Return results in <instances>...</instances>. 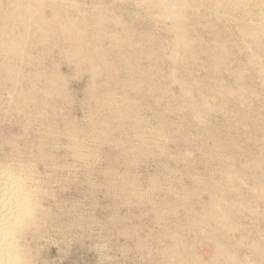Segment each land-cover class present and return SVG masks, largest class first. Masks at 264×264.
<instances>
[{
	"label": "rangeland",
	"instance_id": "obj_1",
	"mask_svg": "<svg viewBox=\"0 0 264 264\" xmlns=\"http://www.w3.org/2000/svg\"><path fill=\"white\" fill-rule=\"evenodd\" d=\"M103 1V2H102ZM131 1V2H130ZM132 1H134V3L132 2ZM143 1V2H142ZM146 1V2H145ZM188 1V2H187ZM191 2V4L189 3V0H186V1H180V0H74L73 2L71 1V0H55L54 2L56 3H54V2H52V4H51V7L50 6H48V7H41L40 9H39V11L37 12V11H35V10H32L33 8H32V6H31V12H30V15L33 13V11H35V13H33V16H38V15H41V16H45L46 15V17H44V18H47V19H44L43 21H40V22H36V20H35V18L33 17V18H30V19H28L29 20V22H27L28 20L27 19H25V18H15V15H16V13L18 14V8H19V6H21V5H23V0L22 1H20V0H0V33L1 32H3V33H6V31L8 30V32L7 33H13V34H15V37H16V39H18V41L20 42L19 44H20V47H21V49H20V51H18L16 54H13L12 52H9V51H7L4 47H3V45L2 44H0V63H1V61H3L2 63H1V65H0V68H2V69H0V103H3V104H0V111L2 112H0V116L1 115H3L4 113H5V115L6 116H8V118H5L4 116L5 115H3V116H1L0 118V161H3V162H7V160L8 159H17V160H25V161H27V163L28 164H26V166L28 167V171H29V173H31V175H32V177L34 178V179H36V182L37 183H39V190H38V192H39V196H41V198H43V196L44 195H46V196H44V198L42 199V201H41V208L39 209V210H37L36 212H38V213H36L37 214V218L39 217V221H37L36 223H35V226L36 227H34V225H33V228H37L38 227V229H39V233H37L36 235H35V238H33V240L32 239H29V237H31L32 238V235H30V234H27V239H26V241L24 242V240L23 239H20L19 240V243L21 244V246H23L22 247V250H23V254L26 256L25 257V261H24V264H166V262H167V264H198V262L199 261H206V262H208L209 260V262H211V260H212V257H213V255H214V253H215V251H216V249L217 250H219L220 248H216L217 246L215 245V244H218V245H224V246H226V247H232V248H234V251H233V253H231V255L230 254H226L227 252L225 251V250H222V249H220V251L219 252H216V256L217 255H219L220 253H223V252H225V254L224 255H221V257H222V259H220L221 257L220 256H218L217 257V261H218V263L219 264H223V262H224V264H227V263H229V261H230V263L229 264H231V263H237V264H254V262H257V264H264V193H262V189H263V192H264V168H262V167H264V164H261V163H264V137H263V134L264 133H262L263 131H264V108H262V107H264V94H261V93H264L263 91H264V82L261 80V76H262V73L264 72V68L262 67V62H264V57L262 56V52H259V51H261V50H259L261 47H263L264 46V40L262 41V39H264V17H263V13H264V1L263 0H253V1H251V0H247L248 2L249 1H251V2H249L250 4H248V2L245 4V2H246V0H244V1H242V0H235V4H234V2H232V1H234V0H205V1H203V0H201V1H199V0H197V1H195V0H190ZM192 1H194V4L192 3ZM211 1H213V2H211ZM217 1H219V2H217ZM228 3H227V2ZM231 1V2H230ZM3 2V3H2ZM11 2H12V4H11ZM14 2V3H13ZM19 2V3H18ZM65 2H71V3H73L74 5L73 6H71L72 4H70V5H68V10H67V5H66V7L63 5V4H65ZM115 2V3H114ZM140 2H141V4H140ZM159 2H161V4L159 3ZM174 2V3H173ZM183 2V3H182ZM185 2H187V4L185 3ZM195 2H196V4H195ZM203 2H205L204 4H203ZM220 2H222V4L220 3ZM227 4H229L230 3V5L232 6H229V7H231L230 8V10H228V5L226 6V3ZM238 2H240V3H242L243 2V6L241 5H239V4H237ZM254 2V3H253ZM8 3H10V6H9V4ZM16 3V4H15ZM109 3H110V5H109ZM127 3H128V5H127ZM135 5H133V4ZM144 3V4H143ZM150 4V7H148V5ZM184 3H185V5H184ZM199 3V4H198ZM216 3H218V4H221L220 5V8L218 7L219 5H217ZM225 3V4H224ZM257 3H259V4H257ZM2 4H4V5H2ZM6 4V5H5ZM15 4V5H14ZM18 4V5H17ZM21 4V5H20ZM59 4H62V5H59ZM153 4V5H152ZM193 4V7L191 6ZM198 4V5H197ZM203 4V5H202ZM210 5L211 7H208V6H206V5ZM211 4H213V5H211ZM237 4V5H236ZM251 4H253L252 6H254V8L256 7L257 8V6H258V9H256L255 8V11H254V8L251 6ZM260 4H261V6H260ZM54 5H56V7L54 6ZM57 5H59V7L57 6ZM142 5V6H141ZM144 5H146V6H144ZM190 5V6H189ZM201 5V6H200ZM215 5H217V6H215ZM239 5V6H238ZM248 5H250V6H248ZM14 6V8H13V10H12V7ZM18 6V7H17ZM63 8H61V7ZM126 6V7H125ZM129 6V7H128ZM132 8H131V7ZM135 8H134V7ZM136 6H137V8H136ZM194 6L195 7H197V8H199V10L201 11V12H199V10L197 9V8H194ZM203 6V7H202ZM206 8H205V7ZM263 6V7H262ZM10 7V8H9ZM51 8V11H50V8ZM59 9H58V8ZM71 7H73V8H71ZM147 7V8H146ZM159 7H161V8H163V11L162 12H159V10H158V8ZM182 7V8H181ZM202 7V8H201ZM217 7V8H216ZM239 7V8H238ZM245 7H246V9H245ZM247 7H249V9L247 8ZM252 9H251V8ZM116 8H117V10H116ZM144 8V9H143ZM147 10H146V9ZM148 8H149V10H148ZM184 8V9H183ZM206 9V10H204V9ZM227 8V9H226ZM238 11H236L235 9ZM259 8H260V11H259ZM14 9H15V11H14ZM94 9V10H93ZM131 9H133V10H131ZM135 9V10H134ZM152 9V10H151ZM198 10V12L196 11V10ZM215 9V10H214ZM225 9L226 11H228V12H226V14L225 15H223L225 12L223 11V10ZM235 10V12L234 13H232L233 12V10ZM241 11V14H240V12H239V10ZM57 10V11H56ZM66 10V11H65ZM92 10V11H91ZM144 10V11H143ZM214 10V11H213ZM219 10V11H218ZM222 10V11H221ZM247 11V12H244V15L246 16L245 17V23H244V21L243 20H241V19H243L244 18V15L242 14L243 13V11ZM251 10V11H250ZM252 10H253V12L256 14H254L253 12H252ZM257 10V11H256ZM3 11V12H2ZM10 11V12H9ZM41 11V12H40ZM49 11V12H48ZM62 11H64V12H62ZM84 11V12H83ZM122 11V12H121ZM148 11H150V12H148ZM195 11H196V14L198 15V17L199 18H202L203 20H199V18L196 16V14H195ZM205 11V12H204ZM206 11H209V13H207ZM218 11V12H217ZM221 11V12H220ZM231 13H230V12ZM262 11V12H261ZM56 12V13H55ZM82 12H83V14L85 15H83L82 14ZM110 12V13H109ZM224 12V13H223ZM249 12H251V13H249ZM256 12H258V13H256ZM5 13V14H4ZM13 13H14V15H13ZM71 13V14H70ZM122 13H123V15H122ZM127 13H129V14H127ZM177 13H179L177 16H176V14ZM192 13V14H191ZM207 13V14H206ZM210 13H212V14H210ZM213 13H215L216 14V16H218V14L220 15V13H221V15L220 16H218V17H216V16H212V15H215V14H213ZM223 13V14H222ZM228 13V14H227ZM237 13V14H236ZM250 15H249V14ZM252 13H253V15H252ZM260 13V15H258ZM11 14H12V16H11ZM37 14V15H36ZM54 14H56V15H54ZM66 16H65V15ZM80 14H82V16H80ZM91 14H94V15H91ZM116 15V17L117 16H121V17H118L117 19H115V18H112L113 16L115 17V15ZM118 14V15H117ZM159 14V15H158ZM201 14V15H200ZM203 14H205L204 16H202ZM231 16H230V15ZM234 14V15H233ZM4 15H6L5 16V18H4ZM8 15V16H7ZM78 15V16H77ZM100 15V16H99ZM133 15V16H132ZM163 15V16H162ZM174 15V16H173ZM180 15V16H179ZM229 15V16H228ZM238 17H237V16ZM241 15V16H240ZM242 15H243V18H240V17H242ZM258 15V16H257ZM2 16H3V18H2ZM55 16H57V18L55 17ZM61 16V17H60ZM206 16V17H205ZM210 17L209 19H210V21H209V19L207 18V17ZM224 16H226V18H224ZM255 16V17H254ZM9 17V18H8ZM64 17V21L63 20H59V18L60 19H62ZM74 18L73 20H71V21H68V19L69 18ZM84 17V18H83ZM92 17H93V19H92ZM101 17H102V19H101ZM158 17H160V18H158ZM173 17V18H172ZM213 17H215V18H213ZM230 17H233V18H230ZM248 17H253V19H251L250 20V18H248ZM257 17V18H256ZM6 18H8V19H6ZM70 18V19H71ZM99 20H98V19ZM169 18H171V20H169ZM213 18V19H212ZM218 18V19H217ZM222 18V19H221ZM223 18H224V21H223ZM248 18V19H247ZM258 18H260L259 19V21H258ZM263 18V19H262ZM14 19H16V20H14ZM33 19L35 20V21H33ZM105 19H106V21H105ZM108 19V20H107ZM137 19H138V21H137ZM164 20V23H163V21L162 20ZM216 19V22H217V20H218V24H216V22L215 23H213L214 22V20ZM220 19H221V21H220ZM241 20V21H239V20ZM261 19L263 20V22H261ZM5 22H3V21ZM6 20V21H5ZM12 20H14V22L12 21ZM30 20H31V22H33V24H36L37 26H40V25H42V24H44V22H48L49 21V23H45V24H48V27L49 26H54L52 29L53 30H49L48 29V27L47 28H45L44 29V32L42 33V34H38V33H36V32H34V30H29V31H26V26H27V24H28V27L29 26H31L32 24H31V22H30ZM48 20V21H47ZM79 20V21H78ZM113 22H112V21ZM126 20V21H125ZM159 20V21H158ZM181 20V21H180ZM196 20H198V22H196ZM205 20V21H204ZM211 20L213 21L212 23H211ZM226 20H230V21H226ZM238 20V21H237ZM8 21V22H7ZM13 22V23H11L10 24V22ZM15 21H16V23H15ZM19 21V22H18ZM75 22V24H77V23H79V24H77V25H75L74 24V22ZM104 21V22H103ZM109 23H108V22ZM116 21V22H115ZM117 21H121L119 24H118V22ZM141 21V22H140ZM207 21V22H206ZM220 21V22H219ZM234 21V22H233ZM251 21V22H250ZM3 22V23H2ZM19 24H18V23ZM65 22H68V23H65ZM70 22H72L73 23V26L72 25H70L71 23ZM87 22V23H86ZM96 22V23H95ZM99 22V23H98ZM138 22V24H136ZM167 22V23H166ZM170 22V23H169ZM202 24H200V23ZM202 22H204V23H202ZM233 22V23H232ZM236 22V23H235ZM252 22H254V23H252ZM15 23V24H14ZM25 23V24H24ZM131 23V25H129ZM174 23V24H173ZM239 23H241V25H239V27H238V24ZM258 23V24H257ZM18 24V25H17ZM60 24H62L63 26H61ZM66 26H65V25ZM83 24V25H82ZM88 24V25H87ZM114 24V25H113ZM166 24V25H165ZM232 24H233V26H232ZM244 24V25H243ZM249 25V26H247V25ZM10 25H11V27H10ZM21 25H23V27L25 26V29L23 28V27H21ZM35 25V26H36ZM106 25V26H105ZM108 25V26H107ZM118 25V27H116ZM126 25V26H125ZM142 26V28H141V26ZM156 25L158 26V27H156ZM168 25V26H167ZM193 25V26H192ZM222 25V26H221ZM8 26H9V28H8ZM17 26V27H16ZM18 26H19V28L20 29H18ZM57 26V27H56ZM70 26V27H69ZM75 26V27H74ZM98 26V27H97ZM122 28H121V27ZM186 26H187V28H186ZM235 26H236V28H235ZM245 26H247V28L245 27ZM2 27H4V28H7L6 29V31H4L5 29L3 28L2 29ZM72 27V28H71ZM128 27V28H127ZM137 27V28H136ZM226 27V28H225ZM241 27V28H240ZM250 27V28H249ZM50 29H51V27H49ZM65 28H66V30H65ZM68 28V29H67ZM78 28V29H77ZM79 28H81L80 30H79ZM88 28H89V31L90 32H88ZM97 28V29H96ZM106 28V29H105ZM118 28H121V30L120 29H118ZM141 28V29H140ZM152 30H151V29ZM176 28H178V29H176ZM188 28H190L189 30H188ZM226 30H225V29ZM252 28H254V29H258L259 30V36H256V39H252L251 38V36L250 37H247V36H244V34H248V32H252ZM56 30V32H55V30ZM74 29V30H73ZM75 29H77V30H75ZM111 29V30H110ZM118 29V30H117ZM123 29V30H122ZM125 29L129 32V33H127V31H125ZM128 29H130V30H132V31H130V30H128ZM137 29V30H136ZM149 31H148V30ZM158 29V30H157ZM230 31H229V30ZM243 29V30H242ZM249 29V30H248ZM59 30V31H58ZM106 30H108V31H106ZM133 30H134V32H136L135 34L134 33H131V32H133ZM145 30V31H144ZM190 31L189 33H186V34H183L182 35V32L183 31ZM209 30H212V32L211 31H209ZM219 30V31H218ZM223 30V31H222ZM262 30H263V32H262ZM21 31V32H20ZM22 31H25L26 32V35H22ZM50 31H52V32H54V33H52V32H50ZM62 31V32H61ZM64 31V32H63ZM70 31V32H69ZM77 31V33L79 34H77V33H75ZM140 32V33H137V32ZM141 31H143V33L141 32ZM181 31V33H179ZM185 31L183 32V33H185ZM216 31V32H215ZM221 31H222V33H221ZM229 31V32H228ZM246 31V32H245ZM74 33V34H72L71 35V33ZM104 32V33H103ZM148 32H149V34H151L150 36H149V34H148ZM162 32V33H161ZM193 34H192V33ZM205 33V32H207L208 33V35H207V33H205V36H203L202 35V33ZM210 32L212 33V34H210ZM215 32V33H214ZM18 33L20 34L21 33V35L22 36H19V38H18ZM97 33V34H96ZM124 33H126L125 35H124ZM156 35H154V34ZM198 33V34H197ZM203 33V34H204ZM219 33H221V34H219ZM238 33V34H237ZM64 34V35H63ZM69 34V35H68ZM80 34H82V36L80 35ZM88 34V35H87ZM92 34V35H91ZM95 34H96V36H95ZM128 34V35H127ZM131 34V35H130ZM135 36H133V35ZM138 34V35H137ZM140 34H143V35H141L140 37H139V35ZM146 34H147V36H148V39H147V36H146ZM165 34V35H164ZM174 36H177V37H179V39H177V38H175V37H173V35ZM181 34V36H179ZM192 34V35H191ZM217 34H219L218 36H217ZM235 36V38H234V36H233V41L230 39V38H232V36ZM38 35V36H37ZM50 35H52V36H50ZM55 35V36H54ZM57 35L59 36V37H57ZM74 35H76V37H78V39L80 40V39H82V40H80V41H78L77 42V44H78V46H79V43H82V45L80 44V46L78 47L79 48V51L77 52L75 49V47L74 48H71L70 49V51L71 52H69L68 51V48H67V46L63 43L64 42V40L65 39H68V37L70 36V38L72 37V38H76ZM116 35V36H115ZM184 35H186V37L184 36ZM191 37L190 39H188L189 40V42H186L185 41V39H187V38H189V36ZM215 37H214V36ZM224 36L223 37V39L225 40V39H227V40H225V41H227V42H225L221 37L222 36ZM239 35V36H238ZM2 36V35H1ZM23 36H24V39H23ZM28 36V37H27ZM127 36V37H126ZM151 36H152V38H151ZM166 36V37H165ZM207 36H210V37H207ZM216 36H217V38H216ZM220 36V37H219ZM230 36V38H228ZM241 36H243V37H241ZM27 37V38H26ZM46 37H47V39H46ZM56 39H58V38H60V42H59V39L58 40H55V38ZM106 37V38H105ZM144 38L145 39V42H144V40H142L141 39V41L140 40H138L139 38ZM149 37H150V39H149ZM153 37H154V39H153ZM162 37V38H161ZM203 37V38H202ZM212 37V38H211ZM214 37V38H213ZM237 37H239V38H237ZM61 38H63V39H61ZM96 38V39H95ZM99 38V39H98ZM102 38L104 39V40H102ZM131 38H133V39H131ZM136 38V39H135ZM168 38V39H167ZM180 38H182V39H180ZM183 38H184V41H183ZM210 38V39H209ZM219 38V39H218ZM222 40H221V39ZM241 38V39H240ZM261 38V39H260ZM26 39H27V41H28V39H29V41L28 42H23V41H26ZM37 39V40H36ZM53 39V41H51ZM77 38L75 39V40H78ZM85 39V40H84ZM163 39V40H162ZM206 39V40H205ZM210 41H209V40ZM235 39V40H234ZM260 39V40H259ZM22 40V41H21ZM40 40H41V42H40ZM54 40H55V42H54ZM129 40V41H128ZM136 40V42H134V41ZM138 40V41H137ZM147 40H148V42H147ZM150 40V41H149ZM154 40V41H153ZM171 40H174V42H176V43H173V41H171ZM187 40V41H188ZM210 42H208V41ZM214 40V42H213V44L211 43V41H213ZM218 40H220L221 42L222 41H224V42H222L221 44L220 43H218V42H220V41H217ZM251 40V41H250ZM44 41H48L47 43L45 42L44 43ZM57 41V42H56ZM87 42L86 43V45H87V47L85 46V42ZM104 41V42H103ZM105 41L107 42V43H105ZM156 41V42H155ZM158 41H159V43H158ZM191 41V42H190ZM254 41V42H253ZM30 42H35L34 44L36 45H34L33 43H30ZM43 42V43H42ZM56 43V44H54V43ZM84 42V43H83ZM139 42V43H138ZM141 42V43H140ZM143 42H144V44H143ZM150 42V43H149ZM162 42V43H161ZM240 42V43H239ZM29 43H30V45H29ZM105 43V44H104ZM120 43V44H119ZM124 43V44H123ZM151 43H152V48H151ZM186 43V44H185ZM191 43V44H190ZM205 43H207V45H205ZM208 43H209V45H208ZM237 43H239V45L237 44ZM255 45H254V44ZM25 44V45H24ZM31 44H33V45H31ZM90 44H92V46L90 45ZM157 44V47H154L155 45ZM159 44V45H158ZM162 44V45H161ZM163 44H165V45H163ZM212 44V45H211ZM217 44V45H216ZM236 44V45H235ZM28 45V46H27ZM39 45V46H38ZM43 45V46H42ZM52 47H51V46ZM55 46V48H54V46ZM131 45V46H130ZM170 45V46H169ZM171 45H172V47H171ZM215 45V46H214ZM219 45H221L220 47H219ZM261 47H260V46ZM25 47V48H23V47ZM31 46H33V47H31ZM59 46V47H58ZM60 46H61V49H60ZM125 46V47H124ZM147 46H148V48H147ZM150 46V47H149ZM161 46V47H160ZM164 46V47H163ZM177 46V47H176ZM212 46L213 47H215V48H212ZM30 47V48H29ZM50 47H51V51H47L48 49L50 50ZM82 47V48H81ZM86 47V49H84ZM129 47H131V49L133 48V50L136 48L137 50L136 51H138V53H140V55L139 54H137V52H135V50H134V52H133V50H131ZM154 47V48H153ZM176 47V48H175ZM201 47V48H200ZM208 48V49H205V48ZM210 47H211V49H210ZM241 47H244L243 49L241 48ZM250 47H252V48H250ZM256 47V48H255ZM260 47V48H259ZM39 49V50H37L36 51V49ZM41 48L44 50H41ZM112 48H115V49H112ZM141 48V49H140ZM145 48H146V53L144 52L145 51ZM156 48V49H155ZM167 48V49H166ZM171 48H172V50H171ZM217 48V49H216ZM221 48H222V51H221ZM227 48V49H226ZM234 48H239V49H234ZM258 48V49H257ZM34 49H35V51H34ZM81 49V50H80ZM83 49V50H82ZM117 49H119L118 50V52H120V53H118V52H116L117 51ZM120 49H121V51H120ZM139 49H140V51H139ZM150 49H152V50H156V54L158 55H156L155 54V50L154 51H150ZM161 49V50H163V53H164V55L162 54V52H159V50ZM230 49V50H229ZM232 49V50H231ZM254 49V50H253ZM3 50V51H2ZM5 50V51H4ZM41 50V51H40ZM56 50H58V51H56ZM66 50V51H65ZM87 50H88V52H87ZM91 50V51H90ZM114 50V51H113ZM126 50H127V52H126ZM128 50H130V51H128ZM148 50H149V52L150 53H152V54H150L149 52H148ZM160 50V51H161ZM166 50V51H165ZM215 50V51H214ZM226 50H228V51H226ZM237 50H239L238 52H237ZM242 50V51H241ZM257 50V51H256ZM23 51V52H22ZM26 51V52H25ZM32 52V53H29V52ZM35 53H34V52ZM45 51H47V52H45ZM84 51H86V52H84ZM90 51V52H89ZM96 51V52H95ZM105 51V52H104ZM125 51V52H124ZM192 51V52H191ZM200 51H205V53H203V52H201V53H199L198 54V52H200ZM206 51H207V53H206ZM217 51V52H216ZM225 51V53H223ZM231 51V52H230ZM241 51V52H240ZM244 51V52H243ZM21 52V53H20ZM51 52V53H50ZM54 52H56V54L54 53ZM84 52V53H83ZM93 52V53H92ZM107 52V53H106ZM114 52V53H113ZM133 52V53H132ZM154 52V53H153ZM171 52H173V53H171ZM215 52V53H214ZM230 52V53H229ZM233 52V53H232ZM234 52H235V55L236 56H234L233 54H234ZM236 52H237V54H236ZM247 52V53H246ZM258 52H259V54H258ZM50 55H49V54ZM54 53V54H53ZM90 53H91V55H90ZM112 53L114 54V55H112ZM116 53L117 54H119V56H125V57H119V56H115L116 55ZM134 53H135V55H134ZM149 53V54H148ZM166 53V54H165ZM169 53V55L170 54H172V55H167ZM208 53H210V54H208ZM231 53H232V55L233 56H231ZM249 53V54H248ZM253 53V54H252ZM82 54V55H81ZM93 54V55H92ZM95 54V55H94ZM121 54V55H120ZM144 54V55H143ZM147 54V55H146ZM153 54H155L154 55V57H152V55ZM201 54H203V55H201ZM205 54H207V56H209V57H212V58H210V59H208V57L205 55ZM224 54V55H223ZM225 54H227V55H225ZM241 54H242V56H241ZM247 54V55H246ZM251 54V55H250ZM56 55V56H55ZM81 55V56H80ZM85 57H84V56ZM142 55V56H141ZM168 57H167V56ZM176 55V56H175ZM201 56V58H203L204 57V60H202L201 58H199L200 56ZM215 55H218L219 57L221 56V58H217L218 56H215ZM240 56V57H238V56ZM250 55V56H249ZM253 55V56H252ZM48 56H50L49 58H48ZM72 56H74V57H72ZM105 56V57H104ZM131 56V57H130ZM138 58H137V57ZM142 57V58H140V57ZM148 57L149 56V58H144V57ZM159 56H162L163 57V59H161L162 57H160L159 58ZM166 56V57H165ZM206 56V57H205ZM29 57V58H28ZM31 57H32V59H31ZM34 57V58H33ZM42 57H45V58H42ZM55 57V58H54ZM64 57H66V58H64ZM76 57H78L79 58V60H78V58H76ZM104 57V58H103ZM128 57H130L129 59H128ZM136 57V58H135ZM177 57V58H176ZM180 57V58H179ZM224 57V58H223ZM231 57L233 58V59H231ZM238 58V60H237V58ZM244 57L246 58V59H248V60H246V59H244ZM248 57V58H247ZM253 57H255V59L253 58ZM28 58V59H27ZM87 58V59H86ZM99 58V59H98ZM131 58H132V61H130L131 60ZM134 58L137 60V61H139V63L138 62H136L135 60H134ZM151 58V59H150ZM156 59L155 61H152L153 59ZM179 58V59H178ZM199 58V59H198ZM226 58H230L229 60L228 59H226ZM242 60H240V59ZM252 58V59H251ZM261 58V59H260ZM25 59V60H24ZM33 59H35V61L33 60ZM39 61L38 63H37V60ZM40 59V60H39ZM46 59V60H45ZM67 59V60H66ZM124 59V60H123ZM127 59V60H126ZM138 59H140V60H138ZM143 59H144V61H143ZM145 59L147 60V61H145ZM148 59H149V61H148ZM211 59H212V61H211ZM213 59L215 60L214 62H213ZM223 59H224V61H223ZM31 60H33L32 62H31ZM82 60V61H81ZM83 60H85L84 62H83ZM88 60V61H87ZM103 60H106V62L108 63V69H106L105 68V62H103ZM128 61V62H126V61ZM162 60H163V62H165V63H162ZM168 61V62H166V61ZM190 62H189V61ZM219 60V61H218ZM230 60H231V62H230ZM10 61V62H9ZM42 61V62H41ZM49 61V62H48ZM69 61V62H68ZM81 61V62H80ZM113 61V63H111ZM124 61V62H123ZM134 61L136 62V65H135V63H134ZM142 63H141V62ZM157 61H161V64L160 63H158ZM186 61H188V62H186ZM203 61H207V62H203ZM211 61V62H210ZM246 61V62H245ZM251 61H253V62H251ZM257 63H256V62ZM21 62V63H20ZM31 62V63H30ZM43 62H45V64L43 63ZM61 62V63H60ZM62 62H64V63H62ZM68 62V64L70 65V66H68V65H66V63ZM79 62V63H78ZM110 62V63H109ZM122 62V63H121ZM147 62H149V64L147 63ZM150 62H152L151 64H150ZM154 62V63H153ZM177 62V63H176ZM181 62H186V63H182L181 64ZM214 63V65H213V63ZM215 62H217L218 64H219V67H222V68H219V67H217V65L215 66ZM221 62H222V64H221ZM224 62V63H223ZM245 62V63H244ZM251 62V63H250ZM16 63H18L19 65H17ZM46 63H49V64H46ZM74 63V64H73ZM86 63V64H85ZM127 63V64H126ZM146 63H147V65H149V66H147L146 65ZM202 63H205V65H202ZM225 63L227 64V65H225ZM235 63V64H234ZM239 63H242L241 65H237V64H239ZM248 63H250V65L252 66V67H250V68H253L252 70H253V72H252V70L250 69V68H248L249 67V65H248ZM24 64V65H23ZM28 64V65H27ZM36 64V65H35ZM41 64V65H40ZM44 64V65H43ZM74 66H72V65ZM76 64V65H75ZM86 66H85V65ZM117 64H119V65H117ZM129 64V65H128ZM132 64V65H131ZM138 64V65H137ZM139 64H140V66H139ZM142 64V65H141ZM144 64H145V66H144ZM160 64V65H159ZM177 64V65H176ZM179 64H181V65H179ZM188 65V66H186V65ZM190 64H194V65H196V66H194L193 65V67H191L192 65H190ZM244 64V65H243ZM245 64H247V65H245ZM8 65H10V66H8ZM33 65H34V67H35V69H34V67H33ZM38 65V66H37ZM50 65H52L53 66V68H52V66H50ZM126 65V66H125ZM152 65V66H151ZM155 67H154V66ZM163 67H162V66ZM165 65V66H164ZM170 65V66H169ZM175 65V66H174ZM189 65H190V67L193 69H191L190 67H189ZM199 65V66H198ZM211 65V68L209 67ZM236 65V66H235ZM30 66V67H29ZM44 66V67H43ZM47 66V67H46ZM55 66L57 67L56 68V70L55 71H52L53 69H55ZM68 66V67H67ZM80 66V67H79ZM95 67V69H97L98 70V74L99 75H97L96 77H95V74L93 75L92 74V71L90 70V68L91 67ZM101 66V67H100ZM119 66H121L120 68H119ZM137 66H139V67H137ZM142 66V68H140ZM160 66H161V69H160ZM167 66V67H166ZM171 66H172V69H170L171 68ZM174 66V67H173ZM178 66H180V67H178ZM181 66H183V67H181ZM185 66V67H184ZM198 66V67H197ZM204 66V67H203ZM264 66V65H263ZM8 67V68H7ZM20 67V68H19ZM43 67V68H42ZM60 67V68H59ZM69 68V69H67V68ZM70 67H71V69H70ZM84 67V68H83ZM124 67V68H123ZM127 67V68H126ZM133 67V68H132ZM135 67V68H134ZM144 67V68H143ZM150 67H152L151 69H149ZM164 67H165V69H164ZM169 67V68H168ZM189 67V68H188ZM194 67H196V68H194ZM215 67H217L216 68V70L218 69V73H217V71H216V74L214 73L215 71H214V68ZM229 67V68H228ZM238 67H243L242 69L241 68H238ZM259 67V68H258ZM76 68V69H75ZM82 68H83V70H82ZM100 68H102L103 70H101L102 71V73H99V70H100ZM131 68V69H130ZM137 68V69H136ZM146 68V69H145ZM156 68V69H155ZM167 68V69H166ZM174 68H176V71H175V69ZM180 68V69H179ZM182 68H183V70H182ZM188 68V69H187ZM197 68H199V69H197ZM206 68H208V69H206ZM231 68V69H230ZM263 68V69H262ZM13 69V70H12ZM45 69V70H44ZM58 69H60V70H58ZM85 69H87V70H85ZM126 69V70H125ZM135 70V71H130L129 72V70ZM148 69H149V71L150 72H148V73H150V74H148L147 73V71H148ZM186 69H187V71H186ZM197 69V70H196ZM206 69V70H205ZM211 69H213V71L211 70ZM226 73V74H224V72H222V70ZM227 69V70H226ZM232 70L231 72H232V74H231V72L229 71V70ZM236 69H238L239 71L238 72H236L237 70ZM247 69H248V71H250V72H248L247 71ZM255 69V70H254ZM42 70H44V72H42ZM48 72H47V71ZM80 72H84V73H79V71ZM85 70V71H84ZM89 70V71H88ZM128 70V71H127ZM138 70V71H137ZM145 72H144V71ZM157 70V71H156ZM178 70H180L179 72H177ZM185 72L184 74H186V75H188V76H186V75H184L183 74V72ZM196 70V71H195ZM209 70L211 71V72H209ZM236 70V71H235ZM241 70L242 71H244V73H241ZM68 71V72H67ZM100 71V72H101ZM106 71H108L107 73H106ZM125 71V72H124ZM153 71V73H155V74H153V73H151ZM163 71V72H162ZM164 71L166 72V74H164ZM188 71H189V73H188ZM196 72L195 74H194V72ZM199 71V72H198ZM255 71H258V72H255ZM259 71H260V74H259ZM261 71H263V72H261ZM5 72V73H4ZM45 72H47V73H45ZM50 72H52V73H50ZM88 72H90V73H88ZM136 74H135V73ZM142 74V73H144V74H142V75H145V76H142L140 73ZM159 72V73H158ZM160 72H162V75H161V73ZM181 72V73H180ZM193 72V73H192ZM207 72V73H206ZM233 72H235V73H233ZM252 72V73H251ZM33 73V74H32ZM36 73H37V75H36ZM64 73V74H63ZM104 73V74H103ZM106 73V74H105ZM131 73V74H130ZM156 73H158V74H156ZM192 75H191V74ZM210 73V74H209ZM212 73H214V74H212ZM239 73V74H238ZM84 74H86V75H84ZM108 74V75H107ZM130 74V75H129ZM146 74H148L149 76V78L147 77V75ZM153 75V77L156 75V77H154L153 79H151L152 78V75ZM168 74V75H167ZM176 74H178L179 76L177 77V75ZM183 74V75H182ZM231 74V75H230ZM234 74V75H233ZM243 74H244V76H243ZM19 75V76H18ZM29 75V76H28ZM61 75H62V77H61ZM74 77H73V76ZM79 75H81L82 77H80ZM92 75V76H91ZM124 75H127V76H125L124 77ZM134 75H138V77H136L135 76V78H134ZM163 75H165V76H163ZM190 75V76H189ZM205 76V78H204V76ZM211 75V76H210ZM214 75V76H213ZM220 75V76H219ZM237 75V76H236ZM9 76V77H8ZM24 76H27V77H24ZM71 76V77H70ZM79 76V77H78ZM89 76H90V78H89ZM99 76V77H98ZM106 76V77H105ZM131 76V78H132V80H133V78H134V80L132 81L131 80V78H129V77ZM159 76H161V80H159L160 79V77ZM163 76V77H162ZM174 76H176V77H174ZM183 76V77H182ZM201 76H203L202 78H204V79H202L201 78ZM213 76V77H212ZM216 76H218V77H222L223 79H221V81L219 80V79H217L216 78ZM1 77H2V79H1ZM12 77H13V79H12ZM15 77V78H14ZM40 77V78H39ZM66 77L67 78H69L68 80L66 79ZM95 79H93V78ZM99 78V79H96V78ZM109 77H110V79H109ZM112 77H113V79H112ZM144 77H146L147 79L145 80V78ZM158 77V78H157ZM190 77V78H189ZM212 77V78H211ZM232 77H233V80H232ZM250 77V78H249ZM5 80H4V79ZM18 78V79H17ZM32 78V80H30ZM48 78V79H47ZM50 78V79H49ZM64 78H65V80H64ZM78 78V79H77ZM81 78V79H80ZM116 78V79H115ZM127 78V79H126ZM137 78V79H136ZM139 78V79H138ZM162 78H164L163 80H162ZM177 78H179V79H177ZM187 78V79H186ZM188 78H189V80H188ZM192 78V79H191ZM230 78V79H229ZM234 78H236V80H234ZM253 78V79H252ZM24 79V80H23ZM25 79H27L26 81H25ZM42 79V80H41ZM46 81H45V80ZM80 79V80H79ZM101 79H102V81H103V83H102V81H101ZM105 79V80H104ZM107 79H109V81H107ZM112 79V80H111ZM123 79V82L122 81H120V80H122ZM155 79H156V81H155ZM180 79H183L184 81L185 80H187V81H185L186 82V84L187 85H185V82H183V80H181L182 82H180L179 80ZM191 79V80H190ZM200 79H202V80H200ZM210 79V80H209ZM238 79V80H237ZM13 80V81H12ZM17 80V81H16ZM20 80V81H19ZM24 82H23V81ZM29 80V81H28ZM59 80V81H58ZM92 80V81H91ZM96 80H100L99 82L98 81H96ZM115 80V81H114ZM127 80V81H126ZM145 80V81H144ZM152 80H154V81H152ZM158 80V81H157ZM165 80H167L166 82H165ZM194 80V81H193ZM196 80V81H195ZM199 80V81H198ZM208 80H209V82H208ZM226 80V81H225ZM227 80H229V82L227 81ZM248 80H250V81H248ZM5 81V82H4ZM28 81V82H27ZM33 81V82H32ZM36 81H38V82H36ZM40 81V82H39ZM54 81V83H53V86H52V82ZM58 82V83H56V82ZM68 81V82H67ZM90 81V82H89ZM95 81V82H94ZM114 81V82H113ZM127 83H126V82ZM130 81H131V83L132 84H130ZM137 81H139L138 83H137ZM163 81H164V83H163ZM169 81V82H168ZM216 83H215V82ZM252 81V82H251ZM2 82V83H1ZM31 82V83H30ZM36 84H35V83ZM60 82H62L61 84H60ZM66 84H64V83ZM92 82V83H91ZM122 82V83H121ZM145 82V83H144ZM152 82H154V85H153V83ZM158 82V83H157ZM187 82H190V83H187ZM197 82H198V85H196L197 84ZM200 82V83H199ZM204 84V82H205V84L203 85L202 83ZM208 82V83H207ZM232 82H234L233 83V85H232ZM251 82V83H250ZM6 85H5V84ZM17 83V84H16ZM41 83V84H40ZM43 83V84H42ZM45 83V84H44ZM50 83H51V85H50ZM90 83V85H88ZM98 83H100V84H98ZM115 83V84H114ZM126 83V84H125ZM142 83V84H141ZM156 83V84H155ZM163 83V84H162ZM166 83H170L171 85H169V84H166ZM173 83V84H172ZM196 83V84H195ZM212 83V84H211ZM226 83H227V86H226V88H224L225 87V85H226ZM230 83V84H229ZM240 83V84H239ZM243 83H247L246 84V86H245V84H243ZM62 84H63V86H62ZM105 84V85H104ZM125 84V85H124ZM129 84V85H128ZM136 84V85H135ZM138 84V85H137ZM142 85V87H145V88H140L141 87V85ZM150 84V85H149ZM162 84V85H161ZM165 84V85H164ZM190 84V85H189ZM208 84H211L210 86L208 85ZM222 84V85H221ZM249 84V85H248ZM259 84V85H258ZM4 87H3V86ZM56 85V86H55ZM58 85H59V87H61V91H60V88L58 87ZM94 87H93V86ZM108 85V86H107ZM126 85H128V86H126ZM137 86V87H131V86ZM145 85V86H144ZM149 87H148V86ZM161 85V86H160ZM164 85V86H163ZM183 85H185V86H183V87H186V88H182L181 89V87ZM189 85V86H188ZM202 85H203V88H202ZM212 85L214 86V87H212ZM219 85V86H218ZM239 85V86H238ZM245 86V87H243V86ZM40 86V87H39ZM43 86V87H42ZM46 86H48V87H46ZM51 86V87H50ZM66 86V87H65ZM87 86V87H86ZM90 86V87H89ZM92 86V87H91ZM99 88H98V87ZM140 86V87H139ZM147 86V87H146ZM166 86V87H165ZM170 86H172V88L170 87ZM181 86V87H180ZM191 86L193 87V88H191ZM196 86H199V87H196ZM204 86H206V87H204ZM207 86H209V87H207ZM221 86H222V88H221ZM230 86V91H231V93H230V91H228L229 90V88H228V90H227V87H229ZM254 86V87H253ZM23 87V88H22ZM39 87V88H38ZM57 87H58V89H57ZM96 87V88H95ZM112 87V88H111ZM115 87V88H114ZM124 87V88H123ZM152 89H151V88ZM168 87V88H167ZM174 87V88H173ZM179 88V90H178V88ZM238 87V88H237ZM241 87V88H240ZM253 87V89H255V90H253V89H251ZM259 87V88H258ZM5 88L6 89V91H5V89L3 90V89ZM8 88V89H7ZM19 88V89H18ZM27 89V90H25L24 91V89ZM36 88V89H35ZM52 88V89H51ZM62 88H64L63 90H62ZM69 88H70V91H69ZM89 88V89H88ZM121 88V89H120ZM128 88V89H127ZM132 88V89H131ZM148 88V89H147ZM156 88V89H155ZM194 88H197L198 90H195ZM200 88V89H199ZM218 88H221V90L223 89V91H224V93L225 94H227L226 95V97L227 98H225V94L223 93V91L221 92L220 90H218ZM235 88H237L236 90V92H234L235 91ZM15 89H18V93H17V91L15 90ZM34 89V90H33ZM54 89L56 90V91H54ZM86 89V90H85ZM108 89H110V90H108ZM115 89V90H114ZM123 89L125 90V91H123ZM130 89H131V91L132 92H134V91H136V92H134L135 94H133L131 91H130ZM140 89H142V90H140ZM144 89V90H143ZM171 89L172 90H174V91H171ZM176 89V90H175ZM188 89V91L187 92H185V90H187ZM207 90L211 95H212V93H214V95H216V97H215V99H219V97H221V99H222V96H223V99L221 100V99H219V100H217L218 102H219V104H218V102L216 101V100H214V95L211 97V95L206 91H204L203 92V90ZM227 91H226V90ZM233 89V90H232ZM239 89H241V90H239ZM23 91V93H25V92H27V94H23L22 93V91ZM37 90V91H36ZM42 90V91H41ZM50 90V91H49ZM59 90V91H58ZM68 90V91H67ZM126 90H127V92H126ZM139 90V91H138ZM149 90L150 91H152L153 92V95H152V93L151 92H149ZM192 90V91H191ZM201 90V91H200ZM259 90H260V92H259ZM32 91V92H31ZM45 91H47V92H45ZM64 91V92H63ZM66 91V92H65ZM84 91H86V92H84ZM90 93H89V92ZM92 91H94L93 93H91ZM121 91H123L122 93H121ZM141 91L142 92H144V93H141ZM160 91V92H159ZM164 91V92H163ZM190 91V92H189ZM220 93V94H218V92ZM3 92H5V93H3ZM34 92V93H33ZM50 92V93H49ZM56 92V93H55ZM62 92H63V94H62ZM69 92V93H68ZM88 92V93H87ZM105 92V93H104ZM109 92V93H108ZM129 92H131V93H129ZM171 92H174V93H172V94H169L168 96H167V94L168 93H171ZM179 92V93H178ZM189 92V93H188ZM200 92H202V93H200ZM233 92V93H232ZM258 92V93H257ZM21 93V94H20ZM33 93V94H32ZM44 93V94H43ZM57 93H60V94H57ZM68 93V94H67ZM84 93V94H83ZM88 95H87V94ZM121 93V94H120ZM125 93V94H124ZM136 93H137V95L138 96H136ZM149 93V94H148ZM166 95L165 97H164V95ZM167 93V94H166ZM176 93V94H175ZM178 93V94H177ZM191 93V94H190ZM198 93H200V94H198ZM234 93H237L236 95L234 94ZM7 94H8V96H7ZM35 94V95H34ZM40 94V95H39ZM51 94V95H50ZM62 94V95H61ZM98 94V95H97ZM113 94H115V95H113ZM117 94H120L119 96H117ZM126 95V97H124V95ZM130 94H132V95H130ZM140 94V95H139ZM145 94H148V95H150V96H148V95H146L147 96V98H146V96H145ZM156 94H157V96H156ZM192 94H194L195 95V98H194V95H192ZM196 94H197V96L199 97H196ZM203 94H206V95H204L203 96ZM221 95V96H218V95ZM19 96V98H18V96ZM29 95V96H28ZM39 95V97H40V99H39V97H37ZM47 95H49V96H47ZM57 95H58V97L60 96L61 98H58L57 99ZM64 95V96H63ZM71 95V96H70ZM90 95V96H89ZM111 95L113 96V97H111ZM123 95V96H122ZM128 95H130L129 96V98H131V100L129 99V98H127L128 97ZM133 95H135V96H133ZM161 95V96H160ZM177 96V99H176V96ZM179 95V96H178ZM182 95H184V96H182ZM243 95H245L246 97H248V98H250V99H246ZM248 95V96H247ZM260 95H262V96H260ZM35 96V97H34ZM41 96H43V97H41ZM51 96H54V97H51ZM70 96V97H69ZM122 96V97H121ZM133 96V97H132ZM141 96V97H140ZM159 96V99L157 98ZM171 96V97H170ZM191 96H193L191 99H190V97ZM201 96V97H200ZM218 96V97H217ZM23 97H24V99H23ZM26 97V98H25ZM28 97V98H27ZM31 97V98H30ZM62 97L65 99H62ZM67 97V98H66ZM84 97V98H83ZM88 99H87V98ZM117 97V100L116 99H114V98H116ZM123 98L122 100H120L119 98ZM142 97H144V98H146V99H144V98H142ZM156 97V98H155ZM166 97H168V98H166ZM178 97H179V99L181 100V102H180V100L178 99ZM181 97H186L185 99H181ZM203 97V98H202ZM206 97V98H205ZM208 97V98H207ZM238 97L240 98V99H238ZM243 97V98H242ZM45 98H47V99H45ZM86 98V99H85ZM128 99V101H127V99ZM139 98V99H138ZM140 98H142L143 100H144V102L145 101H147V102H149V103H146L145 102V104H144V102H143V100L142 99H140ZM152 98V99H151ZM155 98V99H154ZM164 100H162V99ZM197 98L199 99V100H197ZM242 98V99H241ZM245 98V99H244ZM7 99V100H6ZM20 99H21V102H19L20 101ZM45 99V100H44ZM74 99V100H73ZM91 99H92V101H95V102H92L91 101ZM113 99V100H112ZM126 99V100H125ZM133 99H136V101H138V102H136V101H134ZM138 99V100H137ZM166 99H167V102H166ZM171 99V100H170ZM226 99V100H225ZM24 100V101H23ZM26 100V101H25ZM28 100V101H27ZM37 100H39L38 101V103L37 102H35V101H37ZM44 100V101H43ZM49 100V101H48ZM50 100H51V102H50ZM82 100L84 101V102H82ZM115 100V101H114ZM141 100V101H140ZM155 100V101H154ZM189 100H190V102H189ZM195 102V106H194V102ZM239 100H242V101H239ZM246 100L248 101V103L249 104H247V102H246ZM261 100V101H260ZM43 103V104H41V105H39V103H41V102ZM72 101V102H71ZM74 101V102H73ZM80 101V102H79ZM92 102V103H90V102ZM98 101V102H97ZM102 101V102H101ZM124 101V102H123ZM129 101H131V103L129 102ZM141 103H143V104H140V102ZM171 103H170V102ZM197 101H199V102H201V103H198ZM215 101H216V103H215ZM30 102H31V104H30ZM34 102L36 103V104H34ZM59 102V104H57ZM78 102V103H77ZM88 102V103H87ZM104 102V103H103ZM105 102H108V103H105ZM126 102V103H125ZM129 102V103H128ZM174 102V103H173ZM184 102H186L185 104H183ZM192 102V103H191ZM203 102V103H202ZM241 102V103H240ZM246 102V103H245ZM10 103V104H9ZM12 103H14V104H12ZM21 105H19V104ZM25 103V104H24ZM33 103V104H32ZM44 103H46V104H44ZM53 103H55V104H53ZM70 103H71V105H70ZM121 103H124V104H121ZM127 103H128V105H127ZM133 103H134V105H133ZM135 103H138V104H135ZM157 103V104H156ZM160 103V104H159ZM162 103V104H161ZM164 103L166 104L167 103V106H165L164 105ZM181 103V104H180ZM214 104V106H213V104ZM240 103V104H239ZM250 103H252V104H250ZM16 104V105H15ZM47 104H49L48 105V107H47ZM92 104H95V105H92ZM96 104H98V105H96ZM112 104V105H111ZM130 104H132L131 106H130ZM147 104H150V105H152V107H153V105H158L157 107H160L159 109H162V108H164V109H162L161 111L159 110V109H157V107L156 106H154L153 108H156V109H153L151 106H149V109H146L147 107ZM169 104H171V105H169ZM173 104V105H172ZM187 104H189V105H187ZM191 104L193 105V106H191ZM198 104V105H197ZM236 104V105H235ZM7 105V106H6ZM15 105V106H14ZM30 105V106H29ZM57 105H59V106H57ZM60 105H62L63 106V108L60 106ZM74 105V106H73ZM81 105V106H80ZM111 105V106H110ZM138 105H140V106H138ZM164 105V106H163ZM211 105H212V107H211ZM230 105V106H229ZM247 105H249L248 107H250V108H248L247 107ZM252 105H255V106H253L252 107ZM260 105V106H259ZM5 106V107H4ZM12 106V107H11ZM19 108H18V107ZM34 106H36L37 108H39L38 110H36V107H35V110L37 111V115L35 114V110H34V108H32V107H34ZM39 106V107H38ZM51 106H52V108H51ZM54 106H56V107H54ZM68 106H70V109H69V107ZM116 106V107H115ZM121 106V107H120ZM122 106H126V108H124V107H122ZM133 106H134V108H138V109H133ZM136 106V107H135ZM169 106V107H168ZM173 106V107H172ZM186 106V107H185ZM206 106H207V108H206ZM223 106V107H222ZM228 106V107H232L231 108V110L230 109H228V108H226V107ZM234 106H235V108L237 107V109L235 110L234 109ZM257 106H258V108H257ZM3 107H4V109H3ZM15 107V108H14ZM22 107H23V109L25 110V112H24V110L22 109ZM29 108V110H28V108ZM40 107H41V109H40ZM61 107V108H60ZM67 107V108H66ZM96 107V108H95ZM107 107V108H106ZM112 107H113V109H112ZM131 107H132V111H131ZM142 108V107H145V108H143V109H140V108ZM162 107V108H161ZM168 108V109H166V108ZM183 107V108H182ZM192 107V108H191ZM195 109H194V108ZM197 107V108H196ZM198 107H200V108H198ZM217 107V108H216ZM220 107H222L221 109L223 110V112H221L222 110L220 109ZM254 107H256V109L257 110H255L254 109ZM14 110H13V109ZM27 108V109H26ZM42 108H44V110L42 109ZM48 108V109H47ZM56 108V109H55ZM104 108V109H103ZM115 108V109H114ZM116 108H118V109H116ZM122 108H124V109H122ZM128 108V109H127ZM130 108V109H129ZM150 108H151V110H153V111H149L150 110ZM178 108V109H177ZM185 108H186V110H185ZM205 108V109H204ZM211 108L212 109H214V108H216L215 109V111L214 112H212V110H211ZM32 109V110H31ZM58 109H60V110H58ZM77 109V110H76ZM170 109V110H169ZM173 109V110H172ZM182 109V110H181ZM184 109V110H183ZM192 109H194L193 111H192ZM208 109V110H207ZM218 109H220L221 111H219ZM239 109V112H237V110ZM15 110H17V113L15 112ZM19 110V111H18ZM40 110V111H39ZM44 112H43V111ZM69 110H71V111H69ZM128 110H129V112H128ZM141 111V113L139 112V111ZM157 110V111H156ZM164 110V111H163ZM176 110V111H175ZM188 110V111H187ZM201 110H202V113H200L201 112ZM203 110H204V112H203ZM207 110V111H206ZM245 110V111H244ZM248 110H251V113H250V115H249V112L250 111H248ZM256 112H254V111ZM28 113H27V112ZM33 111H35V112H33ZM46 111V112H45ZM52 111V112H51ZM60 111H62V113H60ZM122 111V112H121ZM124 111V112H123ZM149 111V112H148ZM166 111H167V113H166ZM168 111H170V112H168ZM171 111H172V113H171ZM176 112V114H175V112ZM191 111V112H190ZM197 111V112H196ZM224 111H226V112H224ZM229 111V112H228ZM232 111V112H231ZM242 111H243V113H242ZM4 112V113H3ZM22 112V113H21ZM30 112V113H29ZM40 112V113H39ZM41 112H42V114H41ZM54 112V113H53ZM71 112V113H70ZM115 112V113H114ZM118 112L119 113H121V114H119L118 115ZM131 112H132V114H131ZM136 112V113H135ZM146 112V113H145ZM150 112H154L153 114L152 113H150ZM160 112V113H159ZM165 112V113H164ZM180 112H182L183 114H181ZM193 112V113H192ZM207 112V113H206ZM219 112H221V114L219 113ZM230 112H231V114H230ZM244 114V112H245V114L242 116V114ZM259 114H258V113ZM25 113H27L26 114V116H23L22 117V114H24L25 115ZM33 113V114H32ZM45 113H46V116H45ZM56 113V115H53V114H55ZM101 113H102V115H101ZM105 113V114H104ZM123 113V114H122ZM125 113V114H124ZM143 113L145 114V115H143ZM189 113V114H188ZM209 113H211L210 114V116H209ZM247 113H248V115H247ZM253 113V114H252ZM29 114H31V115H29ZM41 114V115H40ZM72 114V117L70 118L69 116ZM136 114H138V115H136ZM155 114H157V115H155ZM161 114V115H160ZM164 114V115H163ZM170 116H169V115ZM181 114V115H180ZM193 114V115H192ZM206 114V115H205ZM207 114H208V117H207ZM223 114V115H222ZM225 114H227L226 116H225ZM257 114V115H256ZM260 114H262V115H260ZM15 115H18V116H15ZM38 115L40 116V117H38ZM44 115V116H43ZM60 115V116H59ZM79 115V116H78ZM115 115V116H114ZM136 115V116H135ZM151 115V116H150ZM160 115V117H158ZM174 115H176L177 116V118L178 117H181V118H178L179 120H177V118H176V116H174ZM191 116V118L190 117H188V116ZM196 117H195V116ZM202 115H204V116H202ZM218 115V116H217ZM220 115H222V116H224L223 118H222V116L220 117ZM258 115H260V117H255V116H258ZM31 116V117H30ZM32 116L34 117V118H32ZM36 116V117H35ZM57 116V117H56ZM62 116H63V118H62ZM66 116H68V117H66ZM74 116L75 117H77L76 119H74ZM105 117V119H104V117ZM147 116H148V118H147ZM154 116V117H153ZM155 116H157L156 118H155ZM169 116V117H168ZM182 116H183V118H182ZM187 116V117H186ZM202 116V117H201ZM230 116V117H229ZM15 117H19L18 119H15ZM28 117L30 118V120L28 119ZM45 117H49V118H45ZM53 117V118H52ZM82 117V118H81ZM113 117H116L115 119L113 118ZM120 117H122V118H120ZM128 117V118H127ZM152 117V118H151ZM164 117V118H163ZM192 117H193V119H192ZM195 117V118H194ZM204 117V118H203ZM207 117V118H206ZM237 117V118H236ZM246 117H247V119H248V121L250 122H248L247 121V119H246ZM46 119L47 120V122H45L46 120H44V119ZM87 118V119H86ZM124 118V119H123ZM131 118V119H130ZM134 118H135V120H136V118H137V121H135L134 120ZM140 118H141V120H140ZM159 118H161L160 120H159ZM166 118V123H163V122H165L163 119H165ZM174 118V119H173ZM185 118V119H184ZM208 118H212V119H208ZM239 118V119H238ZM256 119V123L254 122V119ZM22 119H25V120H22ZM34 119H36V120H34ZM63 119H65L66 120V122L68 123V129H61L62 128V123L65 121V120H63ZM83 119V120H82ZM85 119H86V121H85ZM122 119V120H121ZM152 119V120H151ZM155 119H156V121H155ZM185 121H184V120ZM189 119V120H188ZM246 119V120H245ZM1 120H3V121H1ZM18 120V121H17ZM33 120V121H32ZM38 120V121H37ZM43 120V121H42ZM50 120H52V121H50ZM61 120V121H60ZM63 120V121H62ZM72 120H74L73 122H71ZM122 122H121V121ZM143 120V121H142ZM158 120V121H157ZM176 122H175V121ZM180 120H182V122L181 123H183L184 125H182L179 121ZM209 120V121H208ZM227 120H230V122L229 121H227ZM237 120V123L235 122ZM17 121V122H16ZM43 123H42V122ZM50 121V122H49ZM54 121H55V123H54ZM59 121V122H58ZM92 121V122H91ZM93 121H95V122H93ZM134 121V122H133ZM146 121H148V122H146ZM153 121V122H152ZM160 121V122H159ZM163 121V122H162ZM167 121H168V123H167ZM174 121V122H173ZM206 121H208V124H210V125H213V126H210V125H208L207 123H206ZM232 121V122H231ZM247 122V123H245V122ZM3 122V123H2ZM4 122H6L5 124H4ZM10 124H8V123ZM18 122H20V123H22V125H20V124H18ZM41 122V123H40ZM74 122L76 123V124H74ZM84 122V123H83ZM98 122H100V123H98ZM114 122V123H113ZM123 123L122 125H121V123ZM132 122V123H131ZM147 123V125H144V124H146ZM150 122H151V125H150ZM158 122V123H157ZM162 122V123H161ZM170 122V123H169ZM190 122V123H189ZM191 122L193 123V124H191ZM207 124H205V123ZM218 122V123H217ZM225 122V123H224ZM235 122V123H234ZM244 122V123H243ZM35 123V124H34ZM50 125H49V124ZM77 123H80V124H77ZM95 123H98V124H100L99 125V128L101 129H99L98 128V124H94ZM106 123H107V125H106ZM118 123V124H117ZM126 123V124H125ZM172 123V124H171ZM177 123V124H176ZM179 123V124H178ZM189 123V124H188ZM214 123H216V124H214ZM220 123H224V124H220ZM241 123V124H240ZM3 124V125H2ZM11 124H12V127H10L11 126ZM37 124V125H36ZM46 124H48V125H46ZM84 124L86 125V126H84ZM92 124L94 125V127H96V128H94V127H91L92 126ZM125 124V125H124ZM127 124H129V125H127ZM159 124V125H158ZM161 124H163L162 126L164 127L166 124H167V126H165L164 128L165 129H163V127H161ZM169 124V125H168ZM194 124H195V126H194ZM198 124V126H196ZM225 124H227V125H225ZM17 125V126H16ZM25 125V126H24ZM29 125V126H28ZM58 125V126H57ZM61 125V126H60ZM78 125V126H77ZM83 125V128L81 127ZM106 125V127H104ZM113 126V128L111 127V126ZM115 125H116V127H115ZM124 125V126H123ZM135 125V126H134ZM154 127H153V126ZM173 125H175V126H173ZM179 125V126H178ZM182 125V126H181ZM221 125V126H220ZM224 127H223V126ZM247 125V126H246ZM250 125V126H249ZM5 126H7V127H5ZM15 126V127H14ZM23 126V127H22ZM38 126V127H37ZM109 126V127H108ZM133 126V127H132ZM136 126H138V127H136ZM148 126V127H147ZM151 126V127H150ZM159 126L161 127V129H159ZM185 128H184V127ZM200 126V127H199ZM227 126H229V128L227 127ZM230 126H231V128H232V130L230 131ZM245 126V127H244ZM249 126V127H248ZM254 126V127H253ZM255 126H256V128H255ZM4 127V128H3ZM14 127V128H13ZM20 127V128H19ZM25 127V128H24ZM37 127V128H36ZM48 127V128H47ZM52 127V128H51ZM57 127V128H56ZM78 127H81V128H78ZM90 127V128H89ZM127 127V128H126ZM134 127H136V128H134ZM140 127H143L144 128V131H143V128H140ZM156 127V128H155ZM174 127V128H173ZM175 127H176V129H175ZM177 127H178V129H177ZM181 127V128H180ZM190 129H188V128ZM190 127H192V128H194V129H192V128H190ZM198 127V128H197ZM214 127V128H213ZM215 127H219V130H217L218 128H215ZM241 127V128H240ZM244 127V128H243ZM9 128H11V129H9ZM19 129V132H18V129ZM28 128V129H27ZM42 130H41V129ZM47 128V129H46ZM92 128V129H91ZM126 128V129H125ZM148 128H151V130L149 129L148 130ZM155 128V129H154ZM158 128V129H157ZM180 128V129H179ZM184 128V129H183ZM199 128H201V129H199ZM225 128V131L227 132V133H224L225 131L224 130H222V129H224ZM235 128V129H234ZM238 128V129H237ZM258 128H260V129H258ZM8 130V131H5V130ZM17 129V130H16ZM21 129V130H20ZM35 129H38L39 130V132H38V130H35ZM52 129V130H51ZM73 130V132H72V130ZM85 129V130H84ZM89 129L90 130H93L92 132L91 131H89ZM130 129V130H129ZM133 129V133L131 132V130ZM145 129H147V130H145ZM154 129V130H153ZM170 130V131H168V130ZM192 129V130H191ZM196 129V130H195ZM200 131H199V130ZM204 129H205V131H204ZM237 129V130H236ZM243 129V130H242ZM32 130V131H31ZM37 131V132H34L33 133V131ZM63 130V131H62ZM82 130V131H81ZM103 130V131H102ZM141 130H142V132H141ZM160 130V131H159ZM162 130V131H161ZM167 130V131H166ZM173 130H176V132L174 133V131ZM178 130V131H177ZM182 130V131H181ZM193 130H195L194 132H193ZM207 130V131H206ZM213 130H214V132H213ZM235 130H236V133H235ZM240 130V131H239ZM255 130H257L256 132V134L257 135H255ZM260 130H263V131H260ZM13 131V134L11 135V132ZM20 131H22V132H20ZM43 131H45V132H43ZM60 131V132H59ZM81 131V132H80ZM84 131V132H83ZM126 131H127V133H126ZM136 131V132H135ZM138 131V132H137ZM140 131V132H139ZM154 131V132H153ZM180 131V132H179ZM184 131V132H183ZM185 131H187V134H186V132ZM209 131V132H208ZM215 131H217V132H219V134L220 135H218V134H214L215 133ZM221 131V132H220ZM258 131L260 132V134L258 133ZM5 132V133H4ZM17 132H18V135H19V138H17L16 136H17ZM41 132V133H40ZM43 132V133H42ZM51 132V133H50ZM97 132H99V133H97ZM105 132V133H104ZM109 134H108V133ZM148 135H150L151 133H153V134H151L150 136H147V134ZM157 132V134H155ZM160 134H159V133ZM177 132L179 133V134H177ZM191 132V134H193V135H191V134H189ZM196 132H198V133H196ZM216 132V133H217ZM223 132V133H222ZM228 132H230V133H228ZM232 132V133H231ZM3 133V134H2ZM36 133V134H35ZM40 133V134H39ZM45 133V134H44ZM54 135H57V136H55L56 138H58L57 139V142H59V145H60V147L61 148H59L58 150H53V155L52 156H50V154H51V151L48 149V148H44V147H42V148H36L35 146H36V142H44L45 143V141H46V139H47V142H46V144L47 143H49V141H51V139L53 138L52 136H53V134ZM90 133V134H89ZM101 133L103 134V135H101ZM107 133V134H106ZM112 133V134H111ZM140 133H141V136H140ZM145 133V134H144ZM162 133V134H161ZM167 133H169L168 135H170V137L167 135ZM171 133V134H170ZM180 133H182V134H180ZM15 134H16V136H15ZM48 134V135H47ZM52 134V135H51ZM64 134V135H63ZM66 134H72V136H73V138H75V140L74 139H69V138H65L66 136ZM128 134V135H127ZM136 134V135H135ZM155 134V135H154ZM172 134H173V136H172ZM184 134V135H183ZM197 134V135H196ZM203 134V135H202ZM226 134H228V135H226ZM259 134V135H258ZM75 135H78V136H76L75 137ZM89 137H88V136ZM110 137H109V136ZM112 135H114V136H112ZM134 135V137H132ZM146 135V136H145ZM181 135V136H180ZM196 135V136H195ZM205 135V136H204ZM223 135V136H222ZM225 135V136H224ZM233 135V136H232ZM239 137H238V136ZM249 135H251V136H249ZM9 136H11V137H9ZM50 136H51V138H50ZM64 136V137H63ZM81 136V137H80ZM104 136V138H102ZM131 136V137H130ZM158 136V137H157ZM160 136V137H159ZM163 138H162V137ZM176 138H175V137ZM193 136V137H192ZM204 136V137H203ZM254 136V138H253V140H251L250 138H252ZM255 136H257V137H255ZM3 137H4V139H3ZM9 137V138H8ZM38 137H42L43 138V140L42 139H39ZM94 137V138H93ZM98 137V138H97ZM106 137L108 138V139H106ZM127 137V138H126ZM136 137V138H135ZM140 137V138H139ZM143 137H144V140H143ZM175 139H174V138ZM179 137H180V139H179ZM181 137H183V138H181ZM197 139H196V138ZM247 137V138H246ZM9 140H8V139ZM19 139V141H17V139ZM24 138V139H23ZM85 139V141H84V139ZM97 138V139H96ZM111 138H113V139H111ZM131 138H132V140H131ZM135 138V139H134ZM138 138V139H137ZM150 139V140H148V139ZM158 138H159V140H158ZM161 138V139H160ZM191 138V139H190ZM200 138H202V139H200ZM210 138H212V139H214L213 140V142H212V139L210 140H208V139ZM232 138V139H231ZM263 138V139H262ZM3 139V140H2ZM30 139V140H29ZM39 139V140H38ZM103 139V140H102ZM115 139V140H114ZM122 139V140H121ZM124 139V140H123ZM127 139V140H126ZM137 139V140H136ZM147 139V140H146ZM177 139V140H176ZM182 139V140H181ZM191 141H190V140ZM229 139H231V140H229ZM235 139V141H233ZM238 139L240 140L241 139V141H238ZM247 139L248 140H250V141H247ZM36 142H35V141ZM49 140V141H48ZM65 140V141H64ZM87 140V141H86ZM90 140V141H89ZM97 140V141H96ZM109 140V141H108ZM121 140V141H120ZM136 140V141H135ZM142 140H143V142H142ZM155 140V142H153ZM170 141V142H168V141ZM176 140V141H175ZM181 140V141H180ZM203 140V141H202ZM205 140V141H204ZM206 140H208V141H206ZM259 140V141H258ZM261 140H263L262 142H261ZM4 141V142H3ZM15 141H17V142H15ZM32 141V142H31ZM62 141V142H61ZM112 141V142H111ZM137 141H139V142H137ZM147 141V142H146ZM150 141V142H149ZM157 141H159V143H157ZM164 141H165V143L166 142H168L169 144H165L164 143ZM173 141V142H172ZM185 141V142H184ZM187 141V142H186ZM190 141V142H189ZM202 141V142H201ZM222 141V142H221ZM228 141V142H227ZM231 141V143H233V145L231 144V143H229ZM237 141V142H236ZM245 141H247V144H246V142ZM253 141H254V143H253ZM15 142V143H14ZM19 142V143H18ZM64 142H65V144H64ZM80 142V143H79ZM83 142V143H82ZM105 142V143H104ZM120 142V143H119ZM124 142H127V144L126 143H124ZM130 142V143H129ZM177 142V144H175ZM181 142V145H179V143ZM192 142V143H191ZM198 142H199V144H198ZM206 142V143H205ZM212 144H210V143ZM223 142H224V144H223ZM248 142H250V143H248ZM260 142V143H259ZM5 143H7V144H5ZM14 143V144H13ZM17 143H18V145H17ZM35 143V144H34ZM78 144V145H75V144ZM95 145H94V144ZM118 143L120 144L119 145V147L118 146H116V145H118ZM121 143H122V146H121ZM134 143V144H133ZM137 143V144H136ZM140 143H142V144H140ZM144 143V144H143ZM153 143H155L154 145H155V147L153 146ZM157 143V144H156ZM173 143V144H172ZM189 144V145H187L186 147H185V144ZM195 145H194V144ZM218 143V144H217ZM237 143V144H236ZM257 143V144H256ZM2 144H4V145H2ZM29 144V145H28ZM33 146H32V145ZM66 144H68V145H70V146H66ZM73 144V145H72ZM86 144V145H85ZM88 144V145H87ZM91 144L93 145V146H91ZM98 144V145H97ZM101 144H103V145H101ZM132 144V146H130V145ZM136 144V145H135ZM139 144H140V146H139ZM162 145V146H159V145ZM165 144V145H164ZM172 144V145H171ZM184 144V145H183ZM193 144V145H192ZM197 144V145H196ZM205 146H204V145ZM209 144V145H208ZM220 144V145H219ZM226 144H228V145H226ZM255 144V145H254ZM260 144V145H259ZM32 146V148H31V146ZM63 145V146H62ZM83 147H82V146ZM90 145V146H89ZM109 145V146H108ZM111 145H112V147L116 150H114V149H112V147H111ZM123 145H126L125 147L123 146ZM129 145V146H128ZM142 145H144V146H142ZM149 147H148V146ZM151 145V146H150ZM175 145V146H174ZM182 145H183V147H182ZM200 145V146H199ZM208 145V146H207ZM246 145H248V146H246ZM252 145V146H251ZM66 146V147H65ZM74 146V147H73ZM80 146H81V148H80ZM95 146V147H94ZM135 146V147H134ZM138 146H139V149H140V147H142L140 150H136L135 151V148L136 149H138ZM157 146V147H156ZM173 146V147H172ZM177 146H179V147H177ZM221 146H224V148H222ZM232 146V147H231ZM237 146V147H236ZM250 146V147H249ZM254 146H255V148H254ZM45 147H47V146H45ZM87 147V148H86ZM89 147H91V148H89ZM98 147V148H97ZM116 147V148H115ZM121 147H123V148H121ZM129 147V148H128ZM130 147H132V148H130ZM158 147H159V150H158ZM161 147V148H160ZM164 147V148H163ZM167 147H169V148H167ZM174 147H176L175 149H177L176 151H175V149H174ZM182 147V148H181ZM186 148V150H185V148ZM199 147V148H198ZM210 149H209V148ZM216 147H218V148H216ZM242 147V148H241ZM247 147H249L250 148V153H255V155L254 156H247V157H245L246 155H249L250 153L248 152V148ZM252 147V148H251ZM12 148H14V150H15V152L13 151V149ZM63 148H65V149H63ZM68 148V149H67ZM83 148V149H82ZM91 149V150H88L87 151V149ZM97 148V149H96ZM109 148V149H108ZM118 148H120L121 149V151H120V149H118ZM126 148H128V150L126 149ZM156 148V149H155ZM164 150H163V149ZM165 148H167V149H165ZM182 150H181V149ZM188 148V149H187ZM195 148H197V149H195ZM205 148V149H204ZM207 148V149H206ZM232 148H233V150H232ZM240 148H241V151H240ZM245 148V149H244ZM256 148H258V150L256 149ZM260 148V149H259ZM1 149H3V150H1ZM20 149V150H19ZM25 149V150H24ZM103 149V151H104V153H103V151L101 152V150ZM123 149V150H122ZM130 149V150H129ZM133 151H132V150ZM173 149V150H172ZM191 149V150H190ZM193 149V150H192ZM217 151H216V150ZM219 149V150H218ZM235 149V150H234ZM254 149V150H253ZM262 149H263V152H262ZM37 150V151H36ZM46 150V151H45ZM63 150H64V152H63ZM82 151V153H80V151ZM95 150H97V151H95ZM144 150L147 152V150H148V152L146 153V152H144ZM168 151V152H166V151ZM186 152H185V151ZM211 150V151H210ZM225 150H226V152H225ZM238 150V151H237ZM253 150V151H252ZM256 150V151H255ZM261 150V151H260ZM9 151H10V153H9ZM12 151V152H11ZM20 151V152H19ZM35 153H34V152ZM40 151V152H39ZM58 151L60 152V153H58ZM73 151H77L76 153H73ZM90 151H91V153H90ZM108 151V152H107ZM117 151H119V154L118 153H116ZM130 151L131 152H136V154H134V153H131L132 155H133V157H131V154H129L130 153ZM149 151H151V152H153V153H149ZM169 151H170V153H169ZM175 151V154L173 155V152ZM180 151V152H179ZM188 151V152H187ZM193 151H195V152H193ZM203 151V152H202ZM204 151H206V152H204ZM209 151V152H208ZM215 151V153H213ZM234 151H236V152H234ZM252 151V152H251ZM257 151H259V153H257ZM39 152V153H38ZM63 154H62V153ZM79 152V153H78ZM87 152V153H86ZM98 152H100V153H98ZM126 152H127V154L129 155L128 157H127V154H126ZM141 153L140 155L139 154H137V153ZM163 152H165V153H163ZM172 152V153H171ZM219 152V153H218ZM247 152H248V154H247ZM11 153H14V155L13 154H11ZM17 153V154H16ZM20 153H22V155L20 154ZM25 153L26 154H31V156L29 155V156H25ZM44 153V154H43ZM56 153H58L57 155H56ZM67 153H68V156H67ZM70 153H72L71 154V156H70ZM85 153V154H84ZM90 153V154H89ZM98 155H97V154ZM112 153H113V155H112ZM115 153L118 155V157L115 155ZM124 153V154H123ZM143 153H146V155H144ZM164 155H163V154ZM170 155H169V154ZM184 153H186V154H184ZM226 155H225V154ZM230 153V154H229ZM256 153L258 154V155H256ZM16 154V155H15ZM20 156H19V155ZM60 154H62V156L60 155ZM75 154V155H74ZM145 156H143V155ZM153 154V155H152ZM155 154L157 155L156 156V158L157 159H155ZM163 156H162V155ZM167 154V155H166ZM182 154V155H181ZM193 154H199L198 156H195V155H193ZM204 156H203V155ZM207 154V155H206ZM216 154H218L219 155V157L216 155ZM236 154V158H233L232 157V155L234 156ZM244 154V155H243ZM2 155V156H1ZM5 155V156H4ZM8 155V156H7ZM44 155V157H42L41 158V156H43ZM65 155V156H64ZM73 155H74V157H73ZM85 157H84V156ZM88 155V156H87ZM92 157H91V156ZM106 157H105V156ZM123 155V156H122ZM138 155H139V157H138ZM148 155V156H147ZM159 155V156H158ZM169 155V156H168ZM178 155V156H177ZM208 155H209V157H208ZM24 156V157H23ZM33 156H35V157H33ZM37 156V157H36ZM57 156V157H56ZM67 156V157H66ZM81 156L82 157H84V159L83 158H81ZM135 156V157H134ZM143 157V159L141 158V157ZM150 156H154L153 158H151ZM164 157V158H166V159H164V158H162V157ZM175 156H177V158L175 157ZM183 159L184 158V156L186 157V159L184 158L183 159V161L182 160H179V159H181L180 157ZM183 156V157H182ZM194 157V159H193V157ZM201 156H203V157H201ZM215 156V158H213V157ZM220 156H222V157H220ZM244 156V157H243ZM256 156V157H255ZM4 159H3V158ZM8 157V158H7ZM29 159H28V158ZM33 157V158H32ZM70 157V158H69ZM88 157H89V159H88ZM110 157H111V159H110ZM113 157V158H112ZM115 157H117V159L115 160L114 158ZM119 157H120V159H119ZM124 157V158H123ZM136 157H138V158H136ZM170 159H169V158ZM204 157H205V159H204ZM211 157H212V160H210L211 159ZM218 157V158H217ZM229 157H231V158H229ZM239 157V158H238ZM242 157V158H241ZM260 157H261V159H260ZM67 158V159H66ZM87 158V159H86ZM135 158V159H134ZM147 158V159H146ZM149 158V159H148ZM159 158V159H158ZM172 158V159H171ZM173 158H176V159H173ZM200 159V158H202V160H198V159ZM208 158V159H207ZM222 158V159H221ZM241 158V159H240ZM244 158V159H243ZM248 160H246V159ZM251 158V160H249ZM260 160H259V159ZM7 159V160H6ZM62 159V160H61ZM75 159V160H74ZM108 159H110V162H109V160ZM114 159V160H113ZM119 159V160H118ZM147 160V162H146V160ZM153 159H155V160H153ZM163 159V160H162ZM178 159V160H177ZM187 159H190V160H187ZM231 159H233V160H231ZM238 159V160H237ZM240 159V160H239ZM243 159V160H242ZM254 159V160H253ZM32 160V161H31ZM128 160V161H127ZM134 160V161H133ZM142 160H145L144 161V164H143V161ZM152 162H154V163H152ZM167 160V161H166ZM204 160V161H203ZM208 160V161H207ZM219 160V161H218ZM227 161V162H225L224 163V161ZM242 160V161H241ZM246 160V161H245ZM28 161H30V163L28 162ZM34 161V162H33ZM65 161V163H63ZM68 161V162H67ZM95 163H94V162ZM114 161V162H113ZM119 161H121V162H123L124 163V166L123 165H121V164H123V163H121V162H119ZM137 161V162H136ZM138 161L141 163H138ZM142 161V162H141ZM162 161L164 162H167V163H162ZM169 161H170V163H169ZM174 161V162H173ZM179 161H181V162H179ZM200 162L201 163V165H200V163H198V162ZM205 161H206V163H205ZM209 161H211V162H209ZM213 161V162H212ZM217 161V162H216ZM244 161V162H243ZM250 161V162H249ZM258 161V162H257ZM261 163H260V162ZM86 164H85V163ZM112 162V163H111ZM125 162H126V164H125ZM173 162V163H172ZM182 162H184L183 164H182ZM189 162V163H188ZM198 164H197V163ZM205 163L206 165H204V164H202V163ZM208 162V163H207ZM215 162V163H214ZM237 162V163H236ZM47 163V164H46ZM67 163V164H66ZM127 163H129L128 165H127ZM157 165H156V164ZM185 163H186V165H185ZM192 163V164H191ZM210 163V164H209ZM217 163V164H216ZM219 163H221V164H219ZM224 165H223V164ZM226 163H229V165L228 164H226ZM34 164V167L35 168H32L33 166H31V165H33ZM37 166H36V165ZM61 164V165H60ZM85 164V165H84ZM143 165V166H145V167H139L140 165ZM216 166V168H214V166ZM220 165V167L219 166H217V165ZM231 164V165H230ZM239 164H240V166H239ZM256 164V165H255ZM44 165H47V167L45 166V167H43ZM52 165H54L52 168H51V166ZM81 165V166H80ZM89 165V166H88ZM96 166V167H94V166ZM113 165V166H112ZM119 165H121L120 167H119ZM132 166V169L130 168L131 166ZM183 165H185L184 167L185 168H183L182 166ZM204 165V166H203ZM228 165V166H227ZM241 165H243V167L241 166ZM245 165H247V166H245ZM50 166V167H49ZM61 166V167H60ZM65 166V167H64ZM76 168H75V167ZM91 166V167H90ZM112 166V167H111ZM134 166H136V167H134ZM137 166H138V168H137ZM156 166H158V169H156L157 167ZM177 166V167H176ZM179 166V167H178ZM197 166V167H196ZM201 166H203V167H201ZM207 166V167H206ZM213 166V167H212ZM223 166V167H222ZM232 166L234 167V168H232ZM253 166V167H252ZM260 166V167H259ZM43 167V168H42ZM70 167V168H69ZM79 167V168H78ZM88 167H90L89 169H88ZM114 167V168H113ZM126 167V168H125ZM168 167V168H167ZM171 167H173V169L175 168H179V169H181V170H179V171H177V169H176V171H177V174H176V171H175V173H174V171L172 170V168ZM182 167V168H181ZM187 167V168H186ZM206 167V170H204V168ZM210 169H209V168ZM218 167V168H217ZM229 167H231V168H229ZM258 168V169H255V168ZM37 168H40V169H37ZM72 168V169H71ZM81 168V169H80ZM83 168H86V169H84L83 170ZM141 168H144V169H141ZM193 168V169H192ZM211 168H214V169H212V172H211ZM222 169V171H220L221 169ZM226 168H228L227 170H225ZM259 168H261V169H259ZM33 169V170H32ZM36 169V172L34 171ZM43 169H44V172H43ZM55 171H54V170ZM77 169L79 170V171H77ZM107 169H109V170H111V171H108ZM113 169L115 170V171H113ZM140 169V170H139ZM171 169V170H170ZM174 169V170H175ZM183 169L184 170H186L185 172L183 171ZM215 169L216 170H219V171H215ZM225 170V172H223L224 170ZM229 169H231L230 171H229ZM239 169V170H238ZM245 170V171H242V170ZM251 169H253V170H251ZM48 170V171H47ZM50 170V171H49ZM62 171V173H61V171ZM63 170H64V172H63ZM82 170V171H81ZM86 170H92L93 172H87ZM138 170V171H137ZM158 170V171H157ZM163 170H166L165 172L163 171ZM168 170H170V172L168 171ZM188 170V171H187ZM200 170V171H199ZM213 170L215 171L214 173H213ZM232 170H234V171H232ZM241 170V171H240ZM249 170H251L250 171V173H251V175L248 173L249 172ZM261 170V171H260ZM262 170H263V172H262ZM41 171V172H40ZM49 172V173H47V172ZM86 171V172H85ZM122 171H124V172H122ZM136 171H137V173H136ZM141 171H143V172H141ZM172 171V172H171ZM202 171H203V174H202ZM206 171H207V174H205L206 173ZM227 171H228V173H227ZM238 171V172H237ZM43 172V174L44 175H42L41 173ZM56 172V173H55ZM58 172V173H57ZM77 172V173H76ZM96 172V173H95ZM101 172V173H100ZM119 172V173H118ZM135 173V174H133V173ZM141 173V174H138V173ZM162 172V173H161ZM193 172V173H192ZM199 172V173H198ZM210 172V173H209ZM235 172H237V175H236V173ZM246 172V173H245ZM258 172V173H257ZM262 172V173H261ZM35 173V174H34ZM38 173V174H37ZM46 173V174H45ZM53 173V175H54V173H55V175L54 176H51V174ZM66 173H67V175H66ZM81 173V174H80ZM88 174V179L86 178V176H83L84 178H86V180H88L87 181V183H86V180L82 177V174ZM89 173L91 174L90 176H89ZM93 173H94V175H93ZM108 173V174H107ZM113 173L115 174V175H113ZM118 175H117V174ZM123 173V174H122ZM158 173V174H157ZM169 173V174H168ZM173 173V174H172ZM184 173V174H183ZM186 173V174H185ZM197 173V174H196ZM201 173V175L199 176L198 174H200ZM215 173H217V175H218V177H217V175L215 174ZM235 173V174H234ZM248 173V174H247ZM252 173H254V175L252 174ZM47 174L49 175V177L47 176ZM57 174V175H56ZM62 174H64V175H62ZM71 174H73V176L71 175ZM75 174V175H74ZM79 174V175H78ZM86 174V175H87ZM125 174V175H124ZM128 174V175H127ZM133 174V175H132ZM147 174H148V177H147ZM166 174H168V175H166ZM171 174H172V176H171ZM174 174H175V176H174ZM191 174H194V175H191ZM226 174V175H225ZM35 175V176H34ZM39 175V176H38ZM110 175H111V177L113 178V180H112V178H110ZM130 175H132V176H130ZM134 175H135V177H134ZM138 175L140 176V177H138ZM149 175H150V177H149ZM170 175V177H168ZM180 175V176H179ZM186 177H185V176ZM197 177H196V176ZM210 175H212L211 177H210ZM216 175V176H215ZM245 175H246V177H245ZM262 175V177H260ZM58 176H59V179L61 178L62 180H59L58 179ZM65 178H64V177ZM76 176H79V177H76ZM95 176V177H94ZM124 176H126V177H124ZM128 176V177H127ZM139 178L138 180H137V177ZM142 176H143V178H142ZM152 176V177H151ZM163 176V177H162ZM166 176V177H165ZM191 176V177H190ZM207 176V177H206ZM39 177V178H38ZM80 177H82V178H80ZM92 177V178H91ZM108 177V178H107ZM129 177H130V179L131 180H129V181H127V182H125V178H126V180H128L129 179ZM162 179H161V178ZM172 177H173V179H172ZM241 179H240V178ZM248 177H250V178H248ZM256 177H258V178H256ZM55 178V180H53ZM118 178V179H117ZM122 178V180H119V179H121ZM124 178V179H123ZM147 178V179H146ZM151 178L152 180H149V179ZM155 178V179H154ZM158 180H157V179ZM163 178L166 180H164L163 181ZM171 178V179H170ZM184 180H183V179ZM195 178H196V180H195ZM200 178V179H199ZM208 178V179H207ZM209 178H210V180H209ZM220 179V180H218V181H220V182H218L217 181V179ZM224 178V179H223ZM41 181H40V180ZM49 179H51V181L53 182V183H51V181L49 180ZM57 179V180H56ZM67 179V180H66ZM116 179V180H115ZM135 179L137 180V181H135ZM141 179V180H140ZM142 179H143V181H142ZM144 179H145V181H144ZM161 179V180H160ZM169 179H170V181H169ZM199 179V180H198ZM204 179H206V180H208V181H205ZM240 179V180H239ZM245 179V180H244ZM252 180L251 182H249L248 180ZM39 180V181H38ZM48 181L49 182V184H48V182H46V181ZM68 180H70V182L68 181ZM71 180H74V181H71ZM112 180V181H111ZM140 180V181H139ZM156 180V181H155ZM172 180V181H171ZM186 180H188L187 182H185ZM197 180L198 181H200V182H197ZM247 180V182H249V183H245V181ZM54 181L55 182H58V184L57 183H55L54 184ZM60 181H62V182H60ZM65 181V182H64ZM79 181H80V184H79ZM90 181V182H89ZM93 183H92V182ZM123 181L126 183H123ZM148 181H149V183H148ZM153 182L152 184H150L151 182ZM159 181V184L157 183ZM178 181L180 182V183H178ZM205 181V182H204ZM219 183V185L217 184V182ZM224 181V182H223ZM227 181V182H226ZM41 182V183H40ZM72 182H73V184H72ZM74 182L76 183L75 185H74ZM110 182H112L111 183V185L109 184ZM118 182H121L122 184H119ZM141 184H139V183ZM154 182H156V184L154 183ZM162 182H164V183H162ZM167 182V183H166ZM184 182H185V184H184ZM195 182H197V183H195ZM63 183V184H62ZM79 185H78V184ZM84 183V184H83ZM89 183V184H88ZM129 183V184H128ZM136 183V184H135ZM147 183V184H146ZM161 183V184H160ZM189 183V184H188ZM203 183H205V184H203ZM213 183V184H212ZM214 183H216L218 186H213V185H216V184H214ZM253 183V184H252ZM255 183V184H254ZM258 183V186H256V184ZM54 184V185H53ZM82 184L84 185V186H82ZM113 184H115V185H113ZM125 184V185H124ZM128 184V185H127ZM131 184V185H130ZM135 184V185H134ZM191 184H193V185H191ZM200 184H202V185H200ZM260 184V185H259ZM58 185H60L59 187H58ZM77 185V186H76ZM89 185H91V187L88 186ZM93 185V186H92ZM127 185V186H126ZM144 185V186H143ZM146 185V186H145ZM150 185V186H149ZM165 185V186H164ZM173 185H174V188L176 189V190H178V191H176L175 190V192L173 191L174 190V188H173ZM179 185V186H178ZM181 185V186H180ZM192 187H190V186ZM200 185V186H199ZM207 185H208V187H207ZM251 185H254V186H252V187H250ZM109 186V187H108ZM110 186H111V188H110ZM120 186V187H119ZM131 186V187H130ZM135 186V187H134ZM139 186V187H138ZM149 186V187H148ZM155 186L157 187V188H155ZM160 186V187H159ZM163 186H164V188L167 186V188H165L164 190H162L163 189ZM169 186L170 187H172V189H169ZM212 186H213V188H212ZM247 186H249V187H247ZM42 187V188H41ZM45 187H47V188H45ZM50 187H52L51 189H50ZM88 187V188H87ZM94 187V188H93ZM107 187H108V189H107ZM114 188V190H115V187L116 188H119V189H116L115 191L117 192V194H115L116 192L113 190V188ZM125 187V189H123ZM133 187V188H132ZM136 187H138L137 189H136ZM146 187V188H145ZM153 187V188H152ZM180 187H181V189L183 188V189H185L186 191H187V193L185 192V190H183L182 189V191H181V189H180ZM194 187V188H193ZM197 187H198V189H197ZM220 187V188H219ZM263 187V188H262ZM86 188H87V190H86ZM128 190H127V189ZM141 188V189H140ZM150 188L152 189V190H150ZM159 188V189H158ZM200 188V189H199ZM209 188V189H208ZM241 188V189H240ZM253 188V189H252ZM254 188H255V192H253L254 191ZM52 189H54V190H52ZM58 189V190H57ZM92 189V190H91ZM111 189V190H110ZM123 189V190H122ZM133 189V190H132ZM145 189V190H144ZM155 189V191H153ZM167 189H169V190H171L170 192H168V190ZM180 189V190H179ZM206 191H205V190ZM258 189H260V190H258ZM64 190V191H63ZM91 190V191H90ZM95 190V192H93ZM112 191V192H109V191ZM119 190V191H118ZM129 190H131V191H129ZM135 190V191H134ZM139 190H141V191H139ZM150 190V191H149ZM167 190V191H166ZM191 190V191H190ZM195 190V191H194ZM197 190H199L200 192L199 193H196V191ZM210 190H212V192L210 193ZM220 190H222V191H220ZM241 190V191H240ZM256 190H258V192H261V194H260V196H258V195H256V194H258V192L256 191ZM77 191V192H76ZM80 191V192H79ZM88 191V192H87ZM89 191H90V194H89ZM122 191H124V193L122 192ZM161 191V192H160ZM181 191V192H180ZM192 191H194L193 193H192ZM203 191H205L204 193H203ZM244 191V192H243ZM40 192H42V193H40ZM109 192V193H108ZM115 192V193H114ZM122 194H120V193ZM127 194H126V193ZM147 192V193H146ZM158 193V195H157V193ZM159 192H160V194L161 195H163V196H161L160 194H159ZM163 192V193H162ZM178 192V193H177ZM208 192V193H207ZM237 192H239L238 194H237ZM45 193V194H44ZM73 193V194H72ZM118 193L120 194V195H118ZM149 193H151L150 195H149ZM154 193H156V194H154ZM171 193V194H170ZM181 193V194H180ZM183 193H186V194H184L183 195ZM207 193V194H206ZM210 193V194H209ZM218 193V195H216ZM223 195H221V194ZM227 193V194H226ZM232 194V195H230V194ZM241 193V194H240ZM251 193V194H250ZM41 194H43V195H41ZM48 194V195H47ZM51 194V195H50ZM57 194V195H56ZM109 194V195H108ZM111 194H112V198H113V200H111L110 198H111ZM130 194V196L129 197H127L128 195ZM131 194H133V195H131ZM143 194V195H142ZM145 194H146V196H145ZM166 194V195H165ZM170 194V196H171V198L168 196V195ZM173 194V195H172ZM180 194V195H179ZM193 194V195H192ZM224 194L226 195V196H224ZM239 194H240V196H239ZM247 194H249L248 196H250L249 197V199L247 198L248 196H245V195H247ZM56 195V196H55ZM94 195V196H93ZM123 195H124V197H126V198H121V197H123ZM138 195V196H137ZM143 197H142V196ZM147 195H149V197L147 196ZM153 197H155L154 199H155V201H154V199H153V201H152V196ZM202 195V196H201ZM232 196V197H230V196ZM239 196V197H236V196ZM116 196V197H115ZM118 196V197H117ZM158 196V197H157ZM165 196V197H164ZM173 196V197H172ZM177 196V197H176ZM179 196V197H178ZM187 197V198H185V197ZM195 196V197H194ZM208 198H207V197ZM227 196H229L228 198H227ZM235 196V197H234ZM110 197V198H109ZM120 197V198H119ZM137 197V198H136ZM162 197H164L166 200H164ZM167 197H169V199L170 200H168L167 199ZM183 197V198H182ZM189 197V198H188ZM193 197V198H192ZM201 197V200L199 199ZM217 197V198H216ZM221 198V200H220V198ZM234 197V198H233ZM252 197V198H251ZM256 197V198H255ZM261 197V198H260ZM56 198V199H55ZM115 198V199H114ZM119 198V199H118ZM129 198V199H128ZM136 200H135V199ZM143 198H145L146 200H147V202H149V201H151V202H149V203H147L146 202V200L145 199H143ZM148 198V199H147ZM158 198V199H157ZM176 198H178V199H176ZM180 198H182V199H180ZM203 198V199H202ZM204 198H206L205 200H204ZM230 198V199H229ZM236 198V199H235ZM257 198H260V199H257ZM47 199H49V200H47ZM55 201L54 202V204H53V200ZM135 200V201H133V200ZM150 199V200H149ZM157 199V200H156ZM159 199H162V200H159ZM175 199V200H174ZM193 199V200H192ZM196 199V200H195ZM209 199V200H208ZM234 199V200H233ZM238 199V200H237ZM45 200H47V201H50L49 202V205H48V202L46 201L45 202ZM59 200V202H57ZM62 200H64V201H62ZM66 200V201H65ZM117 202H116V201ZM127 200L130 202L129 204H128V202H127ZM149 200V201H148ZM159 200V201H158ZM171 200L174 202V205H173V203H171L170 204V202H171ZM183 200V201H182ZM185 200H186V202H185ZM249 200V201H248ZM61 201V202H60ZM122 201H124V202H122ZM139 201V202H138ZM156 201H158V202H160V203H157ZM176 201V202H175ZM192 201V202H191ZM195 201V202H194ZM243 201V202H242ZM249 203H248V202ZM256 203H255V202ZM258 201V202H257ZM57 202V203H56ZM112 202H114V203H112ZM121 202V203H120ZM125 202H127V203H125ZM137 202H138V204L139 205H137ZM165 202V203H164ZM180 202V203H179ZM190 203V204H192V203H195V204H192V205H190V204H188V206H187V203ZM207 202H210V204L209 203H207ZM244 202H247V203H244ZM47 203V204H46ZM60 203H62V204H60ZM119 203V204H118ZM125 203V204H124ZM135 203V204H134ZM141 203H142V205H141ZM145 203H147L148 205H146V207H144L145 205H143V204H145ZM154 203H156V204H154ZM166 203H168L169 205L167 206V204ZM183 203V204H182ZM184 203H186V205L184 206ZM230 203V204H229ZM234 205H233V204ZM242 203H244V204H242ZM251 203V204H250ZM53 206H52V205ZM64 204V205H63ZM67 204H68V206H67ZM70 204V205H69ZM73 204V205H72ZM75 204V205H74ZM115 204V205H114ZM124 204V205H123ZM151 204V205H150ZM241 204V206L242 207H245V208H242L241 206L239 207V205ZM46 205H48V206H46ZM56 205H58V206H56ZM61 205V206H60ZM66 205V206H65ZM77 205V206H76ZM112 205V206H111ZM129 205L131 206V207H129ZM135 205V206H134ZM141 205V206H140ZM159 206V209H162V210H159L158 209V206ZM171 205H173V206H171ZM181 205V206H180ZM184 207H183V206ZM189 205H190V207H189ZM194 205V206H193ZM209 205V206H208ZM253 205V206H252ZM255 205V206H254ZM56 206V211H59L60 209V212L61 211H63V212H59V213H57V212H54L55 211V207ZM62 206H64L63 207V209H62ZM75 208H74V207ZM113 206H115V207H113ZM149 206V207H148ZM162 206H167L166 208L165 207H162ZM188 208H187V207ZM251 206V207H250ZM45 207H48V209L47 208H45ZM58 207H61V208H58ZM67 207V208H66ZM117 207H119V208H117ZM142 207V208H141ZM168 207H170V210H169V208ZM171 207H173V208H171ZM177 209H176V208ZM181 207V208H180ZM183 207V208H182ZM226 207V208H225ZM255 207H256V209H255ZM53 208H54V210H53ZM79 208V209H78ZM131 208V209H130ZM146 208V209H145ZM163 208H165L166 210H164ZM185 208V209H184ZM186 208L188 209V210H186ZM191 208V209H190ZM197 208V209H196ZM198 208H199V210H198ZM242 208V209H241ZM246 208H248V210H251V211H249V213L251 212V214L252 215H250V214H248V210H246ZM58 209V210H57ZM158 209V210H157ZM172 209V210H171ZM41 210V211H40ZM49 210H51V211H49ZM156 210V211H155ZM198 213H196L195 211ZM202 210V212H200ZM228 210V211H227ZM244 210H246V211H244ZM70 213H69V212ZM117 211V212H116ZM129 211V212H128ZM151 211V212H150ZM154 211H155V213H154ZM166 211V212H165ZM168 211H169V213H168ZM172 211V212H171ZM208 211V212H207ZM224 211V212H223ZM226 211H227V213H226ZM253 211H254V213H253ZM258 211H260V212H258ZM42 212H44V213H42ZM48 213V215L45 217L44 215H46L47 213ZM52 212H54V214L52 213ZM66 214H65V213ZM114 212V213H113ZM140 212V213H139ZM145 212V213H144ZM160 212H162V213H160ZM163 212H165L166 213V216H169V215H171V214H173V212H174V215H171V217L169 216L168 217V219L166 218V216H165V214L162 216L161 214H163ZM176 212V213H175ZM218 214H220V215H218ZM240 212H242V214H237V213H240ZM258 212V213H257ZM46 213V214H45ZM64 213V214H63ZM69 213V214H68ZM139 213V214H138ZM142 213V214H141ZM147 213V214H146ZM160 213V214H159ZM171 213V214H170ZM179 213H181L180 215H179ZM232 213H233V215H232ZM52 214V215H51ZM59 214H61V215H59ZM130 214V215H129ZM148 216H146V215ZM149 214V215H148ZM154 214H156V215H154ZM202 214H204V215H202ZM210 215V217H208V215ZM216 214V215H215ZM224 214H228V215H224ZM253 214H254V216H253ZM40 215V216H39ZM67 215H69V216H67ZM71 215V216H70ZM143 215V216H142ZM154 215V216H153ZM179 215V216H178ZM191 215H193V216H191ZM223 215L226 217V219L223 217ZM239 215V216H238ZM53 216H55L54 218L55 219H53ZM62 216V217H61ZM64 216V217H63ZM79 218L80 217V221H78V223L80 222V224L78 225V226H76V222H77V217ZM116 217V219H115V217ZM133 216V217H132ZM136 216V217H135ZM151 218H150V217ZM162 216V217H161ZM165 216V218H163ZM178 216V217H177ZM200 216H201V218H200ZM207 216V217H206ZM214 218H213V217ZM216 216V217H215ZM219 216V217H218ZM234 216V217H233ZM235 216H237V217H235ZM241 216V217H240ZM252 216V217H251ZM263 216V217H262ZM49 217V218H48ZM57 217V218H56ZM66 217V218H65ZM146 217V218H145ZM152 217H153V219H152ZM176 217H177V219H176ZM182 217H184V218H182ZM233 217V218H232ZM240 217V218H239ZM243 217V218H242ZM46 218V219H45ZM52 218V219H51ZM59 218V219H58ZM63 218H64V220H63ZM119 218V219H118ZM121 218V219H120ZM159 218V219H158ZM162 218V220H163V222L164 223H166V224H164L163 222H162V220L160 221V219ZM174 218V219H173ZM187 218V219H186ZM199 218H200V220H199ZM236 218H238V220L236 219ZM255 218V219H254ZM44 219V220H43ZM75 219V220H74ZM152 219V221H150ZM155 219V220H154ZM171 219V220H170ZM173 219V220H172ZM180 219V220H179ZM205 219V220H204ZM248 221H250L251 220V222L249 223V221L248 222H246V220ZM41 220V221H40ZM43 220V221H42ZM48 220V221H47ZM54 221V222H52V221ZM61 220V221H60ZM66 220H68V222L66 221ZM114 220V221H113ZM149 220V221H148ZM185 220V221H184ZM196 220H197V222H201V224L200 223H197L196 222ZM199 220V221H198ZM215 220H218V221H216V223H215ZM226 220H228V221H226ZM259 220V221H258ZM261 220H263V221H261ZM47 221V222H46ZM64 221V222H63ZM70 221V222H69ZM72 221H76L75 223L74 222H72ZM83 223H82V222ZM118 221V222H117ZM156 221L158 222L159 221V223H156ZM172 222V224H171V222L170 223H167V222ZM192 221H193V223H192ZM208 223H207V222ZM244 221V222H243ZM40 222V223H39ZM42 222H45V223H42ZM61 223V224H59V223ZM135 222V223H134ZM137 222V223H136ZM153 222V223H152ZM218 222V223H217ZM221 222H223V224L224 225H222V223ZM228 222H230V224H228ZM39 223V225H36V224H38ZM54 223V224H53ZM64 224V226H61V225H63ZM72 223H74V225H73V227H71L72 225ZM77 223V224H78ZM82 223V224H81ZM85 223H86V225H85ZM118 223V224H117ZM156 223V224H155ZM165 225H163V224ZM195 223V224H194ZM232 223V224H231ZM238 223H240V224H238ZM248 223V224H247ZM253 223H255V224H253ZM259 223V224H258ZM43 224H45L46 226H47V229H45L46 228V226L44 225L43 226ZM49 224H51V225H49ZM55 224H57L58 226H56ZM70 224V225H69ZM158 224H160V225H158ZM168 224V225H167ZM198 224V225H197ZM200 224V225H199ZM213 224V225H212ZM219 226H218V225ZM243 224V225H242ZM247 224V225H246ZM62 227H60V226ZM84 225V226H83ZM171 227H170V226ZM193 225V226H192ZM196 227H195V226ZM228 225V226H227ZM239 225H240V227H239ZM253 225V226H252ZM42 226V227H41ZM52 226V227H51ZM54 226V227H53ZM66 226H68V227H66ZM76 226V227H75ZM80 226H81V228H82V226H83V229H81L80 228ZM123 226V227H122ZM149 226L152 228V229H150L149 228ZM157 227V229H154L155 227ZM164 226V227H163ZM198 226H200V227H198ZM209 226V227H208ZM216 226V227H215ZM51 227V228H50ZM64 227H65V229H64ZM80 228V229H78V228ZM84 227H85V230H84ZM182 227V228H181ZM198 227V228H197ZM208 228V230H207V228ZM221 228V230H220V228ZM236 227V228H235ZM243 227H245V228H243ZM246 227H248V228H246ZM261 227H262V229H261ZM43 228V229H42ZM48 228H50V229H48ZM61 228V232L60 231H58L59 229ZM67 228V229H66ZM121 228V229H120ZM125 228V229H124ZM128 228V229H127ZM166 228H168V229H166ZM195 228H197V229H195ZM241 228V229H240ZM253 228H256V229H253ZM258 228V229H257ZM73 229V230H72ZM123 229V230H122ZM130 229V230H129ZM192 229V230H191ZM200 229V230H199ZM224 231H223V230ZM245 229H247V230H245ZM253 230V231H251V230ZM33 230V229H32ZM46 230H47V232L48 233H46ZM56 230H57V232H56ZM122 231V232H120V231ZM157 230V231H156ZM199 230V231H198ZM203 230V231H202ZM207 230V231H206ZM213 230V231H212ZM238 230H240V231H238ZM51 231V232H50ZM125 231V232H124ZM134 231V232H133ZM154 231V232H153ZM191 231H194V232H191ZM202 231V232H201ZM226 231V232H225ZM228 231V232H227ZM251 231V232H250ZM56 234H54V233ZM79 232V233H78ZM223 232V234H221ZM230 232V233H229ZM239 232H241V233H239ZM246 232H247V234H246ZM255 232V233H254ZM31 233H33V232H31ZM46 233V234H45ZM58 233V234H57ZM60 233H63L62 234V236H64V239H62L63 237L61 236V234ZM66 233V234H65ZM125 233V234H124ZM128 233V234H127ZM180 233V234H179ZM195 233V234H194ZM205 235H204V234ZM216 233V234H215ZM240 235H239V234ZM244 235H243V234ZM259 235H258V234ZM260 233H262L263 235H261ZM52 234V235H51ZM77 234V235H76ZM193 234V235H192ZM212 234H214V235H212ZM234 235L233 236V238H232V235ZM39 235V236H38ZM43 235V236H42ZM45 235V236H44ZM48 235V236H47ZM58 235V236H57ZM71 235V236H70ZM141 235V236H140ZM158 236V237H155V236ZM182 235H184V236H182ZM192 235V236H191ZM195 235H197V236H195ZM200 237H199V236ZM210 235H212L211 237H210ZM227 237H226V236ZM248 236L249 235V237H246V236ZM251 235V236H250ZM51 236V237H50ZM127 236V237H126ZM208 236V237H207ZM214 236V237H213ZM222 236H224V237H222ZM245 236V237H244ZM253 236V237H252ZM37 237V238H36ZM39 237V238H38ZM50 237V238H49ZM133 237H135V238H133ZM192 237V238H191ZM194 237V238H193ZM214 239H213V238ZM216 237V238H215ZM219 237H221L220 239H219ZM46 238V239H45ZM131 238V239H130ZM140 240V241H138V239ZM145 238V239H144ZM254 238V239H253ZM144 241H143V240ZM155 239V240H154ZM159 239H161V241L159 240ZM204 239V240H203ZM212 241H211V240ZM137 240V241H136ZM193 240L195 241V242H193ZM202 240V241H201ZM228 240V241H227ZM245 240H247V241H245ZM252 242H251V241ZM31 241V242H30ZM37 241V242H36ZM147 241H149V243L147 242ZM170 241V242H169ZM200 241V242H199ZM205 241V242H204ZM30 242V243H29ZM33 242V243H32ZM36 242V243H35ZM50 242H51V244H50ZM137 242V243H136ZM143 242V243H142ZM169 242V243H168ZM179 242V243H178ZM183 242V244H181ZM198 242L200 243V244H198ZM224 242V243H223ZM229 242V243H228ZM230 242H231V244L232 245H230ZM254 242H255V244H254ZM29 245H28V244ZM41 243H42V246H41ZM146 243V245H144ZM153 243V244H152ZM157 243V244H156ZM248 243V244H247ZM249 243H251L252 245H250ZM34 244V245H33ZM36 244V245H35ZM38 244V245H37ZM151 244V245H150ZM156 244V245H155ZM167 244V245H166ZM198 244V245H197ZM259 244H261L260 246H259ZM27 245H28V248H30V249H24L25 248V246H26V248H27ZM141 245V246H140ZM155 245V246H154ZM183 245V246H182ZM184 245H186V246H184ZM196 245V246H195ZM202 245V246H201ZM255 245V246H254ZM31 246V247H30ZM35 246V248H33ZM38 246V248H36ZM159 246V247H158ZM199 246V247H198ZM201 246V247H200ZM249 246H251V247H248ZM258 246H259V248H258ZM140 247V248H139ZM155 247V248H154ZM178 247H180V248H178ZM186 247V248H185ZM195 247V248H194ZM225 247V248H226ZM243 247H245V248H243ZM253 247H255V248H253ZM142 248V249H141ZM156 248H158V249H156ZM185 248V249H184ZM215 248V249H214ZM230 248H228V249H230ZM236 248V249H235ZM257 248V249H256ZM262 248V249H261ZM32 249L34 250V251H32ZM152 249V250H151ZM178 249H180V250H178ZM198 249V250H197ZM213 249V250H212ZM247 249H249V250H247ZM260 249L261 250H263V251H261L260 252ZM27 250H29V251H27ZM238 250V251H237ZM251 250V251H250ZM25 251V252H24ZM31 251V253H29ZM177 251H178V253L180 254V256L178 257V253H177ZM180 251H181V253H180ZM213 251V252H212ZM231 251V252H232ZM235 251H237V252H240V253H238V254H236L237 252H235ZM254 251V252H253ZM34 253V256H33V253ZM162 252V253H161ZM188 252H189V254H191L192 256H190L189 254H188ZM235 252V253H234ZM28 253V254H27ZM39 253V254H38ZM144 253V254H143ZM242 253L245 255H242ZM255 253V254H254ZM259 253H261V255L259 256ZM32 254V255H31ZM37 254V255H36ZM161 254V255H160ZM196 254V255H195ZM233 254H234V256H235V259H234V256H233ZM247 254V255H246ZM226 255V256H225ZM237 255V256H236ZM252 255V256H251ZM29 256V257H28ZM30 256H32L31 258H30ZM36 256V257H35ZM154 256V257H153ZM181 256H184V257H181ZM239 256V257H238ZM241 256H243V257H241ZM246 256L249 258H246ZM255 256V257H254ZM257 256V257H256ZM34 257V258H33ZM155 257H156V259H158V260H155ZM158 257V258H157ZM189 257V258H188ZM192 257V258H191ZM198 257H200L201 259H198ZM227 257V258H226ZM232 257V259H230ZM261 257V258H260ZM30 258V259H29ZM33 258V259H32ZM37 258V261H35V259ZM39 258V259H38ZM188 258V259H187ZM191 258V259H190ZM219 258V259H218ZM225 258L227 259V260H225ZM238 260H237V259ZM243 258V259H242ZM250 258H252V260H250ZM263 258V259H262ZM154 259V260H153ZM166 259V260H165ZM224 259V260H223ZM242 259V260H241ZM253 259H257V260H253ZM34 260V261H33ZM150 260V261H149ZM219 260H220V262H219ZM28 261V262H27ZM38 261H39V263H38ZM41 261V262H40ZM169 261V262H168ZM177 261V262H176ZM225 261H227V262H225ZM240 261V262H239ZM251 261H252V263H251ZM254 261V262H253ZM194 262V263H193ZM242 262V263H241ZM211 264V263H210ZM256 264V263H255Z\"/></svg>",
	"mask_w": 264,
	"mask_h": 264
},
{
	"label": "bare ground",
	"instance_id": "obj_2",
	"mask_svg": "<svg viewBox=\"0 0 264 264\" xmlns=\"http://www.w3.org/2000/svg\"><path fill=\"white\" fill-rule=\"evenodd\" d=\"M17 1H18V0H17ZM20 1H22V0H20ZM23 1H24V2H23V5L20 4L21 6H19V8H18V10H17V11H18V14L16 13L15 18H16V17H17V18H25V19L28 20V19H30V18H33V17L35 18V17H36V18H35L36 22H40V21H43L44 19H47V18H44V17H46V15H45L44 17L41 16V15L33 16V13H35V11L38 12L39 9H40L41 7H48V6L51 7L52 2H54L55 0H23ZM64 1H65V0H64ZM66 1H67V0H66ZM71 1L73 2L74 0H71ZM93 1H94V0H93ZM98 1H99V0H98ZM136 1H137V0H136ZM150 1H151V0H150ZM177 1H178V0H177ZM180 1H181V0H180ZM182 1H183V0H182ZM184 1H186V0H184ZM195 1H197V0H195ZM199 1H201V0H199ZM203 1H205V0H203ZM224 1H225V0H224ZM228 1H229V0H228ZM231 1H232V0H231ZM231 1H230V2H231ZM236 1H237V0H236ZM242 1H244V0H242ZM251 1H253V0H251ZM251 1H249V2H251ZM258 1H259V0H258ZM260 1H261V0H260ZM263 1H264V0H263ZM102 2H103V1H102ZM130 2H131V1H130ZM132 2L134 3V1H132ZM142 2H143V1H142ZM145 2H146V1H145ZM187 2H188V1H187ZM187 2H185V3L187 4ZM190 2H191V1L189 0V3H190ZM211 2H213V1H211ZM217 2H219V1H217ZM226 2H227V1H226ZM226 2H225V3H226ZM232 2H234V4H235V0L232 1ZM244 2H245V1H244ZM247 2H248V1L246 0L245 4H246ZM249 2H248V4H250ZM2 3H3V2H2ZM13 3H14V2H13ZM18 3H19V2H18ZM54 3H55V2H54ZM114 3H115V2H114ZM133 3H132V4H133ZM159 3L161 4V2H159ZM173 3H174V2H173ZM182 3H183V2H182ZM185 3H184V5H185ZM192 3L194 4V1H192ZM204 3H205V2H203V4H204ZM220 3L222 4V2H220ZM225 3H224V4H225ZM227 3H228V2H227ZM227 3H226V6L228 5V10H230V8H231L232 6L230 5V3H229V4H227ZM239 3H240V2H238L237 4H239ZM253 3H254V2H253ZM8 4H9V6H10V3H8ZM11 4H12V2H11ZM15 4H16V3H15ZM15 4H14V5H15ZM55 4H56V3H55ZM70 4H72L71 6L74 5V4L71 3V2H65V4H63V5H64L65 7H66V5H67V10H68V5H70ZM140 4H141V2H140ZM143 4H144V3H143ZM148 4H149V3H148ZM190 4H191V3H190ZM193 4L191 5L192 7H193ZM195 4H196V2H195ZM198 4H199V3H198ZM198 4H197V5H198ZM203 4H202V5H203ZM216 4L219 5L218 7L220 8V5H221V4H218V3H216ZM237 4H236V5H237ZM242 4H243V2L240 3L239 5L241 6ZM257 4H259V3H257ZM2 5H4V4H2ZM5 5H6V4H5ZM17 5H18V4H17ZM59 5H62V4H59ZM59 5H57V6L59 7ZM109 5H110V3H109ZM127 5H128V3H127ZM133 5H134V4H133ZM152 5H153V4H152ZM187 5H188V4H187ZM205 5H206V4H205ZM211 5H213V4H211ZM217 5H215V6H217ZM239 5H238V6H239ZM252 5H253V4H251V6H252ZM31 6H32V8H33L32 10H35V11H33V13L30 15V12H31V10H30V9H31ZM54 6L56 7V5H54ZM134 6H135V5H134ZM134 6H133V7H134ZM141 6H142V5H141ZM144 6H146V5H144ZM189 6H190V5H189ZM200 6H201V5H200ZM206 6L211 7L210 5H206ZM213 6H214V5H213ZM229 6H231V7H229ZM242 6H243V5H242ZM248 6H250V5H248ZM260 6H261V4H260ZM263 6H264V5H263ZM263 6H262V7H263ZM17 7H18V6H17ZM50 7H49V8H50ZM58 7H57V8H58ZM60 7H61V6H60ZM125 7H126V6H125ZM128 7H129V6H128ZM130 7H131V6H130ZM148 7H150V4L148 5ZM202 7H203V6H202ZM202 7H201V8H202ZM204 7H205V6H204ZM252 7L254 8V6H252ZM9 8H10V7H9ZM13 8H14V6L12 7V10H13ZM61 8H62V7H61ZM71 8H73V7H71ZM131 8H132V7H131ZM134 8H135V7H134ZM136 8H137V6H136ZM146 8H147V7H146ZM146 8H145V9H146ZM181 8H182V7H181ZM194 8H197V7L194 6ZM205 8H206V7H205ZM216 8H217V7H216ZM238 8H239V7H238ZM247 8L249 9V7H247ZM250 8H251V7H250ZM255 8H256V7H255ZM255 8H254V11H255ZM58 9H59V8H58ZM62 9H63V8H62ZM143 9H144V8H143ZM183 9H184V8H183ZM197 9L199 10V8H197ZM203 9H204V8H203ZM220 9H221V8H220ZM226 9H227V8H226ZM234 9H235V8H234ZM236 9H237V8H236ZM236 9H235V10H236ZM245 9H246V7H245ZM251 9H252V8H251ZM256 9H258V6H257ZM93 10H94V9H93ZM116 10H117V8H116ZM131 10H133V9H131ZM134 10H135V9H134ZM146 10H147V9H146ZM148 10H149V8H148ZM151 10H152V9H151ZM158 10H159V12H162V11H163V8L159 7ZM161 10H162V11H161ZM195 10H196V9H195ZM198 10H196V11L198 12ZM204 10H206V9H204ZM214 10H215V9H214ZM214 10H213V11H214ZM222 10H223V9H222ZM222 10H221V11H222ZM232 10H233V9H232ZM235 10H233L232 13H234ZM238 10H239V9H238ZM14 11H15V9H14ZM29 11H30V12H29ZM50 11H51V8H50ZM56 11H57V10H56ZM65 11H66V10H65ZM91 11H92V10H91ZM143 11H144V10H143ZM196 11H195V14H196ZM218 11H219V10H218ZM218 11H217V12H218ZM221 11H220V12H221ZM223 11L225 12V13L223 12L224 14L222 13L223 15H225L226 12H228V11H226L225 9H224ZM230 11H231V10H230ZM230 11H229V12H230ZM236 11H237V10H236ZM247 11H248V10H247ZM247 11H246V10L243 11L242 14L244 15V12H247ZM250 11H251V10H250ZM256 11H257V10H256ZM259 11H260V8H259ZM263 11H264V10H263ZM2 12H3V11H2ZM9 12H10V11H9ZM40 12H41V11H40ZM48 12H49V11H48ZM51 12H52V11H51ZM62 12H64V11H62ZM83 12H84V11H83ZM83 12H82V14H83ZM121 12H122V11H121ZM148 12H150V11H148ZM199 12H201V11L199 10ZM204 12H205V11H204ZM206 12L209 13V11H206ZM237 12H238V11H237ZM239 12H240V14H241V11H240V10H239ZM252 12H253V10H252ZM261 12H262V11H261ZM55 13H56V12H55ZM109 13H110V12H109ZM207 13H206V14H207ZM230 13H231V12H230ZM249 13H251V12H249ZM249 13H248V14H249ZM253 13H254V12H253ZM253 13H252V15H253ZM256 13H258V12H256ZM4 14H5V13H4ZM70 14H71V13H70ZM82 14H80V16H82ZM127 14H129V13H127ZM175 14H176V13H175ZM178 14H179V13H177L176 16H177ZM191 14H192V13H191ZM210 14H212V13H210ZM213 14H215V13H213ZM227 14H228V13H227ZM236 14H237V13H236ZM254 14H255V13H254ZM263 14H264V13H263ZM13 15H14V13H13ZM36 15H37V14H36ZM54 15H56V14H54ZM64 15H65V14H64ZM83 15H84V14H83ZM91 15H94V14H91ZM114 15H115V14H114ZM117 15H118V14H117ZM122 15H123V13H122ZM158 15H159V14H158ZM200 15H201V14H200ZM204 15H205V14H203L202 16H204ZM220 15H221V13H220ZM220 15L218 14V16H220ZM229 15H230V14H229ZM229 15H228V16H229ZM233 15H234V14H233ZM243 15H242V17H240V18H243ZM249 15H250V14H249ZM255 15H256V14H255ZM258 15H260V13H259ZM258 15H257V16H258ZM5 16H6V15H4V18H5ZM7 16H8V15H7ZM11 16H12V14H11ZM65 16H66V15H65ZM77 16H78V15H77ZM84 16H85V15H84ZM99 16H100V15H99ZM132 16H133V15H132ZM162 16H163V15H162ZM173 16H174V15H173ZM179 16H180V15H179ZM196 16L198 17L197 14H196ZM212 16H216V14H215V15H212ZM218 16H216V17H218ZM230 16H231V15H230ZM236 16H237V15H236ZM240 16H241V15H240ZM55 17L57 18V16H55ZM60 17H61V16H60ZM118 17H121V16H117V17H116V15H115V17L113 16L112 18L117 19ZM199 17H200V16H199ZM199 17H198V18H199ZM205 17H206V16H205ZM237 17H238V16H237ZM245 17H246V16L244 15V18L241 19V20L244 21V23H245ZM254 17H255V16H254ZM263 17H264V15H263ZM2 18H3V16H2ZM8 18H9V17H8ZM8 18H6V19H8ZM17 18H16V19H17ZM70 18H71V17H70ZM70 18L68 19V21H71V20L74 19V18H71V19H70ZM83 18H84V17H83ZM158 18H160V17H158ZM172 18H173V17H172ZM207 18L209 19L210 17L208 16ZM213 18H215V17H213ZM213 18H212V19H213ZM224 18H226V16H224ZM224 18H223V21H224ZM230 18H233V17H230ZM248 18H250V20L253 19V17H248ZM248 18H247V19H248ZM256 18H257V17H256ZM16 19H14V20H16ZM63 19H64V17H63L62 19L59 18V20H63ZM92 19H93V17H92ZM97 19H98V18H97ZM101 19H102V17H101ZM217 19H218V18H217ZM221 19H222V18H221ZM221 19H220V21H221ZM226 19H227V18H226ZM259 19H260V18H258V21H259ZM262 19H263V18H262ZM262 19H261V22H263ZM14 20H12V21L14 22ZM35 20L33 19V21H35ZM98 20H99V19H98ZM107 20H108V19H107ZM161 20H162V19H161ZM169 20H171V18H169ZM199 20H203V19H202V18H199ZM238 20H239V19H238ZM238 20H237V21H238ZM241 20H239V21H241ZM2 21H3V20H2ZM5 21H6V20H5ZM47 21H48V20H47ZM63 21H64V20H63ZM78 21H79V20H78ZM105 21H106V19H105ZM111 21H112V20H111ZM125 21H126V20H125ZM137 21H138V19H137ZM158 21H159V20H158ZM162 21H163V23H164V20H162ZM180 21H181V20H180ZM204 21H205V20H204ZM209 21H210V19H209ZM220 21H219V22H220ZM226 21L228 22V21H230V20H226ZM3 22H4V21H3ZM3 22H2V23H3ZM7 22H8V21H7ZM9 22H10V21H9ZM13 22H10V24L13 23ZM18 22H19V21H18ZM18 22H17V23H18ZM27 22H29V20H28ZM30 22H31V20H30ZM73 22H74V21H73ZM103 22H104V21H103ZM107 22H108V21H107ZM112 22H113V21H112ZM115 22H116V21H115ZM117 22H118V24H119L121 21H120V22L117 21ZM140 22H141V21H140ZM196 22H198V20H196ZM206 22H207V21H206ZM212 22H213V21L211 20V23H212ZM215 22H216V19L214 20L213 23H215ZM217 22H218V20H217ZM217 22H216V24H218ZM221 22H222V21H221ZM233 22H234V21H233ZM233 22H232V23H233ZM250 22H251V21H250ZM4 23H5V22H4ZM15 23H16V21H15ZM15 23H14V24H15ZM45 23H49V21H48V22H44V24H42V25H40V26H37L36 24H33V22H31V24H32L31 26L28 27V24H27V26H26V31H29V30L32 31V30H34V32H36V33H38V34H42V33L44 32V29L48 27V24H45ZM65 23H68V22H65ZM70 23H71L70 25L73 26V23H72V22H70ZM86 23H87V22H86ZM95 23H96V22H95ZM98 23H99V22H98ZM108 23H109V22H108ZM166 23H167V22H166ZM169 23H170V22H169ZM199 23H200V22H199ZM202 23H204V22H202ZM235 23H236V22H235ZM252 23H254V22H252ZM18 24H19V23H18ZM18 24H17V25H18ZM24 24H25V23H24ZM74 24H75V22H74ZM77 24H79V23H77ZM77 24H75V25H77ZM136 24H138V22H137ZM173 24H174V23H173ZM200 24H201V23H200ZM257 24H258V23H257ZM35 25H36V26H35ZM60 25L63 26L62 24H60ZM64 25H65V24H64ZM66 25H67V24H66ZM66 25H65V26H66ZM82 25H83V24H82ZM87 25H88V24H87ZM113 25H114V24H113ZM129 25H131V23H130ZM165 25H166V24H165ZM201 25H202V24H201ZM239 25H241V23L238 24V27H239ZM243 25H244V24H243ZM246 25H247V24H246ZM67 26H68V25H67ZM105 26H106V25H105ZM107 26H108V25H107ZM125 26H126V25H125ZM140 26H141V25H140ZM167 26H168V25H167ZM192 26H193V25H192ZM221 26H222V25H221ZM232 26H233V24H232ZM247 26H249V25H247ZM247 26H245V27L247 28ZM10 27H11V25H10ZM12 27H13V26H12ZM12 27H11V28H12ZM16 27H17V26H16ZM21 27H23V25H21ZM21 27H20V28H21ZM49 27H51V29H50ZM49 27H48L49 30H53L52 28H53L54 26H49ZM56 27H57V26H56ZM69 27H70V26H69ZM74 27H75V26H74ZM97 27H98V26H97ZM116 27H118V25H117ZM120 27H121V26H120ZM156 27H158V26L156 25ZM0 28H1V27H0ZM3 28H4V27H2V29H3ZM8 28H9V26H8ZM20 28H19V26H18V29H20ZM23 28L25 29V26H24ZM71 28H72V27H71ZM121 28H122V27H121ZM121 28H118V29L121 30ZM127 28H128V27H127ZM136 28H137V27H136ZM141 28H142V26H141ZM141 28H140V29H141ZM186 28H187V26H186ZM225 28H226V27H225ZM225 28H224V29H225ZM235 28H236V26H235ZM240 28H241V27H240ZM249 28H250V27H249ZM4 29H5L4 31H6L7 28H4ZM9 29H10V28H9ZM21 29H22V28H21ZM67 29H68V28H67ZM77 29H78V28H77ZM77 29H75V30H77ZM80 29H81V28H79V30H80ZM96 29H97V28H96ZM105 29H106V28H105ZM118 29H117V30H118ZM150 29H151V28H150ZM176 29H178V28H176ZM189 29H190V28H188V30H189ZM252 29H253V30H252L251 33L248 32V34H244V36H247V37H250V36H251L252 39H253V38L256 39V36H259V34H258V33H259V30H258V29H254V28H252ZM0 30H1V29H0ZM54 30H55V29H54ZM65 30H66V28H65ZM73 30H74V29H73ZM110 30H111V29H110ZM122 30H123V29H122ZM128 30H130V29H128ZM136 30H137V29H136ZM147 30H148V29H147ZM151 30H152V29H151ZM157 30H158V29H157ZM225 30H226V29H225ZM228 30H229V29H228ZM242 30H243V29H242ZM248 30H249V29H248ZM58 31H59V30H58ZM77 31H78V30H77ZM77 31H76L75 33H77ZM106 31H108V30H106ZM125 31H127V30L125 29ZM130 31H132V30H130ZM144 31H145V30H144ZM148 31H149V30H148ZM184 31H185V30H184ZM184 31H183V32H184ZM209 31L212 32V30H209ZM218 31H219V30H218ZM222 31H223V30H222ZM222 31H221V33H222ZM229 31H230V30H229ZM229 31H228V32H229ZM7 32H8V30L6 31V33H3V32L0 33V44H2L3 47H4L7 51L12 52L13 54H16V53H17L18 51H20V49H21L20 44H19L20 42L18 41V39H16L15 34H13V33H7ZM20 32H21V31H20ZM22 32H23L22 35H26V32H25V31H22ZM50 32H52V31H50ZM55 32H56V30H55ZM61 32H62V31H61ZM63 32H64V31H63ZM69 32H70V31H69ZM88 32H90V31H89V28H88ZM141 32L143 33V31H141ZM183 32H182V35H183V34H186V33H189L190 31H185V33H183ZM211 32H210V34H212ZM215 32H216V31H215ZM215 32H214V33H215ZM245 32H246V31H245ZM262 32H263V30H262ZM52 33H54V32H52ZM103 33H104V32H103ZM127 33H129V32L127 31ZM131 33H134V34H135L136 32H134V30H133V32H131ZM137 33H140V32L138 31ZM161 33H162V32H161ZM179 33H181V31H180ZM191 33H192V32H191ZM203 33H204V32H203ZM203 33H202V35L205 36V33H207V32H205L204 34H203ZM221 33H219V34H221ZM72 34H74V33L72 32L71 35H72ZM77 34H78V33H77ZM96 34H97V33H96ZM96 34H95V36H96ZM125 34H126V33H124V35H125ZM143 34H144V33H143ZM143 34H140L139 37H140L141 35H143ZM148 34H149V32H148ZM153 34H154V33H153ZM155 34H156V33H155ZM155 34H154V35H155ZM192 34H193V33H192ZM192 34H191V35H192ZM197 34H198V33H197ZM219 34H217V36H218ZM237 34H238V33H237ZM1 35H2V36H1ZM22 35H21V33H20V34L18 33V38H19V36H22ZM63 35H64V34H63ZM68 35H69V34H68ZM78 35H79V34H78ZM80 35L82 36V34H80ZM87 35H88V34H87ZM91 35H92V34H91ZM127 35H128V34H127ZM130 35H131V34H130ZM132 35H133V34H132ZM137 35H138V34H137ZM150 35H151V34H149V36H150ZM164 35H165V34H164ZM172 35H173V34H172ZM207 35H208V33H207ZM230 35H231V34H230ZM37 36H38V35H37ZM50 36H52V35H50ZM54 36H55V35H54ZM74 36L76 37V35H74ZM115 36H116V35H115ZM133 36H134V35H133ZM135 36H136V35H135ZM135 36H134V37H135ZM146 36H147V34H146ZM155 36H156V35H155ZM179 36H181V34H180ZM184 36L186 37V35H184ZM188 36H189V35H188ZM213 36H214V35H213ZM217 36H216V38H217ZM221 36H222V35H221ZM231 36H232V35H231ZM233 36H234V35H233ZM233 36H232V38H230V36H229L228 38H230V39L233 41ZM238 36H239V35H238ZM27 37H28V36H27ZM27 37H26V38H27ZM57 37H59V36L57 35ZM126 37H127V36H126ZM139 37H138V38H139ZM165 37H166V36H165ZM173 37L179 39V37H177V36H174V35H173ZM181 37H182V36H181ZM207 37H210V36H207ZM214 37H215V36H214ZM214 37H213V38H214ZM219 37H220V36H219ZM223 37H224V36H222L221 38L223 39ZM241 37H243V36H241ZM263 37H264V36H263ZM54 38H55V37H54ZM76 38L78 39V37H76ZM76 38H72V37L70 38V36H69L68 39H65V40H64L63 43L67 46L69 52H71L72 50L70 51V49H71V48H74V47L76 48L75 50H76L77 52L79 51V48H78V47L80 46V44L82 45V43H79V46H78L77 42L80 41V40H82V39H80V40H79V39H78V40H75ZM105 38H106V37H105ZM105 38H104V39H105ZM144 38H145V37H144ZM144 38H143V39H142V38H139L138 40L141 41V39H142V40H144V42H145V39H144ZM151 38H152V36H151ZM161 38H162V37H161ZM190 38H191V37L189 36V38L185 39V41H186V42H189L188 39H190ZM202 38H203V37H202ZM211 38H212V37H211ZM221 38H220V39H221ZM234 38H235V36H234ZM237 38H239V37H237ZM23 39H24V36H23ZM46 39H47V37H46ZM58 39H59V42H60V38H58ZM58 39L55 38V40H58ZM61 39H63V38H61ZM95 39H96V38H95ZM98 39H99V38H98ZM104 39L102 38V40H104ZM131 39H133V38H131ZM135 39H136V38H135ZM147 39H148V36H147ZM149 39H150V37H149ZM153 39H154V37H153ZM167 39H168V38H167ZM180 39H182V38H180ZM209 39H210V38H209ZM209 39H208V40H209ZM218 39H219V38H218ZM222 39H221V40H222ZM235 39H236V38H235ZM235 39H234V40H235ZM240 39H241V38H240ZM260 39H261V38H260ZM260 39H259V40H260ZM36 40H37V39H36ZM55 40H54V42H55ZM84 40H85V39H84ZM105 40H106V39H105ZM138 40H137V41H138ZM162 40H163V39H162ZM187 40H188V41H187ZM205 40H206V39H205ZM208 40H207V41H208ZM223 40H224V39H223ZM225 40H227V39H225ZM225 40H224V41H225ZM263 40H264V39H262V41H263ZM21 41H22V40H21ZM28 41H29V39H28ZM28 41H27V39H26V41H23V42L26 43V42H28ZM51 41H53V39H52ZM128 41H129V40H128ZM133 41H134V40H133ZM149 41H150V40H149ZM153 41H154V40H153ZM171 41H173V43H176V42H174V40H171ZM183 41H184V38H183ZM209 41H210V40H209ZM209 41H208V42H209ZM216 41H217V40H216ZM218 41H220V40H218ZM218 41H217V42H218ZM224 41H222V42H224ZM250 41H251V40H250ZM40 42H41V40H40ZM45 42H46V41H44V43H45ZM47 42H48V41H47ZM47 42H46V43H47ZM54 42H53V43H54ZM56 42H57V41H56ZM84 42H85V41H84ZM84 42H83V43H84ZM103 42H104V41H103ZM134 42H136V40H135ZM141 42H142V41H141ZM141 42H140V43H141ZM144 42H143V44H144ZM147 42H148V40H147ZM155 42H156V41H155ZM190 42H191V41H190ZM213 42H214V40L211 41L212 44H213ZM222 42L220 41V42H218V43L221 44ZM225 42H227V41H225ZM253 42H254V41H253ZM263 42H264V41H263ZM30 43H33V44H34L35 42H30ZM30 43H29V45H30ZM42 43H43V42H42ZM60 43H61V42H60ZM86 43H87V42H85V46L87 47ZM105 43H107V42L105 41ZM105 43H104V44H105ZM136 43H137V42H136ZM138 43H139V42H138ZM149 43H150V42H149ZM158 43H159V41H158ZM161 43H162V42H161ZM209 43H210V42H209ZM209 43H208V45H209ZM239 43H240V42H239ZM239 43H237V44L239 45ZM26 44H27V43H26ZM33 44H31V45H33ZM54 44H56V43H54ZM119 44H120V43H119ZM123 44H124V43H123ZM159 44H160V43H159ZM159 44H158V45H159ZM185 44H186V43H185ZM190 44H191V43H190ZM212 44H211V45H212ZM253 44H254V43H253ZM24 45H25V44H24ZM34 45H35V44H34ZM34 45H33V46H34ZM56 45H57V44H56ZM56 45H55V46H56ZM90 45L92 46V44H90ZM161 45H162V44H161ZM163 45H165V44H163ZM205 45H207V43H205ZM216 45H217V44H216ZM235 45H236V44H235ZM254 45H255V44H254ZM27 46H28V45H27ZM33 46H31V47H33ZM35 46H36V45H35ZM38 46H39V45H38ZM42 46H43V45H42ZM50 46H51V45H50ZM53 46H54V45H53ZM55 46H54V48H55ZM130 46H131V45H130ZM169 46H170V45H169ZM209 46H210V45H209ZM214 46H215V45H214ZM220 46H221V45H219V47H220ZM259 46H260V45H259ZM22 47H23V46H22ZM51 47H52V46H51ZM51 47H50V50H49V49L47 50L48 52L51 51ZM58 47H59V46H58ZM86 47H85L84 49H86ZM124 47H125V46H124ZM149 47H150V46H149ZM154 47H157V44H156ZM154 47H153V48H154ZM160 47H161V46H160ZM163 47H164V46H163ZM171 47H172V45H171ZM176 47H177V46H176ZM176 47H175V48H176ZM260 47H261V46H260ZM260 47H259V48H260ZM23 48H25V47H23ZM29 48H30V47H29ZM81 48H82V47H81ZM129 48L131 49V47H129ZM147 48H148V46H147ZM151 48H152V43H151ZM200 48H201V47H200ZM204 48H205V47H204ZM212 48H215V47L212 46ZM241 48L243 49L244 47H241ZM250 48H252V47H250ZM255 48H256V47H255ZM35 49H36V48H35ZM35 49H34V51H35ZM60 49H61V46H60ZM112 49H115V48H112ZM140 49H141V48H140ZM140 49H139V51H140ZM155 49H156V48H155ZM155 49H154V50H155ZM166 49H167V48H166ZM205 49H208V48H205ZM210 49H211V47H210ZM216 49H217V48H216ZM226 49H227V48H226ZM234 49H239V48H234ZM257 49H258V48H257ZM37 50H39V49H36V51H37ZM41 50H43V49L41 48ZM41 50H40V51H41ZM80 50H81V49H80ZM82 50H83V49H82ZM115 50H116V49H115ZM118 50H119V49H117L116 52H118ZM131 50H133V48H132ZM134 50H135V52H137V54L140 55V53H138V51H136V50H137L136 48H135ZM134 50H133V52H134ZM154 50L150 49V51H154ZM158 50H159V49H158ZM160 50H161V49H160ZM160 50H159V52H162V54L164 55L163 50H161V51H160ZM171 50H172V48H171ZM229 50H230V49H229ZM231 50H232V49H231ZM253 50H254V49H253ZM259 50H261V51H259V52H262V56L264 57V46L261 47ZM2 51H3V50H2ZM4 51H5V50H4ZM34 51H33V52H34ZM43 51H44V50H43ZM47 51H45V52H47ZM56 51H58V50H56ZM65 51H66V50H65ZM90 51H91V50H90ZM90 51H89V52H90ZM113 51H114V50H113ZM120 51H121V49H120ZM122 51H123V50H122ZM122 51H121V52H122ZM128 51H130V50H128ZM165 51H166V50H165ZM214 51H215V50H214ZM221 51H222V48H221ZM226 51H228V50H226ZM238 51H239V50H237V52H238ZM241 51H242V50H241ZM241 51H240V52H241ZM256 51H257V50H256ZM22 52H23V51H22ZM25 52H26V51H25ZM51 52H52V51H51ZM51 52H50V53H51ZM84 52H86V51H84ZM84 52H83V53H84ZM87 52H88V50H87ZM87 52H86V53H87ZM95 52H96V51H95ZM104 52H105V51H104ZM124 52H125V51H124ZM126 52H127V50H126ZM130 52H131V51H130ZM133 52H132V53H133ZM144 52L146 53V48H145V51H144ZM148 52H149V50H148ZM191 52H192V51H191ZM201 52H203V51L198 52V54L201 53ZM216 52H217V51H216ZM230 52H231V51H230ZM230 52H229V53H230ZM237 52H236V54H237ZM243 52H244V51H243ZM259 52H258V54H259ZM20 53H21V52H20ZM29 53H32V52L30 51ZM34 53H35V52H34ZM54 53L56 54V52H54ZM54 53H53V54H54ZM92 53H93V52H92ZM106 53H107V52H106ZM113 53H114V52H113ZM113 53H112V55H114ZM118 53H120V52H118ZM127 53H128V52H127ZM149 53H150V52H149ZM149 53H148V54H149ZM153 53H154V52H153ZM171 53H173V52H171ZM203 53H205V51H204ZM206 53H207V51H206ZM214 53H215V52H214ZM223 53H225V51H224ZM232 53H233V52H232ZM232 53H231V56H233V55L236 56V55H235V52H234L233 55H232ZM246 53H247V52H246ZM17 54H18V53H17ZM48 54H49V53H48ZM150 54H152V53H150ZM155 54H156V50H155ZM155 54H153L152 57H154ZM165 54H166V53H165ZM208 54H210V53H208ZM248 54H249V53H248ZM252 54H253V53H252ZM49 55H50V54H49ZM56 55H57V54H56ZM56 55H55V56H56ZM81 55H82V54H81ZM81 55H80V56H81ZM90 55H91V53H90ZM92 55H93V54H92ZM94 55H95V54H94ZM120 55H121V54H120ZM134 55H135V53H134ZM143 55H144V54H143ZM146 55H147V54H146ZM156 55H157V54H156ZM158 55H159V54H158ZM158 55H157V56H158ZM167 55H169V53H168ZM167 55H166V56H167ZM170 55H172V54H170ZM170 55H169V56H170ZM201 55H203V54H201ZM205 55L207 56V54H205ZM223 55H224V54H223ZM225 55H227V54H225ZM246 55H247V54H246ZM250 55H251V54H250ZM250 55H249V56H250ZM83 56H84V55H83ZM115 56H119V54L116 53ZM121 56H122V55H121ZM121 56H119V57H121ZM125 56H126V55H125ZM125 56L123 55L122 57H125ZM141 56H142V55H141ZM166 56H165V57H166ZM175 56H176V55H175ZM199 56H200V55H199ZM206 56H205V57H206ZM215 56H218V55H215ZM237 56H238V55H237ZM241 56H242V54H241ZM252 56H253V55H252ZM49 57H50V56H48V58H49ZM72 57H74V56H72ZM84 57H85V56H84ZM104 57H105V56H104ZM104 57H103V58H104ZM130 57H131V56H130ZM130 57H128V59H129ZM136 57H137V56H136ZM136 57H135V58H136ZM139 57H140V56H139ZM143 57H144V56H143ZM160 57H162V56H159V58H160ZM167 57H168V56H167ZM207 57H208V59L212 58V57H209V56H207ZM238 57H240V56H238ZM242 57H243V56H242ZM28 58H29V57H28ZM28 58H27V59H28ZM33 58H34V57H33ZM42 58H45V57H42ZM54 58H55V57H54ZM64 58H66V57H64ZM76 58H78V57H76ZM135 58H134V60H135L136 62L139 63V61H137ZM137 58H138V57H137ZM140 58H142V57H140ZM144 58H146V57H144ZM147 58H149V56H148ZM147 58H146V59H147ZM176 58H177V57H176ZM179 58H180V57H179ZM179 58H178V59H179ZM199 58H201V56H200ZM199 58H198V59H199ZM217 58H221V56H220V57L218 56ZM223 58H224V57H223ZM233 58H234V57H233ZM233 58L231 57V59H233ZM236 58H237V57H236ZM247 58H248V57H247ZM253 58L255 59V57H253ZM31 59H32V57H31ZM86 59H87V58H86ZM98 59H99V58H98ZM146 59H145V61H147ZM150 59H151V58H150ZM161 59H163V57H162ZM201 59L204 60V57L201 58ZM226 59H228V58H226ZM229 59H230V58H229ZM229 59H228V60H229ZM239 59H240V58H239ZM244 59H246V58L244 57ZM251 59H252V58H251ZM260 59H261V58H260ZM24 60H25V59H24ZM33 60L35 61V59H33ZM33 60H31V62H32ZM36 60H37V59H36ZM39 60H40V59H39ZM45 60H46V59H45ZM66 60H67V59H66ZM78 60H79V58H78ZM123 60H124V59H123ZM126 60H127V59H126ZM126 60H125V61H126ZM138 60H140V59H138ZM155 60H156V59L154 58L152 61H155ZM163 60H164V59H163ZM163 60H162V63H165V62H163ZM237 60H238V58H237ZM240 60H241V59H240ZM246 60H248V59H246ZM3 61H4V60H3ZM3 61H1V63H2ZM81 61H82V60H81ZM81 61H80V62H81ZM84 61H85V60H83V62H84ZM87 61H88V60H87ZM130 61H132V58H131ZM135 61H134V63H135V65H136V62H135ZM143 61H144V59H143ZM148 61H149V59H148ZM165 61H166V60H165ZM188 61H189V60H188ZM188 61H186V62H188ZM211 61H212V59H211ZM211 61H210V62H211ZM214 61H215V60L213 59V62H214ZM218 61H219V60H218ZM223 61H224V59H223ZM241 61H242V60H241ZM9 62H10V61H9ZM31 62H30V63H31ZM38 62H39V61L37 60V63H38ZM41 62H42V61H41ZM48 62H49V61H48ZM68 62H69V61H68ZM68 62L66 63V65L70 66V65L68 64ZM103 62H105V63H104V64H105V68L108 69V63L106 62V60H103ZM123 62H124V61H123ZM126 62H128V61H126ZM140 62H141V61H140ZM157 62L161 64V61H160V62L157 61ZM166 62H168V61H166ZM186 62H181V64H182V63H186ZM189 62H190V61H189ZM203 62H207V61H203ZM213 62H212V63H213ZM230 62H231V60H230ZM245 62H246V61H245ZM245 62H244V63H245ZM251 62H253V61H251ZM251 62H250V63H251ZM255 62H256V61H255ZM1 63H0V65H1ZM20 63H21V62H20ZM43 63L45 64V62H43ZM60 63H61V62H60ZM62 63H64V62H62ZM78 63H79V62H78ZM109 63H110V62H109ZM111 63H113V61H112ZM121 63H122V62H121ZM141 63H142V62H141ZM147 63L149 64V62H147ZM147 63H146V65H147ZM151 63H152V62H150V64H151ZM153 63H154V62H153ZM176 63H177V62H176ZM223 63H224V62H223ZM231 63H232V62H231ZM250 63H248V65H249L248 68L252 67V66L250 65ZM256 63H257V62H256ZM16 64L19 65L18 63H16ZM44 64H43V65H44ZM46 64H49V63H46ZM73 64H74V63H73ZM85 64H86V63H85ZM85 64H84V65H85ZM126 64H127V63H126ZM160 64H159V65H160ZM181 64H179V65H181ZM217 64H218V63L215 62V66H216ZM221 64H222V62H221ZM234 64H235V63H234ZM241 64H242V63H239V64H237V65H241ZM262 64L264 65V62H262ZM23 65H24V64H23ZM27 65H28V64H27ZM35 65H36V64H35ZM40 65H41V64H40ZM71 65H72V64H71ZM75 65H76V64H75ZM117 65H119V64H117ZM128 65H129V64H128ZM131 65H132V64H131ZM137 65H138V64H137ZM141 65H142V64H141ZM176 65H177V64H176ZM185 65H186V64H185ZM190 65H192V64H190ZM190 65H189V67H190ZM193 65H194V64H193ZM193 65H192L191 67H193ZM202 65H205V63H202ZM213 65H214V63H213ZM225 65H227V64L225 63ZM243 65H244V64H243ZM245 65H247V64H245ZM263 65H262V67L264 68ZM8 66H10V65H8ZM19 66H20V65H19ZM37 66H38V65H37ZM50 66H52V65H50ZM68 66H67V67H68ZM72 66H73V65H72ZM85 66H86V65H85ZM125 66H126V65H125ZM139 66H140V64H139ZM139 66H137V67H139ZM144 66H145V64H144ZM147 66H149V65H147ZM151 66H152V65H151ZM153 66H154V65H153ZM161 66H162V65H161ZM161 66H160V69H161ZM164 66H165V65H164ZM169 66H170V65H169ZM174 66H175V65H174ZM174 66H173V67H174ZM186 66H188V65H186ZM194 66H196V65H194ZM198 66H199V65H198ZM198 66H197V67H198ZM235 66H236V65H235ZM29 67H30V66H29ZM33 67H34V65H33ZM43 67H44V66H43ZM43 67H42V68H43ZM46 67H47V66H46ZM67 67H66V68H67ZM73 67H74V66H73ZM79 67H80V66H79ZM100 67H101V66H100ZM120 67H121V66H119V68H120ZM154 67H155V66H154ZM162 67H163V66H162ZM166 67H167V66H166ZM178 67H180V66H178ZM181 67H183V66H181ZM184 67H185V66H184ZM189 67H188V68H189ZM191 67H190V68H191ZM203 67H204V66H203ZM209 67L211 68V65H210ZM217 67H219V64L217 65ZM217 67L214 68V71H215L214 73H215V74H216V71H217V73H218V69L216 70ZM7 68H8V67H7ZM19 68H20V67H19ZM52 68H53V66H52ZM56 68H57V67L55 66V69H53L52 71H55ZM59 68H60V67H59ZM83 68H84V67H83ZM83 68H82V70H83ZM123 68H124V67H123ZM126 68H127V67H126ZM132 68H133V67H132ZM134 68H135V67H134ZM140 68H142V66H141ZM143 68H144V67H143ZM151 68H152V67H150L149 69H151ZM168 68H169V67H168ZM188 68H187V69H188ZM194 68H196V67H194ZM219 68H222V67H219ZM228 68H229V67H228ZM238 68H241V67H238ZM242 68H243V67H242ZM242 68H241V69H242ZM258 68H259V67H258ZM263 68H262V69H263ZM0 69H2V68H0ZM34 69H35V67H34ZM67 69H69V68H67ZM70 69H71V67H70ZM75 69H76V68H75ZM120 69H121V68H120ZM130 69H131V68H130ZM136 69H137V68H136ZM145 69H146V68H145ZM149 69H148L147 73L150 72ZM155 69H156V68H155ZM164 69H165V67H164ZM166 69H167V68H166ZM170 69H172V66H171ZM174 69H175V71H176V68H174ZM179 69H180V68H179ZM187 69H186V71H187ZM191 69H192V68H191ZM197 69H199V68H197ZM197 69H196V70H197ZM206 69H208V68H206ZM206 69H205V70H206ZM230 69H231V68H230ZM250 69L252 70L253 68H250ZM12 70H13V69H12ZM44 70H45V69H44ZM44 70H42V72H44ZM58 70H60V69H58ZM85 70H87V69H85ZM85 70H84V71H85ZM90 70L92 71V74H93V75L95 74V77H96L97 75H99V74H98V70L95 69V67L92 66V67L90 68ZM101 70H103V69L100 68L99 73H102ZM125 70H126V69H125ZM182 70H183V68H182ZM182 70H181V71H182ZM192 70H193V69H192ZM196 70H195V71H196ZM211 70L213 71V69H211ZM221 70H222V69H221ZM226 70H227V69H226ZM228 70H229V69H228ZM236 70H237V71H236ZM236 70H235L236 72L239 71L238 69H236ZM251 70H250V71H251ZM254 70H255V69H254ZM46 71H47V70H46ZM78 71H79V70H78ZM88 71H89V70H88ZM100 71H101V72H100ZM103 71H104V70H103ZM127 71H128V70H127ZM130 71L132 72V71H135V70H134V69H133V70H129V72H130ZM137 71H138V70H137ZM143 71H144V70H143ZM145 71H146V70H145ZM145 71H144V72H145ZM156 71H157V70H156ZM179 71H180V70H178L177 72H179ZM183 71H184V70H183ZM183 71H182V72H183ZM186 71H185V72H186ZM229 71L231 72L232 70H229ZM247 71H248V69H247ZM250 71H248V72H250ZM47 72H48V71H47ZM47 72H45V73H47ZM67 72H68V71H67ZM104 72H105V71H104ZM107 72H108V71H106V73H107ZM124 72H125V71H124ZM162 72H163V71H162ZM162 72H160L161 75H162ZM185 72H183V74H184ZM193 72H194V71H193ZM193 72H192V73H193ZM198 72H199V71H198ZM209 72H211V71L209 70ZM222 72H224V71L222 70ZM252 72H253V70H252ZM252 72H251V73H252ZM255 72H258V71H255ZM261 72H263V71H261ZM4 73H5V72H4ZM50 73H52V72H50ZM79 73L82 74V73H84V72H80V71H79ZM88 73H90V72H88ZM106 73H105V74H106ZM134 73H135V72H134ZM139 73H140V72H139ZM151 73H153V71H152ZM158 73H159V72H158ZM158 73H156V74H158ZM180 73H181V72H180ZM186 73H187V72H186ZM188 73H189V71H188ZM195 73H196V72H194V74H195ZM206 73H207V72H206ZM214 73H212V74H214ZM233 73H235V72H233ZM241 73H244V71L241 70ZM32 74H33V73H32ZM63 74H64V73H63ZM103 74H104V73H103ZM130 74H131V73H130ZM130 74H129V75H130ZM135 74H136V73H135ZM140 74H141V73H140ZM142 74H144V73H142ZM142 74H141V75H142ZM148 74H150V73H148ZM148 74H146L147 77L149 76ZM153 74H155V73H153ZM164 74H166L165 71H164ZM183 74H182V75H183ZM190 74H191V73H190ZM209 74H210V73H209ZM224 74H226V73L224 72ZM231 74H232V72H231ZM231 74H230V75H231ZM238 74H239V73H238ZM259 74H260V71H259ZM36 75H37V73H36ZM84 75H86V74H84ZM107 75H108V74H107ZM151 75H152V74H151ZM158 75H159V74H158ZM167 75H168V74H167ZM176 75H177V77L179 76L178 74H176ZM184 75H186V74H184ZM191 75H192V74H191ZM233 75H234V74H233ZM18 76H19V75H18ZM28 76H29V75H28ZM72 76H73V75H72ZM79 76L82 77L81 75H79ZM79 76H78V77H79ZM91 76H92V75H91ZM125 76H127V75H124V77H125ZM135 76L138 77V75H134V78H135ZM142 76H145V75H142ZM163 76H165V75H163ZM163 76H162V77H163ZM186 76H188V75H186ZM189 76H190V75H189ZM203 76H204V75H203ZM203 76H201V78H202ZM210 76H211V75H210ZM213 76H214V75H213ZM213 76H212V77H213ZM219 76H220V75H219ZM236 76H237V75H236ZM243 76H244V74H243ZM8 77H9V76H8ZM24 77H27V76H24ZM61 77H62V75H61ZM70 77H71V76H70ZM73 77H74V76H73ZM95 77H94V78H95ZM98 77H99V76H98ZM98 77H97L96 79H99ZM105 77H106V76H105ZM128 77H129V76H128ZM154 77H156V75H155ZM154 77H153V75H152V78H151V79H153ZM159 77H160L159 80H161V76H159ZM165 77H166V76H165ZM174 77H176V76H174ZM182 77H183V76H182ZM212 77H211V78H212ZM14 78H15V77H14ZM39 78H40V77H39ZM62 78H63V77H62ZM89 78H90V76H89ZM92 78H93V77H92ZM94 78H93V79H94ZM129 78H131V76H130ZM134 78H133V80H134ZM144 78H145V80L147 79L146 77H144ZM148 78H149V77H148ZM157 78H158V77H157ZM189 78H190V77H189ZM189 78H188V80H189ZM204 78H205V76H204ZM204 78H202V79H204ZM216 78L219 79L220 77L216 76ZM249 78H250V77H249ZM1 79H2V77H1ZM3 79H4V78H3ZM12 79H13V77H12ZM17 79H18V78H17ZM47 79H48V78H47ZM49 79H50V78H49ZM66 79L68 80L69 78L66 77ZM77 79H78V78H77ZM80 79H81V78H80ZM80 79H79V80H80ZM109 79H110V77H109ZM109 79H107V81H109ZM112 79H113V77H112ZM112 79H111V80H112ZM115 79H116V78H115ZM126 79H127V78H126ZM136 79H137V78H136ZM138 79H139V78H138ZM149 79H150V78H149ZM163 79H164V78H162V80H163ZM177 79H179V78H177ZM186 79H187V78H186ZM191 79H192V78H191ZM191 79H190V80H191ZM202 79H200V80H202ZM205 79H206V78H205ZM221 79H223V78L221 77L219 80L221 81ZM229 79H230V78H229ZM252 79H253V78H252ZM4 80H5V79H4ZM23 80H24V79H23ZM23 80H22V81H23ZM26 80H27V79H25V81H26ZM30 80H32V78H31ZM41 80H42V79H41ZM44 80H45V79H44ZM64 80H65V78H64ZM94 80H95V79H94ZM104 80H105V79H104ZM131 80H132V78H131ZM133 80H132V81H133ZM145 80H144V81H145ZM181 80H183V79H180L179 81L182 82ZM209 80H210V79H209ZM209 80H208V82H209ZM232 80H233V77H232ZM234 80H236V78H234ZM237 80H238V79H237ZM261 80L264 82V72L262 73ZM12 81H13V80H12ZM16 81H17V80H16ZM19 81H20V80H19ZM28 81H29V80H28ZM28 81H27V82H28ZM45 81H46V80H45ZM58 81H59V80H58ZM65 81H66V80H65ZM91 81H92V80H91ZM96 81H98V80H96ZM99 81H100V80H99ZM99 81H98V82H99ZM101 81H102V79H101ZM114 81H115V80H114ZM114 81H113V82H114ZM120 81L123 82V79L120 80ZM126 81H127V80H126ZM126 81H125V82H126ZM152 81H154V80H152ZM155 81H156V79H155ZM157 81H158V80H157ZM166 81H167V80H165V82H166ZM185 81H187V80H185ZM185 81L183 80V82H185ZM193 81H194V80H193ZM195 81H196V80H195ZM198 81H199V80H198ZM225 81H226V80H225ZM227 81L229 82V80H227ZM248 81H250V80H248ZM4 82H5V81H4ZM23 82H24V81H23ZM32 82H33V81H32ZM36 82H38V81H36ZM39 82H40V81H39ZM55 82H56V81H55ZM67 82H68V81H67ZM89 82H90V81H89ZM94 82H95V81H94ZM122 82H121V83H122ZM138 82H139V81H137V83H138ZM168 82H169V81H168ZM208 82H207V83H208ZM214 82H215V81H214ZM251 82H252V81H251ZM251 82H250V83H251ZM1 83H2V82H1ZM30 83H31V82H30ZM34 83H35V82H34ZM53 83H54V81L52 82V86H53ZM56 83H58V82H56ZM61 83H62V82H60V84H61ZM63 83H64V82H63ZM91 83H92V82H91ZM102 83H103V81H102ZM126 83H127V82H126ZM126 83H125V84H126ZM144 83H145V82H144ZM152 83H153V85H154V82H152ZM157 83H158V82H157ZM163 83H164V81H163ZM163 83H162V84H163ZM187 83H190V82H187ZM199 83H200V82H199ZM201 83H202V82H201ZM215 83H216V82H215ZM233 83H234V82H232V85H233ZM4 84H5V83H4ZM16 84H17V83H16ZM35 84H36V83H35ZM40 84H41V83H40ZM42 84H43V83H42ZM44 84H45V83H44ZM58 84H59V83H58ZM64 84H65V83H64ZM66 84H67V83H66ZM66 84H65V85H66ZM98 84H100V83H98ZM114 84H115V83H114ZM125 84H124V85H125ZM130 84H132L131 81H130ZM141 84H142V83H141ZM141 84H140V85H141ZM155 84H156V83H155ZM162 84H161V85H162ZM166 84L171 85L170 83H166ZM172 84H173V83H172ZM190 84H191V83H190ZM190 84H189V85H190ZM195 84H196V83H195ZM202 84H203V83H202ZM204 84H205V82H204ZM204 84H203V85H204ZM211 84H212V83H211ZM211 84H208V85L210 86ZM229 84H230V83H229ZM239 84H240V83H239ZM243 84H245V83H243ZM246 84H247V83H246ZM246 84H245V86H246ZM5 85H6V84H5ZM50 85H51V83H50ZM88 85H90V83H89ZM104 85H105V84H104ZM128 85H129V84H128ZM128 85H126V86H128ZM135 85H136V84H135ZM135 85H134V86H131V85H130V86H131L132 88H133V87H137V86H135ZM137 85H138V84H137ZM149 85H150V84H149ZM161 85H160V86H161ZM164 85H165V84H164ZM164 85H163V86H164ZM185 85H187L186 82H185ZM185 85H183V86H185ZM189 85H188V86H189ZM191 85H192V84H191ZM196 85H198V82H197ZM203 85H202V88H203ZM221 85H222V84H221ZM248 85H249V84H248ZM258 85H259V84H258ZM2 86H3V85H2ZM55 86H56V85H55ZM62 86H63V84H62ZM92 86H93V85H92ZM92 86H91V87H92ZM107 86H108V85H107ZM144 86H145V85H144ZM147 86H148V85H147ZM147 86H146V87H147ZM181 86H182V85H181ZM181 86H180V87H181ZM183 86L181 87V89H182V88H186V87H183ZM209 86H207V87H209ZM214 86H215V85H214ZM214 86L212 85V87H214ZM218 86H219V85H218ZM226 86H227V83H226V85H225L224 88H226ZM238 86H239V85H238ZM242 86H243V85H242ZM245 86H243V87H245ZM3 87H4V86H3ZM39 87H40V86H39ZM39 87H38V88H39ZM42 87H43V86H42ZM46 87H48V86H46ZM50 87H51V86H50ZM58 87H59V85H58ZM58 87H57V89H58ZM65 87H66V86H65ZM86 87H87V86H86ZM89 87H90V86H89ZM93 87H94V86H93ZM97 87H98V86H97ZM139 87H140V86H139ZM148 87H149V86H148ZM165 87H166V86H165ZM170 87L172 88V86H170ZM180 87H179V88H180ZM193 87H194V86H193ZM193 87L191 86V88H193ZM196 87H199V86H196ZM204 87H206V86H204ZM215 87H216V86H215ZM253 87H254V86H253ZM253 87H252L251 89H253ZM22 88H23V87H22ZM59 88H60V91H61V87H59ZM95 88H96V87H95ZM98 88H99V87H98ZM111 88H112V87H111ZM114 88H115V87H114ZM123 88H124V87H123ZM132 88H131V89H132ZM140 88H145V87H142V85H141ZM150 88H151V87H150ZM167 88H168V87H167ZM173 88H174V87H173ZM177 88H178V87H177ZM179 88H178V90H179ZM221 88H222V86H221ZM221 88H218V90H220V91L222 92L224 88H223L222 90H221ZM228 88H229V90H228ZM237 88H238V87H237ZM237 88H235V91H234V92L237 91V90H236ZM240 88H241V87H240ZM258 88H259V87H258ZM2 89H3V88H2ZM4 89H5V88H4ZM4 89H3V90H4ZM7 89H8V88H7ZM18 89H19V88H18ZM18 89H15V90L17 91V93H18ZM35 89H36V88H35ZM51 89H52V88H51ZM63 89H64V88H62V90H63ZM88 89H89V88H88ZM120 89H121V88H120ZM127 89H128V88H127ZM131 89H130V91H131ZM147 89H148V88H147ZM151 89H152V88H151ZM155 89H156V88H155ZM194 89H195V90H198L197 88H194ZM199 89H200V88H199ZM203 89H204V88H203ZM203 89H202V90H203ZM255 89H256V88H255ZM255 89H253V90H255ZM25 90H27V89L25 88L24 91H25ZM33 90H34V89H33ZM85 90H86V89H85ZM108 90H110V89H108ZM114 90H115V89H114ZM140 90H142V89H140ZM143 90H144V89H143ZM175 90H176V89H175ZM225 90H226V89H225ZM227 90L230 91V86L227 87ZM227 90H226V91H227ZM232 90H233V89H232ZM239 90H241V89H239ZM0 91H1V90H0ZM5 91H6V89H5ZM21 91H22V90H21ZM36 91H37V90H36ZM41 91H42V90H41ZM49 91H50V90H49ZM54 91H56V90L54 89ZM58 91H59V90H58ZM67 91H68V90H67ZM69 91H70V88H69ZM123 91H125V90L123 89ZM123 91H121V93H122ZM138 91H139V90H138ZM171 91H174V90L171 89ZM187 91H188V89L185 90V92H187ZM191 91H192V90H191ZM200 91H201V90H200ZM204 91L206 92L207 90L205 89V90H203V92H204ZM255 91H256V90H255ZM31 92H32V91H31ZM45 92H47V91H45ZM63 92H64V91H63ZM63 92H62V94H63ZM65 92H66V91H65ZM84 92H86V91H84ZM88 92H89V91H88ZM88 92H87V93H88ZM93 92H94V91H92L91 93H93ZM126 92H127V90H126ZM131 92H132V91H131ZM131 92H129V93H131ZM134 92H136V91H134ZM134 92H132V93L135 94ZM149 92H151L152 95H153V92H152V91L149 90ZM159 92H160V91H159ZM163 92H164V91H163ZM189 92H190V91H189ZM189 92H188V93H189ZM207 92H208V91H207ZM217 92H218V91H217ZM221 92H220V93H221ZM259 92H260V90H259ZM263 92H264V91H263ZM3 93H5V92H3ZM22 93H23V91H22ZM33 93H34V92H33ZM33 93H32V94H33ZM49 93H50V92H49ZM55 93H56V92H55ZM68 93H69V92H68ZM68 93H67V94H68ZM87 93H86V94H87ZM89 93H90V92H89ZM104 93H105V92H104ZM108 93H109V92H108ZM121 93H120V94H121ZM127 93H128V92H127ZM141 93H144V92L141 91ZM172 93H174V92H171V93H168V94L166 93V94H167V96H168L169 94H172ZM178 93H179V92H178ZM178 93H177V94H178ZM200 93H202V92H200ZM200 93H198V94H200ZM208 93H209V92H208ZM214 93H215V92H214ZM214 93H212V95H211L210 93H209V94H210L211 97H212V96L214 95ZM220 93L218 92V94H220ZM223 93H224V91H223ZM230 93H231V91H230ZM232 93H233V92H232ZM257 93H258V92H257ZM20 94H21V93H20ZM23 94L25 95V94H27V92H25V93H23ZM43 94H44V93H43ZM57 94H60V93H57ZM62 94H61V95H62ZM83 94H84V93H83ZM120 94H117V96H119ZM124 94H125V93H124ZM124 94H123V95H124ZM148 94H149V93H148ZM148 94H145V96L148 95ZM162 94H163V93H162ZM175 94H176V93H175ZM190 94H191V93H190ZM218 94H217V95H218ZM224 94H225V93H224ZM234 94L236 95L237 93H234ZM261 94H264V93H261ZM34 95H35V94H34ZM39 95H40V94H39ZM39 95H38L37 97H39ZM50 95H51V94H50ZM87 95H88V94H87ZM97 95H98V94H97ZM113 95H115V94H113ZM123 95H122V96H123ZM130 95H132V94H130ZM130 95H128L127 98H129ZM139 95H140V94H139ZM150 95H151V94H150ZM150 95H148V96H150ZM154 95H155V94H154ZM154 95H153V96H154ZM163 95H164V94H163ZM192 95H194V94H192ZM204 95H206V94H203V96H204ZM226 95H227V94L224 95L225 98H227ZM7 96H8V94H7ZM17 96H18V95H17ZM19 96H20V95H19ZM19 96H18V98H19ZM25 96H26V95H25ZM28 96H29V95H28ZM47 96H49V95H47ZM63 96H64V95H63ZM70 96H71V95H70ZM70 96H69V97H70ZM89 96H90V95H89ZM122 96H121V97H122ZM133 96H135V95H133ZM133 96H132V97H133ZM136 96H138L137 93H136ZM156 96H157V94H156ZM160 96H161V95H160ZM165 96H166V95H164V97H165ZM175 96H176V95H175ZM178 96H179V95H178ZM182 96H184V95H182ZM218 96H221V95H218ZM218 96H217V97H218ZM243 96H244L246 99L249 97L248 95H247L248 97H246L245 95H243ZM260 96H262V95H260ZM34 97H35V96H34ZM41 97H43V96H41ZM51 97H54V96H51ZM111 97H113V96L111 95ZM124 97H126V95H124ZM124 97H123V98H124ZM140 97H141V96H140ZM170 97H171V96H170ZM192 97H193V96H191L190 99H191ZM196 97H198L197 94H196ZM200 97H201V96H200ZM215 97H216V95H214V100H216V101L219 100V99H221V97H219V99H218V98L215 99ZM25 98H26V97H25ZM27 98H28V97H27ZM30 98H31V97H30ZM58 98H61V97H60V96L58 97V95H57V99H58ZM66 98H67V97H66ZM83 98H84V97H83ZM86 98H87V97H86ZM86 98H85V99H86ZM88 98H89V97H88ZM88 98H87V99H88ZM118 98H119V97H118ZM123 98H119V99L122 100ZM127 98H126V99H127ZM142 98H144V97H142ZM142 98H140V99H142ZM146 98H147V96H146ZM146 98H144V99H146ZM155 98H156V97H155ZM155 98H154V99H155ZM157 98L159 99V96H158ZM166 98H168V97H166ZM185 98H186V97H185ZM185 98H184V97H181V99H185ZM194 98H195V95H194ZM198 98H199V97H198ZM198 98H197V100H199ZM202 98H203V97H202ZM205 98H206V97H205ZM207 98H208V97H207ZM242 98H243V97H242ZM242 98H241V99H242ZM245 98H244V99H245ZM23 99H24V97H23ZM39 99H40V97H39ZM45 99H47V98H45ZM45 99H44V100H45ZM62 99H64V98L62 97ZM89 99H90V98H89ZM114 99L117 100V97L114 98ZM126 99H125V100H126ZM129 99L131 100V98H129ZM138 99H139V98H138ZM138 99H137V100H138ZM151 99H152V98H151ZM161 99H162V98H161ZM176 99H177V96H176ZM178 99H179V97H178ZM222 99H223V96H222ZM222 99H221V100H222ZM238 99H240V98L238 97ZM248 99H250V98H248ZM6 100H7V99H6ZM44 100H43V101H44ZM58 100H59V99H58ZM64 100H65V99H64ZM73 100H74V99H73ZM112 100H113V99H112ZM133 100L136 101V99H133ZM142 100H143V99H142ZM162 100H163V99H162ZM170 100H171V99H170ZM179 100H180V99H179ZM225 100H226V99H225ZM23 101H24V100H23ZM25 101H26V100H25ZM27 101H28V100H27ZM38 101H39V100H37V101H35V102L38 103ZM48 101H49V100H48ZM84 101H85V100H84ZM84 101L82 100V102H84ZM91 101H92V99H91ZM114 101H115V100H114ZM127 101H128V99H127ZM131 101H132V100H131ZM131 101H129V102L131 103ZM140 101H141V100H140ZM140 101H139V102H140ZM147 101H148V100H147ZM147 101H145V102H146V103H149V102H147ZM154 101H155V100H154ZM163 101H164V100H163ZM192 101H193V100H192ZM216 101H215V103H216ZM239 101H242V100H239ZM260 101H261V100H260ZM19 102H21V99H20ZM35 102H34V104H36ZM40 102H41V101H40ZM50 102H51V100H50ZM71 102H72V101H71ZM73 102H74V101H73ZM79 102H80V101H79ZM89 102H90V101H89ZM92 102H95V101H92ZM92 102H90V103H92ZM97 102H98V101H97ZM101 102H102V101H101ZM123 102H124V101H123ZM129 102H128V103H129ZM136 102H138V101H136ZM143 102H144V100H143ZM145 102H144V104H145ZM166 102H167V99H166ZM169 102H170V101H169ZM180 102H181V100H180ZM189 102H190V100H189ZM193 102H194V101H193ZM195 102H196V101H195ZM195 102L193 103L194 106H195ZM197 102H198V103H201V102H199V101H197ZM217 102H218V101H217ZM219 102H220V101H219ZM219 102H218V104H219ZM246 102H247V104H249L247 100H246ZM246 102H245V103H246ZM3 103H4V102H3ZM3 103H0V104H3ZM5 103H6V102H5ZM5 103H4V104H5ZM77 103H78V102H77ZM87 103H88V102H87ZM103 103H104V102H103ZM105 103H108V102H105ZM125 103H126V102H125ZM128 103H127V105H128ZM167 103H168V102H167ZM167 103H166V104L164 103V105L167 106ZM170 103H171V102H170ZM173 103H174V102H173ZM181 103H182V102H181ZM181 103H180V104H181ZM185 103H186V102H184L183 104H185ZM191 103H192V102H191ZM202 103H203V102H202ZM240 103H241V102H240ZM240 103H239V104H240ZM9 104H10V103H9ZM12 104H14V103H12ZM18 104H19V103H18ZM24 104H25V103H24ZM30 104H31V102H30ZM32 104H33V103H32ZM41 104H43V103H42V102L39 103V105H41ZM44 104H46V103H44ZM53 104H55V103H53ZM57 104H59V102H58ZM121 104H124V103H121ZM135 104H138V103H135ZM140 104H143V103L140 102ZM156 104H157V103H156ZM156 104L153 105V107H154V106L157 107L158 105H156ZM159 104H160V103H159ZM161 104H162V103H161ZM212 104H213V103H212ZM216 104H217V103H216ZM250 104H252V103H250ZM15 105H16V104H15ZM15 105H14V106H15ZM19 105H20V104H19ZM48 105H49V104H47V107H48ZM70 105H71V103H70ZM92 105H95V104H92ZM96 105H98V104H96ZM111 105H112V104H111ZM111 105H110V106H111ZM131 105H132V104H130V106H131ZM133 105H134V103H133ZM145 105H146V104H145ZM148 105L152 107V105L147 104V106H146L147 108H146V109H149V106H148ZM164 105H163V106H164ZM169 105H171V104H169ZM172 105H173V104H172ZM185 105H186V104H185ZM187 105H189V104H187ZM197 105H198V104H197ZM235 105H236V104H235ZM6 106H7V105H6ZM20 106H21V105H20ZM29 106H30V105H29ZM57 106H59V105H57ZM60 106L63 108L62 105H60ZM73 106H74V105H73ZM80 106H81V105H80ZM138 106H140V105H138ZM189 106H190V105H189ZM191 106H193V105L191 104ZM213 106H214V104H213ZM229 106H230V105H229ZM248 106H249V105H247V107H248ZM253 106H255V105H252V107H253ZM259 106H260V105H259ZM4 107H5V106H4ZM4 107H3V109H4ZM11 107H12V106H11ZM17 107H18V106H17ZM35 107H36V106H34V107H32V108H34V110H35ZM38 107H39V106H38ZM54 107H56V106H54ZM61 107H60V108H61ZM68 107H69V109H70V106H68ZM115 107H116V106H115ZM120 107H121V106H120ZM122 107H124V106H122ZM135 107H136V106H135ZM140 107H141V106H140ZM140 107H139V108H140ZM153 107H152V108H153ZM168 107H169V106H168ZM172 107H173V106H172ZM185 107H186V106H185ZM211 107H212V105H211ZM214 107H215V106H214ZM222 107H223V106H222ZM222 107H220V109H221ZM225 107H226V106H225ZM232 107H233V106H232ZM232 107H231V108H232ZM250 107H251V106H250ZM250 107H248V108H250ZM14 108H15V107H14ZM18 108H19V107H18ZM27 108H28V107H27ZM27 108H26V109H27ZM51 108H52V106H51ZM66 108H67V107H66ZM95 108H96V107H95ZM106 108H107V107H106ZM124 108H126V106H125ZM124 108H122V109H124ZM143 108H145V107H142V108H140V109H143ZM159 108H160V107H157V109H159ZM161 108H162V107H161ZM165 108H166V107H165ZM182 108H183V107H182ZM191 108H192V107H191ZM193 108H194V107H193ZM196 108H197V107H196ZM198 108H200V107H198ZM206 108H207V106H206ZM216 108H217V107H216ZM216 108H214V109L211 108L212 112H214ZM226 108H228V109L231 110V108L228 107V106H227ZM257 108H258V106H257ZM262 108H264V107H262ZM12 109H13V108H12ZM22 109H23V107H22ZM24 109H25V108H24ZM24 109H23V110H24ZM38 109H39V108L36 107V110H38ZM40 109H41V107H40ZM42 109L44 110V108H42ZM47 109H48V108H47ZM55 109H56V108H55ZM103 109H104V108H103ZM112 109H113V107H112ZM114 109H115V108H114ZM116 109H118V108H116ZM127 109H128V108H127ZM129 109H130V108H129ZM133 109L135 110V109H138V108H134V106H133ZM153 109H156V108H153ZM162 109H164V108H162ZM162 109H159V110L161 111ZM166 109H168V108H166ZM177 109H178V108H177ZM194 109H195V108H194ZM194 109H192V111H193ZM204 109H205V108H204ZM220 109H218V110L221 111L223 108H222L221 110H220ZM234 109L236 110L237 107L235 108V106H234ZM254 109L257 110L256 107H254ZM13 110H14V109H13ZM28 110H29V108H28ZM31 110H32V109H31ZM36 110H35V111H36ZM43 110H42V111H43ZM58 110H60V109H58ZM76 110H77V109H76ZM124 110H125V109H124ZM169 110H170V109H169ZM172 110H173V109H172ZM181 110H182V109H181ZM183 110H184V109H183ZM185 110H186V108H185ZM207 110H208V109H207ZM207 110H206V111H207ZM213 110H214V111H213ZM216 110H217V109H216ZM223 110H224V109H223ZM223 110H222L221 112H223ZM18 111H19V110H18ZM29 111H30V110H29ZM35 111H33V112H35ZM39 111H40V110H39ZM69 111H71V110H69ZM125 111H126V110H125ZM131 111H132V107H131ZM135 111H136V110H135ZM138 111H139V110H138ZM149 111H153V110H151V108H150ZM149 111H148V112H149ZM156 111H157V110H156ZM163 111H164V110H163ZM175 111H176V110H175ZM175 111H174V112H175ZM187 111H188V110H187ZM244 111H245V110H244ZM248 111H250V112H249V115H250L251 110H248ZM253 111H254V110H253ZM0 112H1V111H0ZM15 112L17 113V110H15ZM24 112H25V110H24ZM26 112H27V111H26ZM43 112H44V111H43ZM45 112H46V111H45ZM51 112H52V111H51ZM121 112H122V111H121ZM123 112H124V111H123ZM128 112H129V110H128ZM139 112L141 113V111H139ZM168 112H170V111H168ZM190 112H191V111H190ZM196 112H197V111H196ZM203 112H204V110H203ZM221 112H219V113L221 114ZM224 112H226V111H224ZM228 112H229V111H228ZM231 112H232V111H231ZM231 112H230V114H231ZM237 112H239V109L237 110ZM254 112H255V111H254ZM1 113H2V112H1ZM3 113H4V112H3ZM21 113H22V112H21ZM27 113H28V112H27ZM27 113H25V115L22 114V117H23V116H26ZM29 113H30V112H29ZM36 113H37V111L35 112V114H36ZM39 113H40V112H39ZM53 113H54V112H53ZM60 113H62V111H60ZM70 113H71V112H70ZM114 113H115V112H114ZM135 113H136V112H135ZM145 113H146V112H145ZM150 113H152V112H150ZM153 113H154V112H153ZM153 113H152V114H153ZM159 113H160V112H159ZM164 113H165V112H164ZM166 113H167V111H166ZM171 113H172V111H171ZM180 113L183 114L182 112H180ZM192 113H193V112H192ZM200 113H202V110H201ZM204 113H205V112H204ZM206 113H207V112H206ZM240 113H241V112H240ZM242 113H243V111H242ZM242 113H241V114H242ZM255 113H256V112H255ZM257 113H258V112H257ZM32 114H33V113H32ZM41 114H42V112H41ZM41 114H40V115H41ZM104 114H105V113H104ZM119 114H121V113L118 112V115H119ZM122 114H123V113H122ZM124 114H125V113H124ZM131 114H132V112H131ZM141 114H142V113H141ZM172 114H173V113H172ZM175 114H176V112H175ZM181 114H180V115H181ZM184 114H185V113H184ZM184 114H183V115H184ZM188 114H189V113H188ZM202 114H203V113H202ZM210 114H211V113H209V116H210ZM244 114H245V112H244ZM244 114H242V116H243ZM252 114H253V113H252ZM258 114H259V113H258ZM3 115H5V113H4ZM3 115H1V116H3ZM6 115H7V114H6ZM6 115H5L4 117H5V118H8V116H6ZM29 115H31V114H29ZM36 115H37V114H36ZM53 115H56V113L53 114ZM69 115H70V114H69ZM101 115H102V113H101ZM136 115H138V114H136ZM136 115H135V116H136ZM143 115H145V114L143 113ZM155 115H157V114H155ZM160 115H161V114H160ZM160 115H159L158 117H160ZM163 115H164V114H163ZM168 115H169V114H168ZM192 115H193V114H192ZM192 115H191V116H192ZM205 115H206V114H205ZM222 115H223V114H222ZM222 115H220V117H221ZM226 115H227V114H225V116H226ZM245 115H246V114H245ZM247 115H248V113H247ZM256 115H257V114H256ZM260 115H262V114H260ZM260 115L255 116V117H260ZM1 116H0V117H1ZM15 116H18V115H15ZM43 116H44V115H43ZM45 116H46V113H45ZM59 116H60V115H59ZM78 116H79V115H78ZM114 116H115V115H114ZM150 116H151V115H150ZM169 116H170V115H169ZM169 116H168V117H169ZM174 116H176V115H174ZM184 116H185V115H184ZM187 116H188V115H187ZM187 116H186V117H187ZM191 116H188V117L191 118ZM194 116H195V115H194ZM202 116H204V115H202ZM202 116H201V117H202ZM217 116H218V115H217ZM30 117H31V116H30ZM35 117H36V116H35ZM38 117H40V116L38 115ZM56 117H57V116H56ZM66 117H68V116H66ZM69 117L71 118V117H72V114H71ZM103 117H104V116H103ZM153 117H154V116H153ZM156 117H157V116H155V118H156ZM158 117H157V118H158ZM195 117H196V116H195ZM195 117H194V118H195ZM207 117H208V114H207ZM207 117H206V118H207ZM210 117H211V116H210ZM223 117H224V116H222V118H223ZM226 117H227V116H226ZM229 117H230V116H229ZM263 117H264V116H263ZM18 118H19V117H15V119H18ZM32 118H34V117L32 116ZM45 118H49V117H45ZM52 118H53V117H52ZM62 118H63V116H62ZM76 118H77V117L74 116V119H76ZM81 118H82V117H81ZM113 118L115 119L116 117H113ZM120 118H122V117H120ZM127 118H128V117H127ZM147 118H148V116H147ZM151 118H152V117H151ZM157 118H156V119H157ZM163 118H164V117H163ZM176 118H177V116H176ZM178 118H181V117H178ZM178 118H177V120H179ZM182 118H183V116H182ZM203 118H204V117H203ZM236 118H237V117H236ZM0 119H1V118H0ZM28 119L30 120L29 117H28ZM43 119H44V118H43ZM86 119H87V118H86ZM86 119H85V121H86ZM104 119H105V117H104ZM123 119H124V118H123ZM130 119H131V118H130ZM148 119H149V118H148ZM156 119H155V121H156ZM160 119H161V118H159V120H160ZM173 119H174V118H173ZM184 119H185V118H184ZM184 119H183V120H184ZM192 119H193V117H192ZM208 119H212V118H208ZM238 119H239V118H238ZM246 119H247V117H246ZM246 119H245V120H246ZM253 119H254V118H253ZM18 120H19V119H18ZM18 120H17V121H18ZM22 120H25V119H22ZM34 120H36V119H34ZM44 120H46V119H44ZM63 120H65V119H63ZM63 120H62V121H63ZM82 120H83V119H82ZM121 120H122V119H121ZM121 120H120V121H121ZM134 120H135V118H134ZM140 120H141V118H140ZM151 120H152V119H151ZM161 120H162V119H161ZM163 120L165 121L166 118L163 119ZM188 120H189V119H188ZM212 120H213V119H212ZM1 121H3V120H1ZM17 121H16V122H17ZM32 121H33V120H32ZM37 121H38V120H37ZM42 121H43V120H42ZM42 121H41V122H42ZM50 121H52V120H50ZM50 121H49V122H50ZM60 121H61V120H60ZM73 121H74V120H72L71 122H73ZM135 121H137V118H136ZM142 121H143V120H142ZM157 121H158V120H157ZM174 121H175V120H174ZM174 121H173V122H174ZM184 121H185V120H184ZM208 121H209V120H208ZM208 121H206L207 124H208ZM227 121L230 122V120H227ZM247 121H248V119H247ZM41 122H40V123H41ZM45 122H47V120H46ZM58 122H59V121H58ZM91 122H92V121H91ZM93 122H95V121H93ZM121 122H122V121H121ZM121 122H120V123H121ZM133 122H134V121H133ZM146 122H148V121H146ZM146 122H145V123H146ZM152 122H153V121H152ZM159 122H160V121H159ZM162 122H163V121H162ZM162 122H161V123H162ZM175 122H176V121H175ZM179 122L181 123L182 120H180ZM231 122H232V121H231ZM235 122L237 123V120H236ZM235 122H234V123H235ZM244 122H245V121H244ZM244 122H243V123H244ZM248 122H249V121H248ZM254 122L256 123V119H254ZM2 123H3V122H2ZM5 123H6V122H4V124H5ZM7 123H8V122H7ZM42 123H43V122H42ZM54 123H55V121H54ZM83 123H84V122H83ZM98 123H100V122H98ZM98 123H95V124H98ZM113 123H114V122H113ZM123 123H124V122H123ZM123 123H121V125H122ZM131 123H132V122H131ZM148 123H149V122H148ZM157 123H158V122H157ZM163 123H166V121L163 122ZM167 123H168V121H167ZM169 123H170V122H169ZM189 123H190V122H189ZM189 123H188V124H189ZM204 123H205V122H204ZM206 123H205V124H206ZM217 123H218V122H217ZM224 123H225V122H224ZM224 123H220V124H224ZM245 123H247V122H245ZM249 123H250V122H249ZM8 124H9V123H8ZM18 124L22 125V123H20V122H18ZM34 124H35V123H34ZM48 124H49V123H48ZM48 124H46V125H48ZM74 124H76V123L74 122ZM77 124H80V123H77ZM93 124H94V123H93ZM93 124H92L91 127H94L95 124H94V125H93ZM100 124H101V123H100ZM100 124H98V128H99V125H100ZM117 124H118V123H117ZM125 124H126V123H125ZM125 124H124V125H125ZM171 124H172V123H171ZM176 124H177V123H176ZM178 124H179V123H178ZM181 124L184 125L183 123H181ZM186 124H187V123H186ZM186 124H185V125H186ZM191 124H193V123L191 122ZM207 124H206V125H207ZM214 124H216V123H214ZM240 124H241V123H240ZM2 125H3V124H2ZM9 125H10V124H9ZM36 125H37V124H36ZM49 125H50V124H49ZM86 125H87V124H86ZM86 125L84 124V126H86ZM106 125H107V123H106ZM106 125H105L104 127H106ZM124 125H123V126H124ZM127 125H129V124H127ZM144 125H147V123L144 124ZM150 125H151V122H150ZM158 125H159V124H158ZM162 125H163V124H161V127H163ZM168 125H169V124H168ZM182 125H181V126H182ZM185 125H184V126H185ZM208 125H210V124H208ZM216 125H217V124H216ZM225 125H227V124H225ZM16 126H17V125H16ZM24 126H25V125H24ZM28 126H29V125H28ZM57 126H58V125H57ZM60 126H61V125H60ZM68 126H69V125H68V123H67L66 120H65V121L62 123V128H61V129H63V130H64V129H68ZM77 126H78V125H77ZM100 126H101V125H100ZM110 126H111V125H110ZM134 126H135V125H134ZM152 126H153V125H152ZM154 126H155V125H154ZM154 126H153V127H154ZM165 126H167V124H166ZM165 126H164V127H165ZM173 126H175V125H173ZM178 126H179V125H178ZM184 126H183V127H184ZM194 126H195V124H194ZM196 126H198V124H197ZM210 126H213V125H210ZM220 126H221V125H220ZM222 126H223V125H222ZM246 126H247V125H246ZM249 126H250V125H249ZM249 126H248V127H249ZM5 127H7V126H5ZM10 127H12V124H11ZM14 127H15V126H14ZM14 127H13V128H14ZM22 127H23V126H22ZM37 127H38V126H37ZM37 127H36V128H37ZM81 127L83 128V125H82ZM81 127H78V128H81ZM96 127H97V126H96ZM96 127H94V128H96ZM108 127H109V126H108ZM111 127L113 128V126H111ZM115 127H116V125H115ZM132 127H133V126H132ZM136 127H138V126H136ZM136 127H134V128H136ZM147 127H148V126H147ZM150 127H151V126H150ZM161 127L159 126V129H161ZM164 127H163V129H165ZM199 127H200V126H199ZM223 127H224V126H223ZM227 127L229 128V126H227ZM244 127H245V126H244ZM244 127H243V128H244ZM253 127H254V126H253ZM3 128H4V127H3ZM19 128H20V127H19ZM24 128H25V127H24ZM47 128H48V127H47ZM47 128H46V129H47ZM51 128H52V127H51ZM56 128H57V127H56ZM89 128H90V127H89ZM126 128H127V127H126ZM126 128H125V129H126ZM140 128H143V127H140ZM155 128H156V127H155ZM155 128H154V129H155ZM173 128H174V127H173ZM180 128H181V127H180ZM180 128H179V129H180ZM184 128H185V127H184ZM184 128H183V129H184ZM187 128H188V127H187ZM190 128H192V127H190ZM197 128H198V127H197ZM213 128H214V127H213ZM215 128H218L217 130H219V127H215ZM230 128H231V126H230ZM232 128H233V127H232ZM232 128L230 129V131L232 130ZM240 128H241V127H240ZM255 128H256V126H255ZM9 129H11V128H9ZM17 129H18V128H17ZM17 129H16V130H17ZM27 129H28V128H27ZM40 129H41V128H40ZM91 129H92V128H91ZM99 129H100V128H99ZM149 129L151 130V128H148V130H149ZM154 129H153V130H154ZM157 129H158V128H157ZM175 129H176V127H175ZM177 129H178V127H177ZM188 129H189V128H188ZM192 129H194V128H192ZM192 129H191V130H192ZM199 129H201V128H199ZM199 129H198V130H199ZM234 129H235V128H234ZM237 129H238V128H237ZM237 129H236V130H237ZM258 129H260V128H258ZM20 130H21V129H20ZM35 130H38V129H35ZM35 130L33 131V133H34V132H37V131H35ZM41 130H42V129H41ZM51 130H52V129H51ZM63 130H62V131H63ZM71 130H72V129H71ZM84 130H85V129H84ZM100 130H101V129H100ZM129 130H130V129H129ZM145 130H147V129H145ZM167 130H168V129H167ZM167 130H166V131H167ZM189 130H190V129H189ZM195 130H196V129H195ZM195 130H193V132H194ZM222 130L225 131V128L222 129ZM236 130H235V133H236ZM242 130H243V129H242ZM5 131H8V130L6 129ZM31 131H32V130H31ZM81 131H82V130H81ZM81 131H80V132H81ZM89 131L92 132L93 130H90V129H89ZM102 131H103V130H102ZM132 131H133V129L131 130V132H132ZM143 131H144V128H143ZM151 131H152V130H151ZM159 131H160V130H159ZM161 131H162V130H161ZM168 131H170V130H168ZM173 131H174V133L176 132V130H173ZM177 131H178V130H177ZM181 131H182V130H181ZM199 131H200V130H199ZM204 131H205V129H204ZM206 131H207V130H206ZM226 131H227V130H226ZM226 131H225L224 133H227ZM239 131H240V130H239ZM256 131H257V130H255V135H257V134H256V133H257ZM260 131H263V130H260ZM18 132H19V129H18ZM18 132H17V136H16V134H15V136H16L17 138H19ZM20 132H22V131H20ZM38 132H39V130H38ZM43 132H45V131H43ZM43 132H42V133H43ZM59 132H60V131H59ZM72 132H73V130H72ZM83 132H84V131H83ZM135 132H136V131H135ZM137 132H138V131H137ZM139 132H140V131H139ZM141 132H142V130H141ZM153 132H154V131H153ZM179 132H180V131H179ZM183 132H184V131H183ZM185 132H186V134H187V131H185ZM208 132H209V131H208ZM213 132H214V130H213ZM216 132H217V131H215L214 134H218V135H220L219 132H217V133H216ZM220 132H221V131H220ZM4 133H5V132H4ZM40 133H41V132H40ZM40 133H39V134H40ZM50 133H51V132H50ZM97 133H99V132H97ZM104 133H105V132H104ZM107 133H108V132H107ZM107 133H106V134H107ZM126 133H127V131H126ZM132 133H133V132H132ZM142 133H143V132H142ZM145 133H146V132H145ZM145 133H144V134H145ZM158 133H159V132H158ZM196 133H198V132H196ZM222 133H223V132H222ZM228 133H230V132H228ZM231 133H232V132H231ZM258 133L260 134L259 131H258ZM262 133H264V131H263ZM2 134H3V133H2ZM12 134H13V131L11 132V135H12ZM35 134H36V133H35ZM44 134H45V133H44ZM52 134H53V133H52ZM52 134H51V135H52ZM89 134H90V133H89ZM108 134H109V133H108ZM111 134H112V133H111ZM146 134H147V133H146ZM151 134H153V133H151ZM151 134H150V135H151ZM155 134H157V132H156ZM155 134H154V135H155ZM159 134H160V133H159ZM161 134H162V133H161ZM168 134H169V133H167V135H168ZM170 134H171V133H170ZM177 134H179V133L177 132ZM180 134H182V133H180ZM189 134H191V132H190ZM259 134H258V135H259ZM13 135H14V134H13ZM47 135H48V134H47ZM63 135H64V134H63ZM101 135H103V134L101 133ZM127 135H128V134H127ZM135 135H136V134H135ZM150 135L147 134V136H150ZM183 135H184V134H183ZM191 135H193V134H191ZM196 135H197V134H196ZM196 135H195V136H196ZM202 135H203V134H202ZM226 135H228V134H226ZM55 136H57V135H54V134H53V136H52L53 138L51 139V141L48 140L49 143H47V144H46L47 139H46L45 143L42 142V141H41V142H39V141L36 142V141L34 140V141L36 142V146H35V147H36V148H42V147H44V148H48V149L51 151L50 156H52V155H53V150H54V149H55V150H58L59 148H61L60 145H59V142H57V139H58V138H56ZM65 136H66V137H65L66 139H67V138H69V139L71 138V139H74V140H75V138H73L72 134H70V135H69V134H66ZM76 136H78V135H75V137H76ZM87 136H88V135H87ZM108 136H109V135H108ZM112 136H114V135H112ZM140 136H141V133H140ZM145 136H146V135H145ZM168 136L170 137V135H168ZM172 136H173V134H172ZM180 136H181V135H180ZM193 136H194V135H193ZM193 136H192V137H193ZM204 136H205V135H204ZM204 136H203V137H204ZM222 136H223V135H222ZM224 136H225V135H224ZM232 136H233V135H232ZM237 136H238V135H237ZM239 136H240V135H239ZM239 136H238V137H239ZM249 136H251V135H249ZM9 137H11V136H9ZM9 137H8V138H9ZM63 137H64V136H63ZM80 137H81V136H80ZM88 137H89V136H88ZM109 137H110V136H109ZM130 137H131V136H130ZM132 137H134V135H133ZM157 137H158V136H157ZM159 137H160V136H159ZM161 137H162V136H161ZM174 137H175V136H174ZM174 137H173V138H174ZM255 137H257V136H255ZM263 137H264V134H263ZM8 138H7V139H8ZM11 138H12V137H11ZM17 138H16V139H17ZM38 138L43 140L42 137H38ZM50 138H51V136H50ZM93 138H94V137H93ZM97 138H98V137H97ZM97 138H96V139H97ZM102 138H104V136H103ZM126 138H127V137H126ZM135 138H136V137H135ZM135 138H134V139H135ZM139 138H140V137H139ZM162 138H163V137H162ZM175 138H176V137H175ZM175 138H174V139H175ZM181 138H183V137H181ZM195 138H196V137H195ZM246 138H247V137H246ZM253 138H254V136H253L252 138H250V139L253 140ZM0 139H1V138H0ZM3 139H4V137H3ZM3 139H2V140H3ZM23 139H24V138H23ZM39 139H38V140H39ZM83 139H84V138H83ZM106 139H108V138L106 137ZM111 139H113V138H111ZM137 139H138V138H137ZM137 139H136V140H137ZM147 139H148V138H147ZM147 139H146V140H147ZM160 139H161V138H160ZM179 139H180V137H179ZM190 139H191V138H190ZM190 139H189V140H190ZM196 139H197V138H196ZM200 139H202V138H200ZM207 139H208V138H207ZM209 139H210V138H209ZM209 139H208V140H209ZM211 139H212V138H211ZM211 139H210V140H211ZM231 139H232V138H231ZM231 139H229V140H231ZM254 139H255V138H254ZM262 139H263V138H262ZM8 140H9V139H8ZM29 140H30V139H29ZM102 140H103V139H102ZM114 140H115V139H114ZM121 140H122V139H121ZM121 140H120V141H121ZM123 140H124V139H123ZM126 140H127V139H126ZM131 140H132V138H131ZM136 140H135V141H136ZM143 140H144V137H143ZM143 140H142V142H143ZM148 140H150V139H148ZM158 140H159V138H158ZM176 140H177V139H176ZM176 140H175V141H176ZM181 140H182V139H181ZM181 140H180V141H181ZM208 140H206V141H208ZM213 140H214V139H212V142H213ZM263 140H264V139H263ZM263 140H261V142H262ZM17 141H19V139H17ZM17 141H15V142H17ZM64 141H65V140H64ZM75 141H76V140H75ZM84 141H85V139H84ZM86 141H87V140H86ZM89 141H90V140H89ZM96 141H97V140H96ZM108 141H109V140H108ZM159 141H160V140H159ZM159 141H157V143H159ZM167 141H168V140H167ZM190 141H191V140H190ZM190 141H189V142H190ZM202 141H203V140H202ZM202 141H201V142H202ZM204 141H205V140H204ZM233 141H235V139H234ZM238 141H241V139H240V140L238 139ZM247 141H250V140L247 139ZM247 141H245L246 144H247ZM258 141H259V140H258ZM3 142H4V141H3ZM15 142H14V143H15ZM31 142H32V141H31ZM61 142H62V141H61ZM111 142H112V141H111ZM137 142H139V141H137ZM146 142H147V141H146ZM149 142H150V141H149ZM153 142H155V140H154ZM168 142H170V141H168ZM168 142H166V143L169 144ZM172 142H173V141H172ZM184 142H185V141H184ZM186 142H187V141H186ZM212 142H211V143H212ZM221 142H222V141H221ZM227 142H228V141H227ZM236 142H237V141H236ZM250 142H251V141H250ZM250 142H248V143H250ZM14 143H13V144H14ZM18 143H19V142H18ZM18 143H17V145H18ZM79 143H80V142H79ZM82 143H83V142H82ZM104 143H105V142H104ZM119 143H120V142H119ZM119 143H118V145H116V146L119 147V145H120ZM124 143L127 144V142H124ZM129 143H130V142H129ZM157 143H156V144H157ZM164 143H165V141H164ZM166 143H165V144H166ZM191 143H192V142H191ZM205 143H206V142H205ZM209 143H210V142H209ZM211 143H210V144H211ZM213 143H214V142H213ZM213 143H212V144H213ZM229 143H231V141H230ZM233 143H234V142H233ZM233 143H231V144L233 145ZM253 143H254V141H253ZM259 143H260V142H259ZM5 144H7V143H5ZM34 144H35V143H34ZM64 144H65V142H64ZM93 144H94V143H93ZM133 144H134V143H133ZM136 144H137V143H136ZM136 144H135V145H136ZM140 144H142V143H140ZM140 144H139V146H140ZM143 144H144V143H143ZM154 144H155V143H153V146L155 147ZM165 144H164V145H165ZM172 144H173V143H172ZM172 144H171V145H172ZM175 144H177V142H176ZM193 144H194V143H193ZM193 144H192V145H193ZM198 144H199V142H198ZM212 144H211V145H212ZM217 144H218V143H217ZM223 144H224V142H223ZM234 144H235V143H234ZM236 144H237V143H236ZM256 144H257V143H256ZM2 145H4V144H2ZM28 145H29V144H28ZM31 145H32V144H31ZM31 145H30V146H31ZM67 145H68V144H66V146H67ZM70 145H71V144H70ZM70 145H68V146H70ZM72 145H73V144H72ZM75 145H78V144L76 143ZM85 145H86V144H85ZM87 145H88V144H87ZM94 145H95V144H94ZM97 145H98V144H97ZM101 145H103V144H101ZM129 145H130V144H129ZM129 145H128V146H129ZM158 145H159V144H158ZM179 145H181V142L179 143ZM183 145H184V144H183ZM183 145H182V147H183ZM187 145H189V144H188V143L185 144V147H186ZM194 145H195V144H194ZM196 145H197V144H196ZM203 145H204V144H203ZM208 145H209V144H208ZM208 145H207V146H208ZM213 145H214V144H213ZM219 145H220V144H219ZM226 145H228V144H226ZM254 145H255V144H254ZM259 145H260V144H259ZM32 146H33V145H32ZM32 146H31V148H32ZM45 146H47V147H45ZM62 146H63V145H62ZM66 146H65V147H66ZM81 146H82V145H81ZM81 146H80V148H81ZM89 146H90V145H89ZM91 146H93V145L91 144ZM108 146H109V145H108ZM121 146H122V143H121ZM123 146L125 147L126 145H123ZM130 146H132V144H131ZM139 146H138V149L135 148V151H136V150H140V149L142 148V147H140V149H139ZM142 146H144V145H142ZM147 146H148V145H147ZM150 146H151V145H150ZM159 146H162V145H159ZM174 146H175V145H174ZM199 146H200V145H199ZM204 146H205V145H204ZM246 146H248V145H246ZM251 146H252V145H251ZM73 147H74V146H73ZM82 147H83V146H82ZM94 147H95V146H94ZM111 147H112V145H111ZM134 147H135V146H134ZM148 147H149V146H148ZM156 147H157V146H156ZM172 147H173V146H172ZM177 147H179V146H177ZM182 147H181V148H182ZM185 147H184V148H185ZM221 147L224 148V146H221ZM231 147H232V146H231ZM236 147H237V146H236ZM249 147H250V146H249ZM249 147H247V148L249 149L248 152L250 153V148H249ZM263 147H264V146H263ZM86 148H87V147H86ZM89 148H91V147H89ZM89 148L87 149V151H88V150H91V149H89ZM97 148H98V147H97ZM97 148H96V149H97ZM115 148H116V147H115ZM121 148H123V147H121ZM128 148H129V147H128ZM128 148H126V149L128 150ZM130 148H132V147H130ZM160 148H161V147H160ZM163 148H164V147H163ZM163 148H162V149H163ZM167 148H169V147H167ZM167 148H165V149H167ZM175 148H176V147H174V149H175ZM181 148H180V149H181ZM198 148H199V147H198ZM208 148H209V147H208ZM216 148H218V147H216ZM241 148H242V147H241ZM241 148H240V151H241ZM251 148H252V147H251ZM254 148H255V146H254ZM12 149H13V151L15 152L14 148H12ZM63 149H65V148H63ZM67 149H68V148H67ZM82 149H83V148H82ZM108 149H109V148H108ZM112 149H114V148L112 147ZM118 149H120V148H118ZM155 149H156V148H155ZM187 149H188V148H187ZM195 149H197V148H195ZM204 149H205V148H204ZM206 149H207V148H206ZM209 149H210V148H209ZM244 149H245V148H244ZM256 149L258 150V148H256ZM259 149H260V148H259ZM263 149H264V148H263ZM263 149H262V152H263ZM1 150H3V149H1ZM19 150H20V149H19ZM24 150H25V149H24ZM114 150H115V149H114ZM122 150H123V149H122ZM129 150H130V149H129ZM131 150H132V149H131ZM158 150H159V147H158ZM163 150H164V149H163ZM167 150H168V149H167ZM172 150H173V149H172ZM176 150H177V149H175V151H176ZM181 150H182V149H181ZM185 150H186V148H185ZM185 150H184V151H185ZM190 150H191V149H190ZM192 150H193V149H192ZM215 150H216V149H215ZM218 150H219V149H218ZM232 150H233V148H232ZM234 150H235V149H234ZM253 150H254V149H253ZM253 150H252V151H253ZM36 151H37V150H36ZM36 151H35V152H36ZM45 151H46V150H45ZM79 151H80V150H79ZM95 151H97V150H95ZM102 151H103V149L101 150V152H102ZM115 151H116V150H115ZM120 151H121V149H120ZM132 151H133V150H132ZM165 151H166V150H165ZM175 151L173 152V155L175 154ZM210 151H211V150H210ZM216 151H217V150H216ZM237 151H238V150H237ZM252 151H251V152H252ZM255 151H256V150H255ZM260 151H261V150H260ZM11 152H12V151H11ZM19 152H20V151H19ZM33 152H34V151H33ZM35 152H34V153H35ZM39 152H40V151H39ZM39 152H38V153H39ZM63 152H64V150H63ZM76 152H77V151H76ZM76 152L73 151V153H76ZM93 152H94V151H93ZM93 152H92V153H93ZM107 152H108V151H107ZM136 152H137V151H136ZM136 152H131V151H130L129 154H131V153L136 154ZM144 152H146V151L144 150ZM147 152H148V150H147ZM147 152H146V153H147ZM150 152H151V151H149V153H150ZM166 152H168V151H166ZM179 152H180V151H179ZM185 152H186V151H185ZM187 152H188V151H187ZM193 152H195V151H193ZM202 152H203V151H202ZM204 152H206V151H204ZM208 152H209V151H208ZM225 152H226V150H225ZM234 152H236V151H234ZM248 152H247V154H248ZM9 153H10V151H9ZM34 153H33V154H34ZM58 153H60V152L58 151ZM58 153H56V155H57ZM61 153H62V152H61ZM78 153H79V152H78ZM80 153H82V151H80ZM86 153H87V152H86ZM90 153H91V151H90ZM90 153H89V154H90ZM92 153H91V154H92ZM98 153H100V152H98ZM103 153H104V151H103ZM116 153L119 154V151H117ZM116 153H115V155L118 157V155H117ZM146 153H143V154L146 155ZM151 153H153V152H151ZM163 153H165V152H163ZM163 153H162V154H163ZM169 153H170V151H169ZM169 153H168V154H169ZM171 153H172V152H171ZM213 153H215V151H214ZM218 153H219V152H218ZM257 153H259V151H257ZM257 153H256V155H258ZM11 154L14 155V153H11ZM16 154H17V153H16ZM16 154H15V155H16ZM20 154L22 155V153H20ZM31 154H32V153H31ZM31 154H26V153H25V156H29V155L31 156ZM33 154H32V155H33ZM43 154H44V153H43ZM62 154H63V153H62ZM62 154H60V155L62 156ZM71 154H72V153H70V156H71ZM84 154H85V153H84ZM96 154H97V153H96ZM100 154H101V153H100ZM123 154H124V153H123ZM126 154H127V152H126ZM137 154L140 155L141 153L139 152V153H137ZM143 154H142V155H143ZM162 154H161V155H162ZM184 154H186V153H184ZM224 154H225V153H224ZM229 154H230V153H229ZM251 154H252V153H250L249 155H246L245 157L250 156ZM18 155H19V154H18ZM74 155H75V154H74ZM74 155H73V157H74ZM97 155H98V154H97ZM101 155H102V154H101ZM112 155H113V153H112ZM139 155H138V157H139ZM144 155H143V156H144ZM152 155H153V154H152ZM163 155H164V154H163ZM163 155H162V156H163ZM166 155H167V154H166ZM169 155H170V154H169ZM169 155H168V156H169ZM181 155H182V154H181ZM193 155L198 156L199 154H197V155H196V154H193ZM202 155H203V154H202ZM204 155H205V154H204ZM204 155H203V156H204ZM206 155H207V154H206ZM216 155L219 157L218 154H216ZM225 155H226V154H225ZM243 155H244V154H243ZM254 155H255V153H253L251 156H254ZM1 156H2V155H1ZM4 156H5V155H4ZM7 156H8V155H7ZM19 156H20V155H19ZM64 156H65V155H64ZM67 156H68V153H67ZM67 156H66V157H67ZM83 156H84V155H83ZM85 156H86V155H85ZM85 156H84V157H85ZM87 156H88V155H87ZM90 156H91V155H90ZM104 156H105V155H104ZM113 156H114V155H113ZM122 156H123V155H122ZM128 156H129V155L127 154V157H128ZM147 156H148V155H147ZM156 156H157V155L155 154V159H157ZM158 156H159V155H158ZM162 156H161V157H162ZM177 156H178V155H177ZM177 156H175V157L177 158ZM203 156H201V157H203ZM235 156H236V154H235L234 156L232 155L233 158H236ZM23 157H24V156H23ZM33 157H35V156H33ZM33 157H32V158H33ZM36 157H37V156H36ZM42 157H44V155L41 156V158H42ZM56 157H57V156H56ZM84 157L81 156V158H83V159H84ZM91 157H92V156H91ZM105 157H106V156H105ZM117 157H115L114 159L116 160ZM131 157H133L132 154H131ZM134 157H135V156H134ZM138 157H136V158H138ZM140 157H141V156H140ZM144 157H145V156H144ZM150 157L153 158L154 156H153V157L150 156ZM179 157H180V156H179ZM182 157H183V156H182ZM192 157H193V156H192ZM208 157H209V155H208ZM212 157H213V156H212ZM212 157H211L210 160H212ZM218 157H217V158H218ZM220 157H222V156H220ZM243 157H244V156H243ZM255 157H256V156H255ZM2 158H3V157H2ZM7 158H8V157H7ZM27 158H28V157H27ZM69 158H70V157H69ZM112 158H113V157H112ZM123 158H124V157H123ZM141 158L143 159V157H141ZM162 158H164V157H162ZM168 158H169V157H168ZM176 158H173V159H176ZM180 158H181V157H180ZM184 158L186 159L185 156H184ZM184 158H183V159H184ZM213 158H215V156H214ZM229 158H231V157H229ZM238 158H239V157H238ZM241 158H242V157H241ZM241 158H240V159H241ZM247 158H248V157H247ZM263 158H264V157H263ZM3 159H4V158H3ZM28 159H29V158H28ZM66 159H67V158H66ZM86 159H87V158H86ZM88 159H89V157H88ZM110 159H111V157H110ZM110 159H108L109 162H110ZM114 159H113V160H114ZM119 159H120V157H119ZM119 159H118V160H119ZM134 159H135V158H134ZM146 159H147V158H146ZM146 159H145V160H146ZM148 159H149V158H148ZM155 159H153V160H155ZM158 159H159V158H158ZM164 159H166V158H164ZM169 159H170V158H169ZM171 159H172V158H171ZM183 159L181 158V159H179V160H182V161H183ZM193 159H194V157H193ZM197 159H198V158H197ZM204 159H205V157H204ZM207 159H208V158H207ZM221 159H222V158H221ZM240 159H239V160H240ZM243 159H244V158H243ZM243 159H242V160H243ZM245 159H246V158H245ZM258 159H259V158H258ZM260 159H261V157H260ZM260 159H259V160H260ZM6 160H7V159H6ZM61 160H62V159H61ZM74 160H75V159H74ZM84 160H85V159H84ZM145 160H142V161H143V164H144V161H145ZM162 160H163V159H162ZM177 160H178V159H177ZM187 160H190V159H187ZM198 160H202V158H200V159H198ZM205 160H206V159H205ZM231 160H233V159H231ZM237 160H238V159H237ZM242 160H241V161H242ZM246 160H247V159H246ZM246 160H245V161H246ZM249 160H251V158H250ZM253 160H254V159H253ZM31 161H32V160H31ZM127 161H128V160H127ZM133 161H134V160H133ZM142 161H141V162H142ZM150 161H151V160H150ZM155 161H156V160H155ZM155 161H154V162H155ZM166 161H167V160H166ZM203 161H204V160H203ZM207 161H208V160H207ZM218 161H219V160H218ZM223 161H224V160H223ZM233 161H234V160H233ZM247 161H248V160H247ZM28 162L30 163V161H28ZM33 162H34V161H33ZM67 162H68V161H67ZM93 162H94V161H93ZM113 162H114V161H113ZM119 162H121V161H119ZM136 162H137V161H136ZM146 162H147V160H146ZM151 162H152V161H151ZM154 162H152V163H154ZM173 162H174V161H173ZM173 162H172V163H173ZM179 162H181V161H179ZM197 162H198V161H197ZM197 162H196V163H197ZM209 162H211V161H209ZM212 162H213V161H212ZM216 162H217V161H216ZM225 162H227V161H224V163H225ZM243 162H244V161H243ZM249 162H250V161H249ZM257 162H258V161H257ZM259 162H260V161H259ZM63 163H65V161H64ZM84 163H85V162H84ZM94 163H95V162H94ZM111 163H112V162H111ZM121 163H123V162H121ZM138 163H140V162L138 161ZM162 163H167V162H165V161L163 162V161H162ZM169 163H170V161H169ZM183 163H184V162H182V164H183ZM188 163H189V162H188ZM198 163H200V162H198ZM198 163H197V164H198ZM205 163H206V161H205ZM205 163L203 162L202 164L206 165ZM207 163H208V162H207ZM214 163H215V162H214ZM236 163H237V162H236ZM260 163H261V162H260ZM26 164H28L27 161H25V160H17V159H8L7 162L0 161V264H24V261H25V257H26V256L23 254V250H22V247H23V246H21V244L19 243V240H20V239H23L24 242H25L26 239H27V234L32 235V238L29 237V239H32V240H33V238H35V235H36L37 233H39V229H38V227H37V228H33V225H34V227H36V226H35V223H36L37 221H39V217L37 218V214H36V213H38L39 211H38V212H36V211L39 210V209L41 208V201H42V199L44 198V196H46V195H44L43 198H41V196H39V192H38V190H39V188H40V187H39V183H37V182H36V179H34V178L32 177L31 173H29V171L27 170L28 167L26 166ZM46 164H47V163H46ZM66 164H67V163H66ZM85 164H86V163H85ZM85 164H84V165H85ZM125 164H126V162H125ZM128 164H129V163H127V165H128ZM140 164H141V163H140ZM140 164H139V165H140ZM155 164H156V163H155ZM167 164H168V163H167ZM191 164H192V163H191ZM209 164H210V163H209ZM216 164H217V163H216ZM219 164H221V163H219ZM219 164H218L217 166L220 167ZM222 164H223V163H222ZM226 164L229 165V163H226ZM261 164H264V163H261ZM35 165H36V164H35ZM60 165H61V164H60ZM121 165L124 166V163L121 164ZM121 165H119V167H120ZM156 165H157V164H156ZM168 165H169V164H168ZM185 165H186V163H185ZM185 165H183L182 167L185 168V167H184ZM200 165H201V163H200ZM204 165H203V166H204ZM212 165H213V164H212ZM223 165H224V164H223ZM228 165H227V166H228ZM230 165H231V164H230ZM255 165H256V164H255ZM31 166H33L32 168H35V167H34V164L31 165ZM36 166H37V165H36ZM45 166L47 167V165H44L43 167H45ZM53 166H54V165H52L51 168H52ZM80 166H81V165H80ZM88 166H89V165H88ZM93 166H94V165H93ZM112 166H113V165H112ZM112 166H111V167H112ZM130 166H131V165H130ZM141 166H142V167H145V166H143V165H140L139 167H141ZM203 166H201V167H203ZM213 166H214V165H213ZM213 166H212V167H213ZM239 166H240V164H239ZM241 166L243 167V165H241ZM245 166H247V165H245ZM43 167H42V168H43ZM49 167H50V166H49ZM54 167H55V166H54ZM60 167H61V166H60ZM64 167H65V166H64ZM74 167H75V166H74ZM90 167H91V166H90ZM90 167H88V169H89ZM94 167H96V166H94ZM134 167H136V166H134ZM156 167H157L156 169H158V166H156ZM176 167H177V166H176ZM178 167H179V166H178ZM182 167H181V168H182ZM196 167H197V166H196ZM206 167H207V166H206ZM206 167L204 168V170H206ZM222 167H223V166H222ZM234 167H235V166H234ZM234 167L232 166V168H234ZM252 167H253V166H252ZM259 167H260V166H259ZM47 168H48V167H47ZM69 168H70V167H69ZM75 168H76V167H75ZM78 168H79V167H78ZM113 168H114V167H113ZM125 168H126V167H125ZM130 168L132 169V166H131ZM137 168H138V166H137ZM167 168H168V167H167ZM171 168H172V170H173L174 173H175V171H176L177 168H176V169L174 168L175 170L173 169V167H171ZM186 168H187V167H186ZM208 168H209V167H208ZM214 168H216V166H214ZM214 168H211V172H212V169H214ZM217 168H218V167H217ZM229 168H231V167H229ZM232 168H231V169H232ZM235 168H236V167H235ZM254 168H255V167H254ZM262 168H264V167H262ZM37 169H40V168H37ZM71 169H72V168H71ZM80 169H81V168H80ZM84 169H86V168H83V170H84ZM90 169H91V168H90ZM141 169H144V168H141ZM178 169H179V168H178ZM178 169H177V171L181 170V169H179V170H178ZM192 169H193V168H192ZM209 169H210V168H209ZM220 169H221V168H220ZM220 169H219V170H220ZM227 169H228V168H226L225 170H227ZM231 169H229V171H230ZM255 169H258V168H255ZM259 169H261V168H259ZM32 170H33V169H32ZM53 170H54V169H53ZM107 170H108V171H111V170H109V169H107ZM115 170H116V169H115ZM115 170L113 169V171H115ZM139 170H140V169H139ZM170 170H171V169H170ZM170 170H168V171L170 172ZM219 170H216V169H215V171H219ZM223 170H224V169H223ZM225 170H224L223 172H225ZM238 170H239V169H238ZM241 170H242V169H241ZM241 170H240V171H241ZM251 170H253V169H251ZM251 170H249V172H248L250 175H251V173H250ZM34 171L36 172V169H35ZM47 171H48V170H47ZM47 171H46V172H47ZM49 171H50V170H49ZM54 171H55V170H54ZM60 171H61V170H60ZM77 171H79V170L77 169ZM81 171H82V170H81ZM86 171L88 172L89 170H86ZM86 171H85V172H86ZM90 171L93 172L92 170H90ZM90 171H89V172H90ZM137 171H138V170H137ZM137 171H136V173H137ZM157 171H158V170H157ZM163 171L165 172L166 170H163ZM177 171H176V174H177ZM183 171L185 172L186 170L183 169ZM187 171H188V170H187ZM199 171H200V170H199ZM215 171L213 170V173H214ZM220 171H222V169H221ZM232 171H234V170H232ZM242 171H245V170H242ZM260 171H261V170H260ZM40 172H41V171H40ZM43 172H44V169H43ZM43 172L41 173L42 175H44ZM63 172H64V170H63ZM91 172H90V173H91ZM122 172H124V171H122ZM141 172H143V171H141ZM166 172H167V171H166ZM171 172H172V171H171ZM237 172H238V171H237ZM237 172H235L236 175H237ZM262 172H263V170H262ZM262 172H261V173H262ZM47 173H49V172H47ZM55 173H56V172H55ZM55 173H54V175H55ZM57 173H58V172H57ZM61 173H62V171H61ZM76 173H77V172H76ZM90 173H89V176L91 175ZM95 173H96V172H95ZM100 173H101V172H100ZM118 173H119V172H118ZM132 173H133V172H132ZM161 173H162V172H161ZM192 173H193V172H192ZM198 173H199V172H198ZM209 173H210V172H209ZM227 173H228V171H227ZM235 173H234V174H235ZM245 173H246V172H245ZM248 173H247V174H248ZM257 173H258V172H257ZM34 174H35V173H34ZM37 174H38V173H37ZM45 174H46V173H45ZM80 174H81V173H80ZM86 174H87V173H86ZM86 174H85V175L82 174V177H83V176H86V178H87V177H88V174H87V175H86ZM107 174H108V173H107ZM116 174H117V173H116ZM122 174H123V173H122ZM133 174H135V173H133ZM133 174H132V175H133ZM138 174H141V173L139 172ZM157 174H158V173H157ZM168 174H169V173H168ZM168 174H166V175H168ZM172 174H173V173H172ZM172 174H171V176H172ZM183 174H184V173H183ZM185 174H186V173H185ZM196 174H197V173H196ZM202 174H203V171H202ZM205 174H207V171H206ZM215 174L217 175V173H215ZM252 174L254 175V173H252ZM49 175H50V174H49ZM49 175L47 174L48 177H49ZM54 175H53V173L51 174V176H54ZM56 175H57V174H56ZM62 175H64V174H62ZM66 175H67V173H66ZM71 175L73 176V174H71ZM74 175H75V174H74ZM78 175H79V174H78ZM93 175H94V173H93ZM113 175H115V174L113 173ZM117 175H118V174H117ZM124 175H125V174H124ZM127 175H128V174H127ZM132 175H130V176H132ZM191 175H194V174H191ZM198 175L200 176L201 173L198 174ZM216 175H215V176H216ZM225 175H226V174H225ZM34 176H35V175H34ZM38 176H39V175H38ZM174 176H175V174H174ZM179 176H180V175H179ZM184 176H185V175H184ZM195 176H196V175H195ZM211 176H212V175H210V177H211ZM237 176H238V175H237ZM63 177H64V176H63ZM65 177H66V176H65ZM65 177H64V178H65ZM76 177H79V176H76ZM82 177H80V178H82ZM94 177H95V176H94ZM124 177H126V176H124ZM127 177H128V176H127ZM134 177H135V175H134ZM136 177H137V176H136ZM138 177H140V176L138 175ZM138 177H137V180L139 179ZM147 177H148V174H147ZM149 177H150V175H149ZM151 177H152V176H151ZM162 177H163V176H162ZM165 177H166V176H165ZM168 177H170V175H169ZM185 177H186V176H185ZM190 177H191V176H190ZM196 177H197V176H196ZM206 177H207V176H206ZM212 177H213V176H212ZM212 177H211V178H212ZM217 177H218V175H217ZM245 177H246V175H245ZM260 177H262V175H261ZM38 178H39V177H38ZM61 178H62V177H61ZM61 178L59 179V176H58V179H59V180H62V179H63V178H62V179H61ZM66 178H67V177H66ZM83 178H84V177H83ZM86 178H84V179L86 180ZM91 178H92V177H91ZM107 178H108V177H107ZM110 178H112L111 175H110ZM142 178H143V176H142ZM160 178H161V177H160ZM218 178H219V177H218ZM239 178H240V177H239ZM248 178H250V177H248ZM256 178H258V177H256ZM67 179H68V178H67ZM67 179H66V180H67ZM87 179H88V178H87ZM117 179H118V178H117ZM123 179H124V178H123ZM146 179H147V178H146ZM148 179H149V178H148ZM154 179H155V178H154ZM156 179H157V178H156ZM161 179H162V178H161ZM161 179H160V180H161ZM170 179H171V178H170ZM170 179H169V181H170ZM172 179H173V177H172ZM182 179H183V178H182ZM199 179H200V178H199ZM199 179H198V180H199ZM207 179H208V178H207ZM216 179H217V178H216ZM223 179H224V178H223ZM240 179H241V178H240ZM240 179H239V180H240ZM39 180H40V179H39ZM39 180H38V181H39ZM49 180L51 181V179H49ZM53 180H55V178H54ZM56 180H57V179H56ZM63 180H64V179H63ZM112 180H113V178H112ZM112 180H111V181H112ZM115 180H116V179H115ZM119 180H122V178L119 179ZM124 180H125V182H127V181H129V180H131V179H130V177H129L128 180H126V178H125ZM137 180L135 179V181H137ZM140 180H141V179H140ZM140 180H139V181H140ZM149 180H152V179L150 178ZM157 180H158V179H157ZM164 180H165V179L163 178V181H164ZM183 180H184V179H183ZM195 180H196V178H195ZM198 180H197V182H200V181H198ZM204 180H205V181H208V180H206V179H204ZM209 180H210V178H209ZM218 180H220V179H217V181H218ZM244 180H245V179H244ZM40 181H41V180H40ZM45 181H46V180H45ZM68 181L70 182V180H68ZM71 181H74V180H71ZM87 181H88V180H86V183H87ZM142 181H143V179H142ZM144 181H145V179H144ZM155 181H156V180H155ZM165 181H166V180H165ZM171 181H172V180H171ZM187 181H188V180H186L185 182H187ZM205 181H204V182H205ZM210 181H211V180H210ZM217 181H216V182H217ZM248 181L251 182L252 180L249 179ZM46 182H48V181H46ZM60 182H62V181H60ZM64 182H65V181H64ZM89 182H90V181H89ZM91 182H92V181H91ZM125 182L123 181V183H125ZM150 182H151V181H150ZM185 182H184V184H185ZM197 182H195V183H197ZM218 182H220V181H218ZM218 182H217V184L219 185ZM223 182H224V181H223ZM226 182H227V181H226ZM249 182H247V180L245 181V183H249ZM40 183H41V182H40ZM51 183H53V182L51 181ZM55 183L58 184V182H55V181H54V184H55ZM92 183H93V182H92ZM111 183H112V182H110L109 184L111 185ZM118 183H119V184H122L121 182H118ZM138 183H139V182H138ZM148 183H149V181H148ZM152 183H153V182H151L150 184H152ZM154 183L156 184V182H154ZM157 183L159 184V181H158ZM162 183H164V182H162ZM166 183H167V182H166ZM178 183H180V182L178 181ZM48 184H49V182H48ZM54 184H53V185H54ZM62 184H63V183H62ZM72 184H73V182H72ZM75 184H76V183L74 182V185H75ZM77 184H78V183H77ZM79 184H80V181H79ZM79 184H78V185H79ZM83 184H84V183H83ZM83 184H82V186H84ZM88 184H89V183H88ZM125 184H126V183H125ZM125 184H124V185H125ZM128 184H129V183H128ZM128 184H127V185H128ZM135 184H136V183H135ZM135 184H134V185H135ZM139 184H140V183H139ZM146 184H147V183H146ZM160 184H161V183H160ZM188 184H189V183H188ZM203 184H205V183H203ZM212 184H213V183H212ZM214 184H216V183H214ZM217 184H216V185H213V186L216 187V186H218ZM252 184H253V183H252ZM254 184H255V183H254ZM55 185H56V184H55ZM113 185H115V184H113ZM127 185H126V186H127ZM130 185H131V184H130ZM140 185H141V184H140ZM191 185H193V184H191ZM200 185H202V184H200ZM200 185H199V186H200ZM259 185H260V184H259ZM56 186H57V185H56ZM59 186H60V185H58V187H59ZM76 186H77V185H76ZM87 186H88V185H87ZM89 186L91 187V185H89ZM89 186H88V187H89ZM92 186H93V185H92ZM111 186H112V185H111ZM111 186H110V188H111ZM143 186H144V185H143ZM145 186H146V185H145ZM149 186H150V185H149ZM149 186H148V187H149ZM164 186H165V185H164ZM164 186H163V189H162V190H164L165 188H167V186H166L165 188H164ZM178 186H179V185H178ZM180 186H181V185H180ZM189 186H190V185H189ZM213 186H212V188H213ZM252 186H254V185H251L250 187H252ZM256 186H258V183L256 184ZM60 187H61V186H60ZM88 187H87V188H88ZM108 187H109V186H108ZM108 187H107V189H108ZM119 187H120V186H119ZM130 187H131V186H130ZM134 187H135V186H134ZM138 187H139V186H138ZM138 187H136V189H137ZM159 187H160V186H159ZM190 187H191V186H190ZM207 187H208V185H207ZM247 187H249V186H247ZM41 188H42V187H41ZM45 188H47V187H45ZM51 188H52V187H50V189H51ZM87 188H86V190H87ZM93 188H94V187H93ZM112 188H113V187H112ZM132 188H133V187H132ZM145 188H146V187H145ZM152 188H153V187H152ZM155 188H157V187L155 186ZM173 188H174V185H173ZM191 188H192V187H191ZM193 188H194V187H193ZM219 188H220V187H219ZM262 188H263V187H262ZM47 189H48V188H47ZM116 189H119V188H116V187H115V190H116ZM123 189H125V187H124ZM123 189H122V190H123ZM126 189H127V188H126ZM140 189H141V188H140ZM158 189H159V188H158ZM169 189H172V187L169 186ZM169 189H167L168 192L171 191V190H169ZM180 189H181V187H180ZM180 189H179V190H180ZM182 189H183V188H182ZM182 189H181V191H182ZM197 189H198V187H197ZM199 189H200V188H199ZM208 189H209V188H208ZM240 189H241V188H240ZM252 189H253V188H252ZM52 190H54V189H52ZM57 190H58V189H57ZM91 190H92V189H91ZM91 190H90V191H91ZM110 190H111V189H110ZM113 190H114V188H113ZM113 190H112V191H113ZM115 190H114V191H115ZM127 190H128V189H127ZM132 190H133V189H132ZM144 190H145V189H144ZM150 190H152V189L150 188ZM150 190H149V191H150ZM167 190H166V191H167ZM175 190H176V189L174 188L173 191L175 192ZM183 190H185V189H183ZM204 190H205V189H204ZM258 190H260V189H258ZM258 190H256V191L258 192ZM63 191H64V190H63ZM90 191H89V194H90ZM108 191H109V190H108ZM112 191H109V192H112ZM118 191H119V190H118ZM129 191H131V190H129ZM134 191H135V190H134ZM139 191H141V190H139ZM153 191H155V189H154ZM164 191H165V190H164ZM176 191H178V190H176ZM181 191H180V192H181ZM190 191H191V190H190ZM194 191H195V190H194ZM194 191H192V193H193ZM205 191H206V190H205ZM205 191H203V193H204ZM220 191H222V190H220ZM240 191H241V190H240ZM76 192H77V191H76ZM79 192H80V191H79ZM87 192H88V191H87ZM93 192H95V190H94ZM109 192H108V193H109ZM115 192H116V191H115ZM115 192H114V193H115ZM122 192L124 193V191H122ZM160 192H161V191H160ZM160 192H159V194H160ZM185 192L187 193L186 190H185ZM199 192H200L199 190L196 191V193H199ZM211 192H212V190H210V193H211ZM243 192H244V191H243ZM253 192H255V188H254V191H253ZM40 193H42V192H40ZM119 193H120V192H119ZM119 193H118V195L121 194V193H120V194H119ZM125 193H126V192H125ZM146 193H147V192H146ZM156 193H157V192H156ZM156 193H154V194H156ZM162 193H163V192H162ZM177 193H178V192H177ZM186 193H183V195L186 194ZM207 193H208V192H207ZM207 193H206V194H207ZM210 193H209V194H210ZM238 193H239V192H237V194H238ZM259 193L261 194V192H258V194H256V195L260 196ZM262 193H264V192H263V189H262ZM44 194H45V193H44ZM72 194H73V193H72ZM115 194H117V192H116ZM126 194H127V193H126ZM150 194H151V193H149V195H150ZM170 194H171V193H170ZM170 194H169V195L167 194V195L171 198ZM180 194H181V193H180ZM180 194H179V195H180ZM220 194H221V193H220ZM226 194H227V193H226ZM229 194H230V193H229ZM240 194H241V193H240ZM240 194H239V196H240ZM250 194H251V193H250ZM41 195H43V194H41ZM47 195H48V194H47ZM50 195H51V194H50ZM56 195H57V194H56ZM56 195H55V196H56ZM108 195H109V194H108ZM121 195H122V194H121ZM131 195H133V194H131ZM142 195H143V194H142ZM142 195H141V196H142ZM149 195H147V196L149 197ZM157 195H158V193H157ZM160 195H161V194H160ZM165 195H166V194H165ZM172 195H173V194H172ZM192 195H193V194H192ZM216 195H218V193H217ZM221 195H222V194H221ZM230 195H232V194H230ZM230 195H229V196H230ZM248 195H249V194H247V195H245V196H248ZM93 196H94V195H93ZM129 196H130V194H129L127 197H129ZM137 196H138V195H137ZM145 196H146V194H145ZM151 196H152V195H151ZM158 196H159V195H158ZM158 196H157V197H158ZM161 196H163V195H161ZM201 196H202V195H201ZM222 196H223V195H222ZM224 196H226V195L224 194ZM229 196H227V198H228ZM239 196L237 195L236 197H239ZM115 197H116V196H115ZM117 197H118V196H117ZM142 197H143V196H142ZM152 197H153V196H152ZM155 197H156V196H155ZM155 197L152 198V201H153V199H154ZM164 197H165V196H164ZM164 197H162V198H163L164 200H166ZM169 197H167L168 200H170ZM172 197H173V196H172ZM176 197H177V196H176ZM178 197H179V196H178ZM184 197H185V196H184ZM194 197H195V196H194ZM206 197H207V196H206ZM230 197H232V196H230ZM234 197H235V196H234ZM234 197H233V198H234ZM249 197H250V196H248L247 198L249 199ZM45 198H46V197H45ZM45 198H44V199H45ZM109 198H110V197H109ZM119 198H120V197H119ZM119 198H118V199H119ZM121 198L124 199V198H126V197H124V195H123V197H121ZM136 198H137V197H136ZM182 198H183V197H182ZM182 198H180V199H182ZM185 198H187V197H185ZM188 198H189V197H188ZM192 198H193V197H192ZM207 198H208V197H207ZM216 198H217V197H216ZM219 198H220V197H219ZM239 198H240V197H239ZM251 198H252V197H251ZM255 198H256V197H255ZM260 198H261V197H260ZM260 198H257V199H260ZM55 199H56V198H55ZM55 199H54V200H55ZM110 199L113 200V198H112V194H111V198H110ZM114 199H115V198H114ZM128 199H129V198H128ZM134 199H135V198H134ZM143 199H145V198H143ZM147 199H148V198H147ZM157 199H158V198H157ZM157 199H156V200H157ZM176 199H178V198H176ZM199 199L201 200V197H200ZM202 199H203V198H202ZM205 199H206V198H204V200H205ZM229 199H230V198H229ZM235 199H236V198H235ZM47 200H49V199H47ZM47 200H45V202H46ZM52 200H53V199H52ZM54 200H53V204H54V202H55ZM132 200H133V199H132ZM135 200H136V199H135ZM135 200H133V201H135ZM145 200H146V199H145ZM149 200H150V199H149ZM149 200H148V201H149ZM159 200H162V199H159ZM159 200H158V201H159ZM174 200H175V199H174ZM192 200H193V199H192ZM195 200H196V199H195ZM208 200H209V199H208ZM220 200H221V198H220ZM233 200H234V199H233ZM237 200H238V199H237ZM62 201H64V200H62ZM65 201H66V200H65ZM113 201H114V200H113ZM115 201H116V200H115ZM154 201H155V199H154ZM158 201H156V202H157V203H160V202H158ZM182 201H183V200H182ZM248 201H249V200H248ZM248 201H247V202H248ZM47 202H48V205H49V202H50V201H47ZM57 202H59V200H58ZM57 202H56V203H57ZM60 202H61V201H60ZM116 202H117V201H116ZM122 202H124V201H122ZM127 202H128V204L130 203L128 200H127ZM127 202H125V203H127ZM138 202H139V201H138ZM138 202H137V205L140 204V203L138 204ZM146 202H147V200H146ZM149 202H151V201H149ZM149 202H147V203H149ZM175 202H176V201H175ZM185 202H186V200H185ZM191 202H192V201H191ZM194 202H195V201H194ZM242 202H243V201H242ZM247 202H244V203H247ZM254 202H255V201H254ZM257 202H258V201H257ZM112 203H114V202H112ZM120 203H121V202H120ZM125 203H124V204H125ZM147 203L143 204V205H145L144 207H146V205H148ZM164 203H165V202H164ZM171 203H173V205H174V202H173L172 200H171L170 204H171ZM179 203H180V202H179ZM207 203L210 204V202H207ZM244 203H242V204H244ZM248 203H249V202H248ZM255 203H256V202H255ZM46 204H47V203H46ZM60 204H62V203H60ZM118 204H119V203H118ZM124 204H123V205H124ZM134 204H135V203H134ZM154 204H156V203H154ZM160 204H161V203H160ZM166 204H167V206L169 205L168 203H166ZM182 204H183V203H182ZM188 204H190V203L188 202V203H187V206H188ZM192 204H195V203H192ZM192 204H190V205H192ZM229 204H230V203H229ZM232 204H233V203H232ZM250 204H251V203H250ZM48 205H46V206H48ZM51 205H52V204H51ZM63 205H64V204H63ZM69 205H70V204H69ZM72 205H73V204H72ZM74 205H75V204H74ZM114 205H115V204H114ZM141 205H142V203H141ZM141 205H140V206H141ZM150 205H151V204H150ZM173 205H171V206H173ZM185 205H186V203H184V206H185ZM190 205H189V207H190ZM233 205H234V204H233ZM244 205H245V204H244ZM52 206H53V205H52ZM56 206H58V205H56ZM56 206L54 207V208H55V211H54V212L59 213L61 209H60L59 211H56ZM60 206H61V205H60ZM65 206H66V205H65ZM67 206H68V204H67ZM76 206H77V205H76ZM111 206H112V205H111ZM134 206H135V205H134ZM157 206H158V205H157ZM167 206H166V207H167ZM169 206H170V205H169ZM180 206H181V205H180ZM182 206H183V205H182ZM184 206H183V207H184ZM187 206H186V207H187ZM193 206H194V205H193ZM208 206H209V205H208ZM240 206H241V204L239 205V207H240ZM252 206H253V205H252ZM254 206H255V205H254ZM63 207H64V206H62V209H63ZM73 207H74V206H73ZM113 207H115V206H113ZM129 207H131V206L129 205ZM148 207H149V206H148ZM162 207H165V206H162ZM166 207H165V208H166ZM173 207H174V206H173ZM173 207H171V208H173ZM183 207H182V208H183ZM241 207H242V206H241ZM245 207H246V206H245ZM245 207H242V208H245ZM250 207H251V206H250ZM45 208L48 209V207H45ZM54 208H53V210H54ZM58 208H61V207H58ZM66 208H67V207H66ZM74 208H75V207H74ZM117 208H119V207H117ZM141 208H142V207H141ZM146 208H147V207H146ZM146 208H145V209H146ZM165 208H163V209L166 210ZM168 208H169V210H170V207H168ZM175 208H176V207H175ZM177 208H178V207H177ZM177 208H176V209H177ZM180 208H181V207H180ZM187 208H188V207H187ZM187 208H186V210H188ZM225 208H226V207H225ZM242 208H241V209H242ZM78 209H79V208H78ZM130 209H131V208H130ZM158 209H159V206H158ZM158 209H157V210H158ZM173 209H174V208H173ZM184 209H185V208H184ZM190 209H191V208H190ZM196 209H197V208H196ZM255 209H256V207H255ZM57 210H58V209H57ZM159 210H162V209H159ZM171 210H172V209H171ZM174 210H175V209H174ZM198 210H199V208H198ZM246 210H248V208H246ZM246 210H244V211H246ZM256 210H257V209H256ZM40 211H41V210H40ZM49 211H51V210H49ZM155 211H156V210H155ZM155 211H154V213H155ZM175 211H176V210H175ZM194 211H195V210H194ZM227 211H228V210H227ZM227 211H226V213H227ZM249 211H251V210H248V214L252 215V214H251L252 211H251L250 213H249ZM54 212H52V213L54 214ZM61 212H63V211H61ZM61 212H60V213H61ZM68 212H69V211H68ZM116 212H117V211H116ZM128 212H129V211H128ZM150 212H151V211H150ZM165 212H166V211H165ZM165 212H163V214H161V215L163 216V215L165 214V216H166V213H165ZM171 212H172V211H171ZM176 212H177V211H176ZM176 212H175V213H176ZM195 212H196V211H195ZM200 212H202V210H201ZM207 212H208V211H207ZM223 212H224V211H223ZM246 212H247V211H246ZM258 212H260V211H258ZM258 212H257V213H258ZM42 213H44V212H42ZM46 213H47V212H46ZM46 213H45V214H46ZM48 213H49V212H48ZM48 213H47L46 215H44V216L46 217V216L48 215ZM64 213H65V212H64ZM64 213H63V214H64ZM69 213H70V212H69ZM69 213H68V214H69ZM113 213H114V212H113ZM139 213H140V212H139ZM139 213H138V214H139ZM144 213H145V212H144ZM160 213H162V212H160ZM160 213H159V214H160ZM168 213H169V211H168ZM177 213H178V212H177ZM196 213H197V212H196ZM216 213H217V212H216ZM253 213H254V211H253ZM263 213H264V212H263ZM65 214H66V213H65ZM141 214H142V213H141ZM146 214H147V213H146ZM146 214H145V215H146ZM170 214H171V213H170ZM180 214H181V213H179V215H180ZM197 214H198V213H197ZM217 214H218V213H217ZM237 214H242V212L237 213ZM51 215H52V214H51ZM59 215H61V214H59ZM129 215H130V214H129ZM148 215H149V214H148ZM154 215H156V214H154ZM154 215H153V216H154ZM171 215H174V212H173V214H171ZM171 215H169V216L171 217ZM175 215H176V214H175ZM175 215H174V216H175ZM179 215H178V216H179ZM202 215H204V214H202ZM207 215H208V214H207ZM215 215H216V214H215ZM218 215H220V214H218ZM224 215H228V214H224ZM224 215H223V217L226 219V217H225ZM232 215H233V213H232ZM39 216H40V215H39ZM67 216H69V215H67ZM70 216H71V215H70ZM142 216H143V215H142ZM146 216H147V215H146ZM162 216H161V217H162ZM165 216H164L163 218H165ZM169 216H166V218L168 219ZM178 216H177V217H178ZM191 216H193V215H191ZM228 216H229V215H228ZM238 216H239V215H238ZM253 216H254V214H253ZM263 216H264V215H263ZM263 216H262V217H263ZM54 217H55V216H53V219H55ZM61 217H62V216H61ZM63 217H64V216H63ZM76 217H77V216H76ZM114 217H115V216H114ZM132 217H133V216H132ZM135 217H136V216H135ZM147 217H148V216H147ZM149 217H150V216H149ZM177 217H176V219H177ZM206 217H207V216H206ZM208 217H210V215H208ZM212 217H213V216H212ZM215 217H216V216H215ZM218 217H219V216H218ZM233 217H234V216H233ZM233 217H232V218H233ZM235 217H237V216H235ZM240 217H241V216H240ZM240 217H239V218H240ZM251 217H252V216H251ZM46 218H47V217H46ZM46 218H45V219H46ZM48 218H49V217H48ZM56 218H57V217H56ZM65 218H66V217H65ZM145 218H146V217H145ZM150 218H151V217H150ZM182 218H184V217H182ZM200 218H201V216H200ZM200 218H199V220H200ZM213 218H214V217H213ZM242 218H243V217H242ZM51 219H52V218H51ZM58 219H59V218H58ZM79 219H80V217H79V218L77 217V222H76V221H72V222H74V223L76 222V226H78V225L80 224V222L78 223V221H80ZM115 219H116V217H115ZM118 219H119V218H118ZM120 219H121V218H120ZM152 219H153V217H152ZM152 219H151L150 221H152ZM158 219H159V218H158ZM173 219H174V218H173ZM173 219H172V220H173ZM186 219H187V218H186ZM236 219L238 220V218H236ZM254 219H255V218H254ZM43 220H44V219H43ZM43 220H42V221H43ZM63 220H64V218H63ZM74 220H75V219H74ZM154 220H155V219H154ZM161 220H162V218L160 219V221H161ZM163 220H164V219H163ZM163 220H162V222H163ZM170 220H171V219H170ZM179 220H180V219H179ZM199 220H198V221H199ZM204 220H205V219H204ZM245 220H246V219H245ZM40 221H41V220H40ZM47 221H48V220H47ZM47 221H46V222H47ZM51 221H52V220H51ZM54 221H55V220H54ZM54 221H52V222H54ZM60 221H61V220H60ZM66 221L68 222V220H66ZM113 221H114V220H113ZM148 221H149V220H148ZM184 221H185V220H184ZM200 221H201V220H200ZM200 221L197 222V220H196L197 223H200V224H201ZM216 221H218V220H215V223H216ZM226 221H228V220H226ZM248 221H249V220H248ZM248 221L246 220V222H248ZM258 221H259V220H258ZM261 221H263V220H261ZM63 222H64V221H63ZM69 222H70V221H69ZM81 222H82V221H81ZM117 222H118V221H117ZM170 222H171V221H170ZM170 222L168 221L167 223H170ZM206 222H207V221H206ZM218 222H219V221H218ZM218 222H217V223H218ZM243 222H244V221H243ZM250 222H251V220L249 221V223H250ZM39 223H40V222H39ZM39 223L36 224V225H39ZM42 223H45V222H42ZM54 223H55V222H54ZM54 223H53V224H54ZM58 223H59V222H58ZM74 223L71 224V225H72L71 227H73ZM77 223H78V224H77ZM82 223H83V222H82ZM82 223H81V224H82ZM134 223H135V222H134ZM136 223H137V222H136ZM152 223H153V222H152ZM156 223H159V221H158V222L156 221ZM156 223H155V224H156ZM163 223H164V222H163ZM163 223H162V224H163ZM192 223H193V221H192ZM207 223H208V222H207ZM221 223H222V225H224L223 222H221ZM59 224H61V223H59ZM62 224H63V223H62ZM117 224H118V223H117ZM164 224H166V223H164ZM164 224H163V225H164ZM171 224H172V222H171ZM194 224H195V223H194ZM200 224H199V225H200ZM228 224H230V222H228ZM231 224H232V223H231ZM238 224H240V223H238ZM247 224H248V223H247ZM247 224H246V225H247ZM253 224H255V223H253ZM258 224H259V223H258ZM44 225H45V224H43V226H44ZM49 225H51V224H49ZM55 225L58 226L57 224H55ZM69 225H70V224H69ZM85 225H86V223H85ZM158 225H160V224H158ZM167 225H168V224H167ZM197 225H198V224H197ZM212 225H213V224H212ZM217 225H218V224H217ZM242 225H243V224H242ZM45 226H46V225H45ZM59 226H60V225H59ZM61 226H64V224L61 225ZM61 226H60V227H61ZM76 226H75V227H76ZM83 226H84V225H83ZM83 226H82V228H81V226H80V228L83 229ZM160 226H161V225H160ZM164 226H165V225H164ZM164 226H163V227H164ZM169 226H170V225H169ZM192 226H193V225H192ZM194 226H195V225H194ZM218 226H219V225H218ZM227 226H228V225H227ZM252 226H253V225H252ZM41 227H42V226H41ZM51 227H52V226H51ZM51 227H50V228H51ZM53 227H54V226H53ZM66 227H68V226H66ZM78 227H79V226H78ZM78 227H77V228H78ZM122 227H123V226H122ZM151 227H152V226H151ZM151 227L149 226L150 229H152ZM154 227H155V226H154ZM170 227H171V226H170ZM195 227H196V226H195ZM198 227H200V226H198ZM198 227H197V228H198ZM208 227H209V226H208ZM215 227H216V226H215ZM239 227H240V225H239ZM50 228H48V229H50ZM61 228H62V227H61ZM61 228H60L58 231H60ZM73 228H74V227H73ZM80 228H78V229H80ZM181 228H182V227H181ZM197 228H195V229H197ZM206 228H207V227H206ZM219 228H220V227H219ZM235 228H236V227H235ZM243 228H245V227H243ZM246 228H248V227H246ZM32 229H33V230H32ZM42 229H43V228H42ZM45 229H47V226H46ZM64 229H65V227H64ZM66 229H67V228H66ZM120 229H121V228H120ZM124 229H125V228H124ZM127 229H128V228H127ZM154 229H157V227H155ZM166 229H168V228H166ZM240 229H241V228H240ZM253 229H256V228H253ZM257 229H258V228H257ZM261 229H262V227H261ZM72 230H73V229H72ZM84 230H85V227H84ZM122 230H123V229H122ZM129 230H130V229H129ZM168 230H169V229H168ZM191 230H192V229H191ZM199 230H200V229H199ZM199 230H198V231H199ZM207 230H208V228H207ZM207 230H206V231H207ZM220 230H221V228H220ZM222 230H223V229H222ZM245 230H247V229H245ZM250 230H251V229H250ZM119 231H120V230H119ZM156 231H157V230H156ZM202 231H203V230H202ZM202 231H201V232H202ZM212 231H213V230H212ZM223 231H224V230H223ZM238 231H240V230H238ZM251 231H253V230H251ZM251 231H250V232H251ZM263 231H264V230H263ZM31 232H33V233H31ZM50 232H51V231H50ZM56 232H57V230H56ZM60 232H61V231H60ZM120 232H122V231H120ZM124 232H125V231H124ZM133 232H134V231H133ZM153 232H154V231H153ZM191 232H194V231H191ZM225 232H226V231H225ZM227 232H228V231H227ZM46 233H48L47 230H46ZM46 233H45V234H46ZM53 233H54V232H53ZM78 233H79V232H78ZM229 233H230V232H229ZM239 233H241V232H239ZM239 233H238V234H239ZM254 233H255V232H254ZM54 234H55V233H54ZM57 234H58V233H57ZM60 234H61V236H62L63 233H60ZM65 234H66V233H65ZM124 234H125V233H124ZM127 234H128V233H127ZM179 234H180V233H179ZM194 234H195V233H194ZM203 234H204V233H203ZM215 234H216V233H215ZM221 234H223V232H222ZM242 234H243V233H242ZM246 234H247V232H246ZM257 234H258V233H257ZM260 234L263 235L262 233H260ZM51 235H52V234H51ZM55 235H56V234H55ZM76 235H77V234H76ZM192 235H193V234H192ZM192 235H191V236H192ZM204 235H205V234H204ZM212 235H214V234H212ZM212 235H210V237H211ZM223 235H224V234H223ZM231 235H232V234H231ZM239 235H240V234H239ZM243 235H244V234H243ZM258 235H259V234H258ZM38 236H39V235H38ZM42 236H43V235H42ZM44 236H45V235H44ZM47 236H48V235H47ZM57 236H58V235H57ZM70 236H71V235H70ZM140 236H141V235H140ZM182 236H184V235H182ZM195 236H197V235H195ZM198 236H199V235H198ZM225 236H226V235H225ZM233 236H234V235H232V238H233ZM245 236H246V235H245ZM245 236H244V237H245ZM250 236H251V235H250ZM50 237H51V236H50ZM50 237H49V238H50ZM62 237H63L62 239H64V236H62ZM126 237H127V236H126ZM155 237H158V236L156 235ZM199 237H200V236H199ZM207 237H208V236H207ZM213 237H214V236H213ZM213 237H212V238H213ZM222 237H224V236H222ZM226 237H227V236H226ZM246 237H249V235L246 236ZM252 237H253V236H252ZM36 238H37V237H36ZM38 238H39V237H38ZM133 238H135V237H133ZM191 238H192V237H191ZM193 238H194V237H193ZM215 238H216V237H215ZM220 238H221V237H219V239H220ZM224 238H225V237H224ZM45 239H46V238H45ZM130 239H131V238H130ZM137 239H138V238H137ZM139 239H140V238H139ZM139 239H138V241H140ZM144 239H145V238H144ZM213 239H214V238H213ZM253 239H254V238H253ZM142 240H143V239H142ZM154 240H155V239H154ZM159 240L161 241V239H159ZM203 240H204V239H203ZM210 240H211V239H210ZM136 241H137V240H136ZM143 241H144V240H143ZM195 241H196V240H195ZM195 241L193 240V242H195ZM201 241H202V240H201ZM211 241H212V240H211ZM227 241H228V240H227ZM245 241H247V240H245ZM250 241H251V240H250ZM252 241H253V240H252ZM252 241H251V242H252ZM30 242H31V241H30ZM30 242H29V243H30ZM36 242H37V241H36ZM36 242H35V243H36ZM147 242L149 243V241H147ZM169 242H170V241H169ZM169 242H168V243H169ZM199 242H200V241H199ZM199 242H198V244H200ZM204 242H205V241H204ZM32 243H33V242H32ZM136 243H137V242H136ZM142 243H143V242H142ZM178 243H179V242H178ZM223 243H224V242H223ZM228 243H229V242H228ZM27 244H28V243H27ZM50 244H51V242H50ZM152 244H153V243H152ZM156 244H157V243H156ZM156 244H155V245H156ZM181 244H183V242H182ZM198 244H197V245H198ZM247 244H248V243H247ZM249 244L252 245L251 243H249ZM254 244H255V242H254ZM28 245H29V244H28ZM28 245H27V248H26V246H25L24 249H30V248H28ZM33 245H34V244H33ZM35 245H36V244H35ZM37 245H38V244H37ZM144 245H146V243H145ZM150 245H151V244H150ZM155 245H154V246H155ZM166 245H167V244H166ZM215 245L217 246L216 248H220V249H222V250H225V251L227 252V253H226L227 255H228V254L231 255V253H233V251H234V248H232V247H231V248H230V247H226L227 245H226V246H224V245H218V244H215ZM230 245H232L231 242H230ZM260 245H261V244H259V246H260ZM41 246H42V243H41ZM140 246H141V245H140ZM182 246H183V245H182ZM184 246H186V245H184ZM195 246H196V245H195ZM201 246H202V245H201ZM201 246H200V247H201ZM254 246H255V245H254ZM259 246H258V248H259ZM30 247H31V246H30ZM158 247H159V246H158ZM198 247H199V246H198ZM225 247H226V248H225ZM247 247H248V246H247ZM249 247H251V246H249ZM249 247H248V248H249ZM33 248H35V246H34ZM36 248H38V246H37ZM139 248H140V247H139ZM154 248H155V247H154ZM178 248H180V247H178ZM185 248H186V247H185ZM185 248H184V249H185ZM194 248H195V247H194ZM228 248H230V249H228ZM243 248H245V247H243ZM253 248H255V247H253ZM263 248H264V247H263ZM141 249H142V248H141ZM156 249H158V248H156ZM180 249H181V248H180ZM180 249H178V250H180ZM214 249H215V248H214ZM220 249H219V250L216 249V251H215V253H214L213 257H212L211 262H209L210 260H209L208 262H206V261H199L198 264H210V263H211V264H219L218 261H217V257H218V256L221 257V255H224V254H225V252H223V253H220L219 255L216 256V255H215L216 252H219ZM235 249H236V248H235ZM256 249H257V248H256ZM261 249H262V248H261ZM261 249H260V252L263 251V250H261ZM151 250H152V249H151ZM197 250H198V249H197ZM212 250H213V249H212ZM232 250H233V251H232ZM247 250H249V249H247ZM27 251H29V250H27ZM32 251H34V250L32 249ZM231 251H232V252H231ZM237 251H238V250H237ZM237 251H235V252H237ZM250 251H251V250H250ZM24 252H25V251H24ZM212 252H213V251H212ZM235 252H234V253H235ZM253 252H254V251H253ZM29 253H31V251H30ZM32 253H33V252H32ZM34 253H35V252H34ZM34 253H33V256H34ZM161 253H162V252H161ZM177 253H178V251H177ZM180 253H181V251H180ZM238 253H240V252H237L236 254H238ZM261 253H262V252H261ZM261 253H259V256L261 255ZM27 254H28V253H27ZM38 254H39V253H38ZM143 254H144V253H143ZM178 254H179V253H178ZM181 254H182V253H181ZM188 254H189V252H188ZM254 254H255V253H254ZM31 255H32V254H31ZM36 255H37V254H36ZM160 255H161V254H160ZM189 255L192 256L191 254H189ZM195 255H196V254H195ZM242 255H244V254L242 253ZM246 255H247V254H246ZM179 256H180V254L178 255V257H179ZM225 256H226V255H225ZM233 256H234V254H233ZM236 256H237V255H236ZM244 256H245V255H244ZM251 256H252V255H251ZM28 257H29V256H28ZM31 257H32V256H30V258H31ZM35 257H36V256H35ZM153 257H154V256H153ZM181 257H184V256H181ZM238 257H239V256H238ZM241 257H243V256H241ZM254 257H255V256H254ZM256 257H257V256H256ZM30 258H29V259H30ZM33 258H34V257H33ZM33 258H32V259H33ZM157 258H158V257H157ZM188 258H189V257H188ZM188 258H187V259H188ZM191 258H192V257H191ZM191 258H190V259H191ZM226 258H227V257H226ZM226 258H225V260H227ZM246 258H248V257L246 256ZM260 258H261V257H260ZM38 259H39V258H38ZM198 259H201V258L198 257ZM218 259H219V258H218ZM220 259H222V257H221ZM230 259H232V257H231ZM234 259H235V256H234ZM236 259H237V258H236ZM242 259H243V258H242ZM242 259H241V260H242ZM248 259H249V258H248ZM262 259H263V258H262ZM153 260H154V259H153ZM155 260H158V259H156V257H155ZM165 260H166V259H165ZM201 260H202V259H201ZM223 260H224V259H223ZM237 260H238V259H237ZM250 260H252V258H250ZM253 260H257V259H253ZM33 261H34V260H33ZM35 261H37V258L35 259ZM149 261H150V260H149ZM230 261H231V260H230ZM230 261H229V263H230ZM27 262H28V261H27ZM40 262H41V261H40ZM168 262H169V261H168ZM176 262H177V261H176ZM219 262H220V260H219ZM225 262H227V261H225ZM239 262H240V261H239ZM253 262H254V261H253ZM38 263H39V261H38ZM193 263H194V262H193ZM220 263H221V262H220ZM229 263H227V264H229ZM241 263H242V262H241ZM251 263H252V261H251ZM255 263L257 264V262H254V264H255ZM166 264H167V262H166ZM223 264H224V262H223ZM231 264H235V263H231ZM236 264H237V263H236Z\"/></svg>",
	"mask_w": 264,
	"mask_h": 264
}]
</instances>
